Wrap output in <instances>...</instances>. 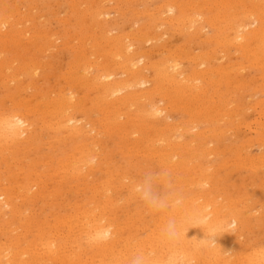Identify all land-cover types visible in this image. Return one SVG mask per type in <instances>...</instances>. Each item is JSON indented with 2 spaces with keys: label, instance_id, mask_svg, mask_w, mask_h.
<instances>
[{
  "label": "rangeland",
  "instance_id": "obj_1",
  "mask_svg": "<svg viewBox=\"0 0 264 264\" xmlns=\"http://www.w3.org/2000/svg\"><path fill=\"white\" fill-rule=\"evenodd\" d=\"M4 2L5 1H9V0H3ZM13 1V2H12ZM10 0L9 2H12V3H10V4H8L9 5V7L6 9L7 11H8V14H9V16H12V18H9V21H11L10 23H11V25L9 24L8 26H3V27H0V29H2L3 28V30H1V32L2 31H5L6 29H8L9 28V30H6L5 32H7L8 33V35H6L7 37H0V39H2L3 41L1 42V40H0V47L2 48L1 50L3 51V53H2V51L0 50V57H1V55L3 56L4 55V53H5V57L3 56V58L1 59V61L0 62H3V60L5 61V60H7V61H5V62H3L4 64H3V68H2V70L0 71V116H7L8 114H10V113H13L14 112V110L15 109H17L18 107H21V109L19 108V109H17V111H15V112H18V111H20V112H18V113H21V111H23L22 113L23 114H25L26 116L24 117L27 121H30L29 123H32V126H33V131L31 132L32 134V138L30 139V141H29V143L28 144H26L25 146L27 147L25 150H22V153H20V154H15V160L13 159V160H9V161H11V162H9L8 161V163L9 164H3V163H1L0 165V169L2 168H4V173H3V170H1V174H0V181H2V182H0V192H5V196L6 195H8L9 197H10V200H12L11 201V203H12V206H13V209L14 210H16L15 211V213L14 212H9L8 211V207H4L3 209H1L0 210V225H1V227H0V250H3V248H5L4 250H7L8 249V247L9 246H6V245H10V247H13V250H15L14 252H17V253H19L18 254V256L19 257H21L20 255L22 254V248H25V247H28V249L26 248V250H28V253H30V254H28V256L26 255V254H22V258L23 257H29L30 259H33V260H36V259H40L39 261H37L38 263L37 264H39V262L41 261V260H43V259H45L46 260V258H49V256L47 257V256H44V255H46V253H44L45 252V247H43L44 246V244L46 243L45 241H48V240H50L51 241V239L53 240V242L55 241L56 243V245L55 244H53V245H55V246H57L58 247V244L60 243L62 246V249L64 248V251H65V254H66V251H68L67 252V256H71L70 254H72V253H77V252H80V250L82 249V251L80 252V253H83V254H81L82 256H84V255H87L85 258H87V260H89L90 258L89 257H91L92 255L91 254H93V253H95V251L93 250V249H88L87 248V244H86V241L84 240V235L82 234L81 235V233H75L76 231L74 230V229H76L75 228V226H72V228H70L71 229V231L72 232H74V233H69V231H66V228H68V226H66V225H68V223H70L71 221H69L68 222V220H69V218H78V212L80 211V209H81V207H77V205H79V204H77V203H83L84 204V201H86L85 202V205H88V206H92L94 203H96V202H100V201H98L97 200V198L94 196V195H92L94 192H92V191H94L93 189L94 188H97L96 187V185H97V183L100 181V180H102L104 177V174H105V172H104V170L102 171H98L97 172V170L95 171V169H94V171H93V173L95 174V175H92V173L91 174H89L90 175V178H89V176L86 178V179H84L83 181L81 180V179H78V178H76L75 179V177L73 178V177H71L69 174H67V176L65 175L66 173H64L63 174V171H62V167H60V166H62L63 164H65L66 163V161H68V159L69 158H71L72 159V157H73V155H76V154H78V152L80 151V152H82V151H84V152H86L87 150V148L88 147H90V148H94L93 150H95V152H99V156H97V158L96 159H94L93 160V162L92 163H98L99 165L97 166L98 168H100V162L102 161V163L104 162V167L106 166L105 164H107V168H109V169H111L112 171H115L116 173H118V172H120L121 171V173H119V174H123V175H125V176H123L124 178H122V179H119V182H120V180H124V181H122V182H120L121 184H123V183H126L128 180H130L133 176H134V174L136 175V177L134 176V178H132L131 180H134L135 178H136V180H134L135 182H137V181H140L141 179H143L142 181H140V182H144V183H146L147 184V186H148V188H149V190L148 191H150V193H152L151 195H152V197L154 198V199H157V198H160V199H164V200H167V197L169 198L170 196H172L173 194H175V193H178V195L180 194V198H183V194H187V193H184V191H185V189L184 188H182V186L180 185L179 187H178V184H175V180L174 179H171V178H173L172 177V175L170 174V173H166L165 174V176L166 177H164L163 179L165 180V181H163V179H161L160 177H161V169L160 168H158L156 165V163L155 164H153L154 163V159H153V157L151 156H146V155H144V157L141 155V152H140V154L138 153V151H136L137 153H134L135 152V149H131V144L129 143V141H128V139H127V137H124L125 135H123V136H121V134H124V132L123 131H119V129H117V128H113V127H118V126H122V125H119V122L121 123L122 121V124L123 123H125L127 120H128V117L130 116H127V113H128V111H130L128 114H132L131 115V117L133 116V114L136 116V117H138V116H140L139 114H141L140 112H139V109L138 108H140L141 109V104L139 103H134V101L132 102V100H131V103H132V105H133V103H134V105L133 106H135L134 107V111L133 110H131L132 109V105H130L131 103H129L128 104V102H130L129 100L131 99V97L130 96H128V95H131L134 91H136L134 94L135 95H140L141 94V92L143 91V92H145V94L147 95V91L148 90H151L152 88H153V90L154 89H157L156 88V78L153 80V79H150V77L152 76L153 78H154V75H155V77H156V73H157V68H161V67H164L165 68V66L167 65V67L168 68H166V70L168 69H170V70H172V73L176 70L177 71V73H179V75H180V73H181V75L179 76L178 75V79H181L182 78V82L184 81H186L188 78H186L187 76L188 77H191L190 79H191V81H190V79H188V81H186L185 83L188 85V84H190V85H193V84H195V82H197L196 83V85H198V83H201V84H199V86H203V90H205L206 89V92H205V94H204V96H203V98H205V99H208L209 101L208 102H210V104L209 103H207V101H205V102H203L202 103V105H201V102L203 101V98H202V101H197V103H193L192 101H190L191 102V104H190V102H189V104H190V107L188 106L189 104L188 103H185V104H187V106L186 105H184V100L185 99H188V97H186V96H183V98H181L180 99V97H178V96H173L172 95V93H170L169 92V90L171 91V89H170V87L166 84V83H164L163 82V86H159V90L158 91H154L153 92V98L151 97L150 98V100L148 99V101H147V98H146V100L144 101V105H145V108L144 109H148V107L146 108V106L148 105L149 106V104H150V107H149V109L151 108V107H153V108H155V106L157 105V108H163V106H166L165 107V109L162 111V112H160L159 113V117L160 118H164V122H165V120H166V122H165V124H166V126L167 127H164L165 125H164V123H162L163 122V118L161 119V123L163 124V131H165L164 132V134H163V137H165V133H167V136H168V134H169V137L168 138H164V140L167 142V143H169L170 141L169 140H171V139H173L174 141H175V139H178L177 137H179L180 139H178V140H176L175 142L177 143V145L179 144V147L180 146H182L183 145V147H181V148H186L187 147V149H188V151L191 149V146H193V145H195L196 147H198L199 146V144L197 145L196 143L197 142H199L200 141V143L202 142L203 143V141H208V143L207 142H204L203 144L206 146V149L208 150L209 148L210 149H213L215 152H217V153H215V152H213V153H211V154H213V155H209V154H207V155H205L204 157L205 158H200V164L202 165V163H203V161H204V163H203V165L201 166L203 169H205V171H206V173H207V175H206V180H204L202 183H200V184H198L197 185V187L195 186L194 187V185H189L188 187V189H186V190H188L189 192H192L193 194H196L197 192H198V194H200V193H207V196L209 197V198H212V199H214L213 198V196L214 197H217V198H215L214 200L215 201H217L218 202V200H219V202H220V204H223V206L224 207H226V208H229V207H231V208H229V210H232L233 211V209L235 210L234 212H238L239 213V218H238V220L239 221H237L236 223H234V225H232V227L230 228L231 229V231H232V233L234 234V236H235V239L234 240H236V238L238 239V240H236V242H234L233 240V244H232V242H231V245L232 246H235V247H233V248H237V245H238V243H239V248H240V250H242V251H238L239 253H240V257L238 256V258H237V262L239 261V258H240V260L241 261H239L237 264H242V263H244V260L246 259V258H248V257H256V256H258V255H261L260 253H263L262 251V249H264L263 247H264V241H262V240H264V208H262L263 206H264V189H262V188H264V176H263V174H264V148L262 147V145H264V142L262 141H260V140H262L263 138H264V130H262V129H264V127H262V124H263V126H264V120H263V117H264V113L262 114V110L264 111V105H263V103H264V86L262 87L261 86V84L262 85H264V80H262L263 79V74H264V67H263V65L262 64H259V65H261V67L263 68V70L261 71V69L262 68H260V66L257 64V65H255V67L257 66V68H255L254 66H250V65H248L249 63L250 64H252L253 65V59L251 58V57H249V55H247V54H245V53H243L241 50H237V47H236V45L234 44V43H229V45L228 44H226V49L227 48H229V52H228V49H227V52L229 53V56H230V54H232V50H233V55H231L230 57L228 56V54H227V57L229 58V60H228V58H226V51L224 50V48H225V45H223V44H221V42L220 43H218V41H217V43H216V41H215V43H214V40H216V39H218V40H223L224 38H227V36L229 35L230 37H232V33H233V30L232 29H230L229 27L231 26V25H233L232 24V21H233V19L232 20H230V15L228 14L229 12H230V8H229V6L228 7H226L224 10L225 11H223V10H220V6L218 5V3H220V2H218V1H220V0H208V2H209V6H206L205 7V4L207 5L208 3H205V0L203 1V0H198V1H200V4H198V1H194V0H192L194 3H197V4H194L193 2H191V0H187V1H189V3L190 4H188V6H190V7H187V4H185L187 1L186 0H174V2L176 3H174L173 2V0H154L153 2H152V0H151V2L149 1V0H134L135 2H133L132 0L131 1H129V0H120V1H122V2H120L119 0L117 1V0H110L111 2H109V0H104V1H108L109 3H107V2H100L99 1V4L101 5L102 3V7H103V9H104V11H103V9H101V6H99V7H97V8H99V9H96V6L97 5H99L98 4V2H97V0H94L95 1V3H93L94 1L93 0H88V2H91V4L89 3V5H93V6H95V8L93 7V6H89V8H91L92 9V11H90L89 10V8L86 6V5H88V2H86L85 3V1H87V0H81L82 2L80 3V0H50V1H48V0ZM15 1V2H14ZM22 1V2H21ZM57 1H58V3H57ZM65 1V2H64ZM73 1V4H71V2ZM76 2V4L74 5V3ZM129 1V2H128ZM146 1H148V2H146ZM180 1V2H179ZM207 1V0H206ZM211 1V2H210ZM255 1H258V0H255ZM259 1H261V0H259ZM9 2H7V3H9ZM62 2H64L65 3V5L66 6H68L67 8L65 7V5H63L62 6ZM67 2V3H66ZM117 2L119 3V4H117ZM128 2V3H127ZM136 2H139L138 4L136 3ZM168 2H169V4H174L175 6H176V9H179V8H181V7H183L184 8V5H186L185 7H186V10H188V11H186L185 10V8L183 9V10H185L186 12H187V14H185L186 12L185 11H183V14H184V16H183V14H179L178 12H176V14H175V18H176V20L177 19H181V21L179 22L178 20V22H170V20H169V13H168V11L167 12H165V10L163 9V7L164 6H166L167 7V4H168ZM204 3V4H202V3ZM212 2L214 3V4H212ZM243 2H248V3H246L245 5H244V8L245 9H247L246 10V12H248V10H249V5H250V3H249V1H243ZM15 3V4H14ZM18 3V4H17ZM53 3L55 4V6L53 5ZM56 3H57V5H56ZM59 3H61L60 5H59ZM63 3V4H64ZM79 3V4H78ZM83 3H85V4H83ZM122 3H124V4H122ZM142 3V4H141ZM144 3V4H143ZM150 3V4H149ZM160 3V4H159ZM162 3V4H161ZM179 3V4H178ZM193 5H192V4ZM71 4V5H70ZM78 4V5H77ZM97 4V5H96ZM105 4L106 5H108V6H106V8L104 7L105 6ZM122 6H121V5ZM137 4V5H136ZM152 4V5H151ZM164 4H166V5H164ZM168 4V5H169ZM183 4V5H182ZM212 4V5H211ZM217 4V5H216ZM249 4V5H248ZM16 6V7H14V6ZM20 5V6H19ZM34 5V6H33ZM39 5V6H38ZM77 5V6H76ZM80 5L81 6H83V7H80ZM104 5V6H103ZM156 5V6H155ZM179 5V6H178ZM196 5H199L203 10L201 11V13H198L199 15H201V17H202V20H200V19H198V20H196V22H195V20H193L195 17H196V12H195V10H194V12H193V9H194V7L196 6ZM211 5V6H210ZM17 6H19V7H17ZM27 6H29V7H27ZM36 6H38V7H36ZM60 6H61V8H60ZM73 6V7H72ZM79 7V11L77 12V8ZM113 6H115V7H113ZM129 6V7H128ZM136 6V7H135ZM152 6V7H151ZM161 6V7H160ZM192 6H193V8H192ZM217 6V7H216ZM247 8H246V7ZM249 6V7H248ZM11 7L12 8H14V9H11ZM43 7H45V8H43ZM54 7V8H53ZM85 7H87L86 9L87 10H89L88 12H86L88 15H86V13L84 12L85 11ZM107 7H108V9H107ZM123 7V8H122ZM151 7V8H150ZM161 8V10L160 11H157V10H159L160 8ZM166 7H164L165 9H166ZM207 7L209 8L208 10H207ZM17 8V9H16ZM18 8H20L21 9V11H23V13L22 12H17V10L18 11H20V9H18ZM50 8V9H49ZM51 8H53V9H51ZM58 8V9H57ZM60 8V9H59ZM114 8H116V9H114ZM120 8V9H119ZM132 8H133V10H132ZM140 8H142V9H140ZM144 8H145V10H144ZM146 8H148V9H146ZM159 8V9H158ZM192 8V9H191ZM213 8V9H212ZM217 8H219V10L217 9ZM244 8H241V9H244ZM16 9V10H15ZM57 9V10H56ZM62 9H63V11H62ZM68 9V10H67ZM81 9H82V11L84 12V16L82 17V15H79L78 13H81ZM95 11H94V10ZM100 9L103 11L102 13H97V12H100ZM105 9L106 10H108L107 12L105 11ZM154 9V10H153ZM207 10V12H206V10ZM222 9V8H221ZM226 9H228V13H226L227 12V10ZM244 9V10H245ZM9 10H12L11 11V13H9ZM32 10H34L33 11V14H32ZM53 10V11H52ZM62 11V12H60V11ZM73 10V11H72ZM86 10V11H87ZM98 10V11H97ZM112 12H111V11ZM131 10V11H130ZM141 10V11H140ZM189 10H191L190 11V13H189ZM210 10V12L212 11V13H210V12H208ZM52 11V12H51ZM94 11V12H93ZM114 11H117V12H114ZM119 11V12H118ZM136 11H138V12H136ZM146 11V12H145ZM151 11H152V13H151ZM157 11V12H156ZM203 11H205V12H203ZM222 11V12H221ZM15 12V13H14ZM26 12V13H25ZM55 12H57V13H55ZM64 12V13H63ZM82 12V13H83ZM91 12H93L92 13V15L95 17V18H97V19H95L94 17H90V16H92L90 13ZM104 12H106V13H104ZM108 12H110V13H108ZM141 12V13H140ZM150 12V13H149ZM157 14H156V13ZM161 12V13H160ZM226 14H225V13ZM12 13H14V14H12ZM18 13H21V14H18ZM36 13H37V15H36ZM50 13V14H49ZM55 13V14H54ZM76 13L78 14V15H76ZM81 13V14H82ZM121 13H123V14H121ZM139 13L140 14H142L141 15V17L143 18V21H141L140 19H142L140 16H139ZM147 13V14H146ZM163 13H167V16H166V14H163ZM192 13H193V15H192ZM210 13V14H209ZM221 13V14H220ZM12 14V15H11ZM16 14V15H15ZM19 16H18V15ZM30 14V15H29ZM49 14V15H48ZM62 14V16H60ZM97 14H98V16H97ZM115 14V15H114ZM146 14V15H145ZM153 15L151 18H152V20L151 19H148V18H150V17H147V15ZM155 14V15H154ZM162 14H163V16H162ZM177 14H178V16H177ZM231 14V13H230ZM20 15H22L26 20H24L23 21V17L21 16L20 17ZM31 15H33V16H31ZM56 15H58L57 17H55ZM67 15V16H66ZM90 15V16H89ZM102 15V16H101ZM156 15H158V17L156 16ZM159 15L162 17H159ZM181 15V16H180ZM209 15V16H208ZM213 15L214 16H219V20L217 21V18L215 19V22H214V25H212V24H209L208 22L206 23V21H207V16H208V18L209 17H213ZM221 15H222V17L223 18H221ZM26 16V17H25ZM27 16H29V17H27ZM35 16V17H34ZM49 16V17H48ZM75 16H77V18L75 17ZM79 16V17H78ZM80 16L82 17V20H81V18H80ZM88 16V17H87ZM132 16H135V17H132ZM137 16H138V18H137ZM180 16V17H179ZM184 17V18H181V17ZM185 16H187L188 17V19H187V17H185ZM204 16H206V17H204ZM227 16V19L229 20V21H231V22H228L227 20H226V22H221L220 20L221 19H224L223 21H225V17ZM34 17V18H33ZM45 17H47V18H45ZM50 17H52L51 19H50ZM70 17V18H69ZM75 17V18H74ZM102 17V18H101ZM124 17H126V18H124ZM140 17V18H139ZM145 17H147L146 19H145ZM178 17V18H177ZM190 17H192V18H190ZM229 17V18H228ZM15 18H22V20L21 21H23V22H21V21H14V20H16ZM27 18H28V20H27ZM31 18V19H30ZM42 20V21H44V22H40V19ZM43 18V19H42ZM54 18H56V19H54ZM62 18V19H61ZM79 18H80V20H79ZM84 18V19H83ZM93 18V20H91V19ZM113 18H115V19H113ZM154 18V19H153ZM188 20H186V19ZM190 18V19H189ZM197 18V17H196ZM206 19V20H204V19ZM249 18H252V17H249ZM246 19L248 22H250V21H252L253 20V18H252V20L251 19ZM11 19V20H10ZM19 19V20H20ZM37 21H36V20ZM46 19V20H45ZM73 19V20H72ZM97 21V23L95 24V23H93V22H96L95 20ZM118 19H120V20H118ZM139 19V20H138ZM165 19H167V20H165ZM184 19V20H183ZM192 19V20H191ZM47 20H48V22H49V24L47 23ZM61 20H65V24H64V22H62L63 23V25H62V23L60 22ZM79 22H78V21ZM85 20V21H84ZM88 20H90L91 22V24H85V23H87V22H89ZM106 20V21H105ZM117 22H116V21ZM135 20H136V22L138 23V26L136 25V22H135ZM155 20H160V21H158V22H156ZM199 20H200V22H199ZM245 19L243 20L244 21V23H248L247 21H246ZM51 21H53V22H51ZM58 21V22H57ZM78 22V23H76V22ZM99 21H100V24H99ZM155 21V22H154ZM183 21V22H182ZM193 22L194 24L193 25H191L192 23H190V22ZM13 22H16V24H13V26H12V23ZM18 22V23H17ZM29 22V23H28ZM33 22H37L36 24H34ZM45 22H46V24H45ZM82 22V23H81ZM83 22H84V28H83V25H78L79 23H81V24H83ZM101 22H103V25L104 26H106V27H102V23ZM115 22V23H114ZM146 22V23H145ZM163 22H164V24H163ZM185 22H188L189 24L188 25H191V26H193L194 27V29L191 27V26H188V27H183V28H181L182 26H183V24H184V26H185V24H186V26H187V23H185ZM227 22H228V24L230 23V25L228 26V24H227ZM21 23V24H20ZM26 23H27V25H26ZM42 23V25H40V24ZM59 23H61V24H59ZM72 23V24H71ZM74 23H76V24H74ZM123 23H126L127 25L126 26H121V25H124ZM151 23V24H150ZM156 23H157V26H159V28H162L161 29V32H160V29L157 27V26H155L156 25ZM167 23H169V24H167ZM176 23H177V25H176ZM181 23H183V24H181ZM205 24V26H204V24ZM224 23H225V26L229 29H227L225 26H224ZM32 24H33V26H32ZM38 24V26L36 27H34V25H37ZM48 24V25H47ZM52 24H54V25H52ZM72 26H71V25ZM94 24V25H93ZM99 24V25H98ZM113 24H115V25H119L118 26V30H116L117 29V27H115ZM135 24V25H134ZM149 25L148 27H147V25ZM178 24H179V26H178ZM218 24V28L216 27V25ZM18 25L20 26V27H22V28H20V27H18ZM23 25H24V27H23ZM54 26L53 28L52 27H50V26ZM58 25H62V26H58ZM68 27H67V26ZM69 25H70V27H69ZM76 26V28H75V26ZM88 25H89V27H88ZM90 25H91V27H90ZM96 25H98V26H96ZM135 26V28H134V26ZM165 25V26H164ZM167 25V26H166ZM181 25V26H180ZM208 25V26H207ZM212 26V28H210L211 26ZM220 25H223V26H220ZM9 26H11L12 28H10ZM28 28H27V27ZM30 26H32V27H30ZM58 26V28L57 29H54V28H56ZM112 26H114V27H112ZM130 26V27H129ZM157 29V30H153L152 28H154V27ZM160 26H162V27H160ZM213 26H215L214 28H216L215 29V31L213 32ZM250 26H251V28H250ZM254 26V23L252 24V23H250V25H249V28L250 29H252V28H254L253 27ZM41 29H39V28ZM45 27H47V28H45ZM60 27H63V28H60ZM77 27H79V28H77ZM85 27H87L86 29H85ZM93 27H95V28H93ZM121 27V28H120ZM126 27V28H125ZM127 27H129L131 30H127V29H129V28H127ZM145 27H146V29H145ZM168 27H170V28H168ZM176 29H175V28ZM197 27V28H196ZM201 27V28H200ZM203 27H204V29H205V32H203L205 35H206V38L208 39H205V35L203 34L202 35V30L204 31V29H203ZM206 27V28H205ZM219 27H221L222 29L221 30H219L220 28ZM232 27V26H231ZM17 28L19 29V30H17ZM32 28V29H31ZM37 28H38V30H37ZM69 28V29H68ZM81 28V29H80ZM97 28V29H96ZM110 28H113V29H110ZM133 28V29H132ZM144 28V29H143ZM167 28V29H166ZM199 28H200V30H199ZM225 28H226V30L228 31V32H224V31H226L225 30ZM17 30V31H14V30ZM27 29H29L30 31H28ZM47 29V30H46ZM60 29H62V31H60ZM89 30V31H91L92 33H90V35L87 33V31H85V30ZM103 29H105L104 31H103ZM106 29L108 30V31H111V33H108V31L107 32H105L106 31ZM135 29V30H134ZM140 29V31H142L140 34L143 36H139V38H138V34H139V32L140 31H138ZM169 29V30H168ZM170 29H171V31H170ZM175 29V30H174ZM182 29H183V31H182ZM184 29H188V30H185V31H189L188 33L186 32H184ZM191 29V30H190ZM211 29V31H209L208 32V30H210ZM249 29V30H250ZM12 30V31H11ZM25 30V31H24ZM32 30V31H31ZM33 30H36V31H39V33L38 32H34L33 33ZM44 30V31H43ZM50 30H53V31H51L50 32ZM66 30V31H65ZM69 30V31H68ZM115 30V31H114ZM165 30V31H164ZM179 30V31H178ZM223 30V31H222ZM19 31V32H18ZM22 31V32H21ZM24 31V32H23ZM28 31V32H27ZM47 31L48 32H50L49 33V35H51V37L48 35V37L46 36V35H44V34H48L47 33ZM57 31L59 32L58 34H57ZM64 31V32H63ZM70 32L71 31V33L73 34V36L71 35V33H69L71 36H70V38L71 39H69V34H68V32ZM74 31H76L77 33L76 34H78V35H76V34H74ZM81 31H85V32H81ZM114 31V32H113ZM129 31V32H128ZM144 31V32H143ZM155 31V32H154ZM157 31V32H156ZM178 32V34H177V32ZM193 31V32H192ZM196 31H200L199 33H196ZM221 31V32H220ZM0 32V33H1ZM27 32V33H26ZM53 32V33H52ZM66 32H67V34H66ZM79 32H81L80 34H79ZM94 32H96V33H94ZM105 32V33H104ZM116 32V33H115ZM125 32H126V34H128V36L125 34ZM146 32V34L148 33V32H150L151 33V35L153 36V37H151L150 36V34L149 35H145L144 33ZM154 32V33H153ZM163 32H165V33H163ZM171 32H172V34H171ZM181 32H183V35H186L185 37L184 36H181V37H179L182 33ZM3 33V32H2ZM11 33V34H10ZM14 33H17L16 34V36H15V34ZM22 34V35H18V34ZM38 33V34H37ZM44 33V34H43ZM54 33H56V34H54ZM87 33V35L86 36H83V35H85ZM134 33H136V34H134ZM158 33V34H157ZM161 33V34H160ZM167 33H169V35L167 34ZM185 33V34H184ZM196 33V34H195ZM200 33H201V35H200ZM209 33V34H208ZM218 33H220L219 35H218ZM223 33V34H222ZM225 33H228V34H225ZM12 34H13V36H12ZM31 34H35V35H33V44H32V46H28V45H30L31 43H29V42H32V39H31V37L30 36H32ZM43 34V35H42ZM61 36H60V35ZM105 36H104V35ZM111 34V35H110ZM120 34V35H119ZM127 36V37H125V35ZM134 34V36H132ZM144 34V35H143ZM155 34L157 35V36H160V38L162 39V37L164 38V39H159L158 37H156L155 36ZM160 34V35H159ZM162 34H163V36H162ZM194 34V35H193ZM198 34V36H196ZM215 34H217V36L218 37H212V35H215ZM3 35V34H2ZM36 35H37V37H36ZM42 35V38L40 37ZM64 35H67V36H64ZM78 36V37H76V36ZM92 35V36H91ZM97 35V36H96ZM118 35H119V37H118ZM176 37H175V36ZM200 35V36H199ZM9 36V37H8ZM11 36V37H10ZM14 36H15V39H14ZM20 38H19V37ZM34 36H35V39H34ZM62 36H64V37H62ZM79 36H83V37H80L79 38ZM88 36L89 37H91V38H88ZM94 36H96V38L98 37H100L99 39H97V41H96V39H95V37ZM101 36H104V37H101ZM106 36L109 38L110 36H111V41H108V40H110V38L109 39H107L106 38ZM113 36V37H112ZM121 36H123V37H121ZM129 36H130V38H129ZM149 36L151 37L150 39H153V40H148L147 41V39H149ZM155 36V37H154ZM222 36V37H221ZM24 37V38H23ZM47 38V41H45L44 39L45 38ZM53 37H56V40H54V38ZM57 37H62V39L64 38V41L62 40V39H60V38H58L57 39ZM84 37H86V38H84ZM115 37V38H114ZM132 37V38H131ZM135 37V38H134ZM145 37H148L147 39H145ZM178 37L179 38H185V40H184V38L183 39H178ZM194 37H196V38H194ZM204 39H203V38ZM209 37V38H208ZM212 37V38H211ZM9 38L11 39V41L9 40ZM13 38V39H12ZM22 38H23V41L24 42H26V43H24V44H27V46L26 47H29V48H26L25 47V45H24V47H23V45H22V43L20 42H18L19 40L18 39H20V40H22ZM28 40H27V39ZM51 39V41H53L54 40V42L55 43H57V44H55V46H54V43H51L50 44V40L49 39ZM75 38H78V39H76L78 42H76L75 41ZM81 38H83L81 41H80V39ZM96 41V42H99L100 43V48H102V49H104V47L107 49V50H105L106 52H110V50H111V52H113V50H115V51H117V52H113L114 54H115V56H114V54L113 53H111L110 54V56L109 55H107V57L105 58V56H104V53L103 54H100V52H102L103 50L102 49H100L98 52L96 51V50H94V48H93V46H92V44L93 43H95L94 41H92L93 39ZM106 39L105 41L103 40V39ZM114 38V39H113ZM121 38L122 39H124V45H121V44H123V43H120L119 44V46H117V45H115L116 43H114V42H117V41H121ZM173 38H175L176 40H174ZM191 38V39H190ZM203 39V41H202V39ZM216 38V39H215ZM36 39H41L40 40V43L39 44H36V42L35 41H37V43L39 42L38 40H36ZM53 39V40H52ZM66 39H67V41H66ZM69 39V40H68ZM102 39V40H101ZM133 39H135V40H133ZM154 39H156V42H155V40ZM197 39V40H196ZM199 39V40H198ZM214 39V40H213ZM5 40V41H4ZM17 40V41H16ZM57 40H59V43L58 42H56ZM71 40H73L72 42H73V44H72V42L70 43V41ZM86 41V43H84L85 41ZM89 40H91V41H89ZM114 40V41H113ZM117 40V41H116ZM125 40H128V41H125ZM134 42H133V41ZM138 41V43H137V41ZM142 40V41H141ZM171 40V41H170ZM173 40L175 41V44L173 43ZM191 40H192V45H190L191 44ZM211 42H210V41ZM11 42V44L9 43H7V44H5L6 42ZM42 41V42H41ZM63 41V43L65 42V43H67L66 44V46L67 45H69L68 47L70 48V50H68L69 48L68 47H65L64 46V44L63 43H61ZM89 41V42H88ZM102 41H104V42H106V43H104L103 44V42ZM129 41H131L130 43L132 44V46L130 47V48H128V49H124V48H126V44L127 43H129ZM159 41H162V42H159ZM171 42V45H169V43ZM199 41V43L197 44V42ZM203 43H201V42ZM228 41V40H227ZM16 42H17V44H16ZM45 42V43H44ZM49 42V43H48ZM92 42V43H91ZM102 42V43H101ZM122 42V41H121ZM133 42V43H132ZM146 42V43H145ZM155 42V43H154ZM165 42V43H164ZM169 42V43H168ZM176 42H177V44H176ZM194 42V43H193ZM4 43V44H3ZM41 43H44V49H42L41 50V46H40V44ZM47 43V44H46ZM61 43V44H60ZM76 43V44H75ZM80 43V44H79ZM83 43V44H82ZM91 43V44H90ZM108 43H110V44H108ZM111 43H114L113 45H111ZM140 43V44H139ZM142 43V44H141ZM143 43H145L144 45H146V44H148V45H146V46H144L143 45ZM162 43V44H161ZM168 43V44H167ZM172 43H173V46H172ZM181 43H182V45H181ZM188 43H190V44H188ZM16 44V45H15ZM63 44V45H62ZM71 44V45H70ZM103 44V45H102ZM151 44H152V47H151ZM167 46V48L165 47V45ZM179 44V45H178ZM184 44V45H183ZM187 44H188V46L189 47H187ZM212 44V48H208L210 45ZM219 44H221V45H219ZM4 45H6L5 47H4ZM9 45V46H8ZM34 45V46H33ZM37 45H39L38 46V48L40 47V50L42 51H39V54H35L34 53V50H35V52L37 51L38 52V48L37 47H35V46H37ZM72 45H73V47H72ZM79 45V46H78ZM90 47H89V46ZM109 45L111 46V47H109ZM128 45V44H127ZM135 45H137V47H138V45H139V47H138V49H140V51L139 50H137L136 48V46ZM143 45V46H142ZM155 45V46H154ZM178 45V46H177ZM194 45V46H193ZM198 46L199 45V47H197V49L196 50H193V48H196V46ZM208 45V46H207ZM218 47H217V46ZM231 45V46H230ZM233 45H235V48H234V46ZM7 46H8V48H7ZM10 46H16L15 48H16V50H15V48L13 47V49H14V51L16 52L18 49V51L19 52H21L22 54H20L19 53V56H17L16 55V53L18 54V52H12V53H7V52H11V51H13L12 49H11V47ZM19 46V47H18ZM48 46V47H47ZM52 46H54V47H52ZM64 46V47H63ZM75 46V47H74ZM81 46H84L83 48H85V53L82 55V53H81V49H83V48H81ZM117 46V49L119 48V50H117L116 48H114V47H116ZM125 46V47H124ZM169 46H172L171 47V49L172 48H174L175 49V52H174V49H172V52H171V50H170V47ZM191 46H192V48H191ZM206 46V47H205ZM230 46V47H229ZM233 46V49L231 48ZM3 47H4V49H3ZM10 47V48H9ZM20 47H22V49H20ZM31 47V48H30ZM36 49H35V48ZM64 48V49H61V48ZM76 47H79V48H81V49H79V52H78V50H77V48ZM92 47V48H91ZM132 47H134V49L132 48ZM141 47V48H140ZM178 47V51L176 52V48ZM182 47H183V52L185 51V53L187 52H189L188 54L186 53V54H182L183 52L181 51V49H182ZM185 47H187L186 49H185ZM202 47H205V49L204 48H202ZM214 47V48H213ZM222 47V48H221ZM18 48V49H17ZM32 48H34L33 49V51L32 52H30L31 50H32ZM51 48V49H50ZM53 48H54V50L56 49H58V51H52L53 50ZM67 48V49H66ZM76 48V49H75ZM122 48V49H121ZM133 50H132V49ZM159 48V49H158ZM199 48H201V49H199ZM7 49H11L10 51H6L5 52V50H7ZM27 49V50H26ZM28 49L30 50V51H28ZM48 50V52H47V50ZM71 49H73V50H71ZM91 49V50H90ZM120 49H121V51H123V52H125V53H127L128 55L130 54V56H134V58H136V59H138V58H142L140 61H142V62H138L137 63V66H138V68L139 67H144V73H145V66H144V64L147 66V65H149V64H155L154 65V69H153V65H149V66H151L150 68H148L149 69V71H148V69H146L147 71H146V73L147 74H145L146 76H147V79L149 78V82H146V84H148V85H146V84H135L136 86H138L137 88H135L134 86H131V87H128V88H126L124 91H121V92H119L118 93V97L120 96V97H124L125 95H126V97L128 96V101H127V103H126V105L125 104H119L117 107H118V109H120V110H117V107H116V105H113L112 107H110V109H113V107L115 106V109H114V111L112 112V111H109V109H107V113H106V115H108V112H110V114L111 115H113L114 116V118L115 119H112V118H110V117H113V116H111L110 114H109V116L110 117H105V115L103 114V112L101 111L100 112V110L98 111V109H100V108H95V106H91L90 105V102H91V100H95L97 97H100L98 94H100L96 89V87L99 85H97V84H93L92 86H88V88L87 87H85L86 85H82V86H80L81 88H79V85H81V84H79V83H76V79H78L79 77V72L81 71V69H82V72H80L81 74L83 73V75H84V73H85V71H87V70H90V72H91V74H89V73H86L87 75V78H88V76L90 77V76H94L95 75V73H99V71H101L102 69H101V66L99 67L98 66V64H100V63H104V61L105 60H108L110 63L111 62H113L112 60L114 59V60H117V59H119V58H121L122 59V57H119L118 55H116L119 51H120ZM124 49V50H123ZM130 49V51H128ZM145 49V50H144ZM147 49V50H146ZM157 49V50H156ZM168 49V50H167ZM185 49V50H184ZM188 49V50H187ZM199 49V51H197ZM203 49V50H202ZM217 49V50H216ZM220 49H221V51H224V52H221L220 51ZM235 49H236V51H235ZM23 50H25V51H27L28 52V54L29 53H31V54H33V55H31V54H25L24 52H22ZM46 50V51H45ZM67 50H68V52H67ZM94 50V51H93ZM126 50V51H125ZM137 50V51H136ZM143 50V51H142ZM164 50H166V52L164 51ZM202 50V51H201ZM231 50V51H230ZM43 51L45 52V53H43ZM49 51H51V52H49ZM61 51V52H60ZM77 52V53H80V54H74L75 52ZM88 51H90V52H88ZM93 51V53H91ZM96 51V52H95ZM105 51H103V52H105ZM120 51V52H121ZM137 53H136V52ZM139 51V52H138ZM157 51V52H156ZM190 51H193V53L192 52H190ZM201 51V52H200ZM240 51H241V53H240ZM36 52V53H37ZM47 52V53H46ZM59 52V53H58ZM65 53V55H63V54H60V53ZM69 52H70V54H69ZM95 52V53H94ZM119 52V53H120ZM156 53V55L154 56V54ZM180 52H182V53H180ZM195 52H197V54H199V55H197V54H195ZM214 52V53H213ZM221 52V53H220ZM235 52V53H234ZM238 52V53H237ZM42 55H41V54ZM48 53L50 54V55H48ZM51 53H53V54H57V55H59V56H57L56 55V59L54 58L53 59V57H55L54 55H52V57H51ZM124 53V54H125ZM136 53V54H135ZM140 53V54H139ZM141 53H145V54H148V55H145L144 54V56L142 57V55L143 54H141ZM163 53V54H162ZM166 53V54H165ZM169 53V55H167ZM191 53V54H190ZM200 53H201V55H203L204 57H206L205 55H207V58H209V56H210V58H209V60H211L212 59V61H210L209 63L208 62H206V63H204L203 65L200 63L201 61H202V59H203V56H200ZM212 53H213V55H212ZM216 53V54H215ZM218 53V54H217ZM224 54V57H221L220 58V56H223V54ZM237 53V54H236ZM9 54V55H8ZM90 54H92L93 56H95V57H92V55H90ZM96 54H98L97 56H96ZM121 54H122V52H121ZM127 54H125V55H127ZM136 56H135V55ZM153 54V55H152ZM180 54V55H179ZM196 55V57H194L195 55ZM222 54V55H221ZM234 54H236L235 56H238V57H235L234 56ZM242 54V55H241ZM243 54L245 55V56H243ZM8 55V56H7ZM20 55H22V56H25V55H28L27 57H29L30 59L32 58L33 59V61H32V59L30 60V59H25L24 61L25 62H23V61H21V60H23L24 58H27L26 56L25 57H21ZM31 55V56H30ZM34 55L37 57V55H38V57L39 58H41V60L39 59H37L36 57L35 58H33L34 57ZM45 55H47V56H45ZM74 55V56H73ZM77 57H76V56ZM80 55V56H79ZM81 55H82V57H81ZM139 55H141V56H139ZM150 55H151V58H150ZM168 57H173V59H172V57L171 58H168ZM177 55H178V57H177ZM192 55V57H190V56ZM209 55V56H208ZM7 56V57H6ZM44 57V60H46L47 58V60L46 61H43V59H42V57ZM64 56H66V57H64ZM81 58H79V57ZM84 56L85 57H88V58H92V59H90V60H88L87 58V60H88V62H91V63H95V64H93V65H91V66H88L89 64L88 63H86V61H82V58H84ZM104 56V57H103ZM109 56V57H108ZM112 56H114V57H112ZM117 56V57H116ZM166 56V57H165ZM176 58H175V57ZM184 56H189V57H184ZM197 56H200V57H198V60H197ZM214 56H215V60H214ZM218 56V57H217ZM233 56V57H232ZM15 57V58H14ZM16 57L18 58V59H20V60H18V62H16L17 61V59H16ZM22 59H21V58ZM45 57H47V58H45ZM57 57H59V59L57 58ZM65 58V60H63L64 58ZM98 59H97V58ZM101 58V60L102 59H104V60H100V58ZM103 57V58H102ZM119 57V58H118ZM181 57H183V59L181 58ZM194 57V58H193ZM244 57H248L247 59H244ZM52 60H51V59ZM94 58H96L97 59V61H96V59H94ZM162 58V59H161ZM168 58V59H167ZM175 58V59H174ZM181 58V59H180ZM193 58V60H189V59H192ZM207 58H206V60H207ZM219 58L221 59V60H219ZM239 60H237V59ZM10 59H12V61L13 62H10L11 60ZM34 59H36L35 61H34ZM50 59V60H49ZM75 59H79V60H75ZM121 59H119V60H121ZM152 59V60H151ZM164 59H165V61H164ZM167 59V60H166ZM171 59L174 61L173 63H176V62H178V63H176V65H175V67L176 66H178V67H174V71H173V69H171V67H172V65H173V63L171 62ZM187 59V60H186ZM195 59V60H194ZM200 59H201V61H200ZM222 59H223V61L224 60H226V62L224 63H219L220 61H222ZM236 59V60H235ZM30 60V61H29ZM38 60V61H37ZM57 60H58V62H57ZM60 60H62V62L60 61ZM75 60V61H74ZM83 60H85V58L83 59ZM92 60V61H91ZM99 60H100V62H99ZM154 60V61H153ZM159 60V61H158ZM161 60H163V62L161 61ZM180 60V61H179ZM185 60V61H184ZM189 60V61H188ZM203 60H205V58L203 59ZM219 61L218 63L216 62V61ZM16 63H15V62ZM32 61V62H31ZM43 61V62H42ZM49 61V62H48ZM51 61V62H50ZM54 61V62H53ZM55 61H56V63L58 64V63H60V66L58 67V65L57 64H55ZM80 61H82V62H80ZM118 61V60H117ZM156 61V62H155ZM198 63H200L199 65H197V62ZM215 61V62H214ZM250 61H252V62H250ZM19 62H22V63H19ZM26 62H29V63H27L26 64ZM39 62V63H38ZM44 62H46L47 63V65H46V63L44 64ZM64 62V63H63ZM74 62V63H73ZM96 62H99V63H97L96 64ZM147 62V63H146ZM166 62H167V64H166ZM169 62V63H168ZM185 62V63H184ZM194 62H196L195 64H194ZM205 62V61H204ZM228 62V63H227ZM235 62H238V67L240 68V66H241V68L239 69V70H237L238 68L236 67V65H231L230 66V68H232V69H230V68H228L229 67V65L232 63V64H235ZM10 63H15L16 64V68H19V69H17L18 71L19 70H21V71H19V72H17V70H12V69H14V68H11L12 67V65L10 66L9 64ZM39 65H38V64ZM53 63L55 64V66L53 65ZM63 63V64H62ZM67 63H69L70 65H67ZM76 63H78V64H76ZM142 65H140V64ZM156 63H158V64H156ZM162 63L164 64V65H162ZM172 65H171V64ZM180 63H181V65L183 66L184 64V66L183 67H181V65H180ZM184 63V64H183ZM215 63V64H214ZM248 63V64H247ZM14 64V65H15ZM19 66H18V65ZM34 64L36 65L37 64V67H35L34 66ZM48 64H50V65H48ZM78 65V68L76 67V65ZM169 64V65H168ZM223 64V65H222ZM225 64H227V66L225 65ZM241 64V65H240ZM244 64V65H243ZM4 65H5V67H4ZM8 65V66H7ZM25 65H27L26 67H25ZM31 65H33L32 67L34 68V70H33V68L31 67V68H29ZM46 65V66H45ZM65 65H67L66 67H64ZM82 65V66H81ZM87 65V66H86ZM96 65V66H95ZM140 65V66H139ZM158 65H160L159 67H157ZM170 65H171V67H170ZM225 65V66H224ZM246 65H248V66H246ZM22 66V67H21ZM39 66H41L40 68H39ZM47 66H49V68H51V69H48V67ZM69 66V67H68ZM72 66V67H71ZM80 66L82 67V68H80ZM97 67L96 69H93V67ZM221 67V70H223L224 71V69H225V71H224V73H226V77H225V74H223L224 76H222L221 77V74L220 73H217V74H215L214 73V75H215V77H214V75H213V77L214 78H218L219 79V84L218 85H215V87L217 88H215L214 86L213 87H211L210 85H211V83H209V81H199V79H193L194 77H196V73L198 72L199 73V71L201 72L202 70H204V69H209V70H213V71H215L216 69L217 70H219L220 68L219 67ZM246 66V67H245ZM8 67V68H7ZM20 67H21V69H20ZM43 67H44V70L45 71H47V72H45L44 70H43ZM94 67V68H95ZM156 67V68H155ZM170 67V68H169ZM198 67H199V71H197L198 70ZM202 67V68H201ZM217 67V68H216ZM222 67H224L223 69H222ZM234 67V68H233ZM250 69H249V68ZM259 67V68H258ZM7 68V69H6ZM22 68H23V70H22ZM29 68V69H28ZM37 68V69H36ZM56 68H59L58 70H56L57 72H54V70L56 69ZM70 68H72V69H70ZM84 68V69H83ZM135 68V67H134ZM177 68H179L178 70H182L181 72L179 71L178 72V70H177ZM201 68V69H200ZM204 68V69H203ZM219 68V69H218ZM244 68H246L245 70H244ZM252 68V69H251ZM30 70V73L28 72V70ZM48 69V70H47ZM79 69H80V71H79ZM153 69V70H152ZM197 71H195V70ZM229 69V70H228ZM233 69L235 70H237V73H234L233 74V72H236V71H233ZM249 69V70H248ZM4 70V71H3ZM31 70H33V71H31ZM39 70V71H38ZM43 70V71H42ZM70 70V71H69ZM72 70V71H71ZM155 70H157L156 72H155ZM168 71L169 73H171V71ZM231 70V71H230ZM241 70V71H240ZM245 72H244V71ZM252 70V71H251ZM14 71V73H12ZM23 71H27V73H23ZM52 71H53V73H52ZM58 71L60 72V74L58 73ZM67 71L68 72H70V73H67ZM77 71H79L78 72V75L77 74H75ZM118 72V71H120V72H122L123 71V69H121V68H115V70H114V74H115V72ZM238 71H240V72H238ZM251 71V72H250ZM4 72L6 73V75L7 76H11V79L13 80L12 82H9L11 79H10V77L9 78H6V77H4V76H6V75H4ZM21 72H22V75L23 76H21ZM34 72H37V73H41V77L39 76V75H37V73H36V75L35 74H31V73H34ZM61 72H63V73H61ZM66 72V73H65ZM72 72H75V73H73V74H75V75H77L76 77L75 76H73V78H72V75L73 74H71ZM87 72H89V71H87ZM119 72V73H120ZM184 73V75H183V73ZM231 72V74H233L232 76L229 74ZM256 72V73H255ZM9 73H12V74H9ZM44 73V74H43ZM46 73V74H45ZM55 73H56V75H59V76H56L55 75ZM65 73V74H64ZM94 73V74H93ZM119 73H117V74H119ZM123 73V74H122ZM122 73H120L121 75V77H119V75H114L113 76V78H114V80H116V81H118L119 79V81H122V80H124V79H126L125 78V76H127V73L126 72H122ZM124 73H126L125 75H124ZM197 73V75H199ZM245 73H247V74H245ZM249 73V74H248ZM260 73V74H259ZM3 74V75H2ZM13 74H14V76L16 77V74L18 75V77H14L13 76ZM20 74V75H19ZM64 74V75H63ZM70 74V75H69ZM151 75V76H148V75ZM187 76H186V75ZM194 74H195V76H194ZM227 74H229L230 75V77H229V75H228V77H227ZM2 75V76H1ZM24 75H26V77L24 76ZM29 75V76H28ZM52 77V78H50V76ZM69 76V77H66V76ZM183 75V76H182ZM21 76V77H20ZM28 76V77H27ZM35 76H38V77H35ZM43 76H44V78H45V82L42 80L43 79ZM48 76H49V78L50 79H48ZM63 76V77H62ZM65 76V77H64ZM70 76H71V78H70ZM238 76V77H237ZM246 76H248V77H246ZM250 76H251V78H254V79H251L250 78ZM259 76V77H258ZM261 76V77H260ZM2 77V78H1ZM14 77V78H13ZM29 77H30V79H29ZM58 77H60V79L58 78ZM183 77H185V78H183ZM225 77V78H224ZM231 77H232V82H231ZM234 77V78H233ZM239 77H241V79L239 78ZM245 77V78H244ZM20 78H21V81L22 80H24V81H20ZM28 78V79H27ZM62 78V79H61ZM112 78V79H113ZM242 78H244V83H246V84H244V83H241V82H243V79ZM247 78V79H246ZM4 79V80H3ZM5 79H7V80H5ZM9 79V80H8ZM25 79H27V81H29V82H25ZM33 79H35V80H33ZM55 79H57V80H55ZM80 80L81 79H83V78H79ZM184 79V80H183ZM186 79V80H185ZM236 80V83L238 82L239 83V85H240V83H241V87L240 88H238L237 86H239V85H237L236 83H235V80ZM237 79H238V81H237ZM248 79H251V81L250 82H248L247 80ZM256 79V80H255ZM258 79L260 80V82L258 81ZM14 80H16L18 83H14L13 85V88H12V83L13 82H15ZM19 80V81H18ZM33 80V81H32ZM49 82V84H48V82ZM65 80H67V81H65ZM73 80H75L74 82H75V87H72L73 85L72 84H74V82H73ZM192 80L194 81V83L192 82ZM198 80V81H197ZM228 80H230V81H228ZM255 80V81H254ZM3 81H6L5 83H8L9 82V87H11V88H9L7 85L8 84H5L4 83V85L2 84V82ZM8 81V82H7ZM32 81V82H31ZM42 82L41 84H38L36 87H34L33 85H36L37 83H39V82ZM53 81V82H52ZM61 81L62 82H64L63 84H61ZM240 81V82H239ZM249 83V85L251 86H249V89H250V91L248 90V83ZM254 81V82H253ZM258 81V82H257ZM25 82V83H24ZM46 84H44V83ZM56 82V84L57 83H60V85L58 86V87H61L62 88V90L59 88V89H57V91L56 90H54V89H52V88H54V87H51V85H53V83H55ZM67 82V83H66ZM256 82V83H255ZM262 82V83H261ZM22 85H21V84ZM69 83V84H68ZM208 83V84H207ZM230 83V84H229ZM235 83V84H234ZM250 83H253V84H256V85H258V88H256V87H254L253 86V84L251 85ZM260 83V84H259ZM16 84H20L19 86L18 85H16ZM26 85V87H24L25 85ZM56 84H54V85H56ZM65 84V85H64ZM242 84H244V85H246V87L245 86H243ZM39 85H41V88H39ZM53 85V86H54ZM58 85V84H57ZM56 85V86H57ZM67 85V87H65ZM70 85V86H69ZM76 85H78L77 87H76ZM95 85V86H94ZM231 86V89L233 90H229L230 89V87L228 88V86ZM233 85H237L236 87L235 86H233ZM2 86V87H1ZM5 86H7V87H5ZM15 86H17L18 87V89H16L15 88ZM23 86V87H22ZM43 86V87H42ZM44 86L46 87H48L49 88V90L47 89V87L44 89ZM56 86H55V89H56ZM63 86V87H62ZM166 86H168L167 88H166ZM208 86V87H207ZM210 86V87H209ZM29 87V88H28ZM50 87H51V89L53 90H51L50 89ZM57 87V88H58ZM69 87V88H68ZM94 87H95V89H94ZM140 87V88H139ZM163 87V92L160 90L161 88ZM186 87H188V86H186ZM206 87V88H205ZM235 87V88H234ZM243 87V88H242ZM254 87V88H253ZM19 88H21L20 90H19ZM22 88H23V90H22ZM28 88V89H27ZM64 88V89H63ZM77 88V89H76ZM85 88V89H84ZM90 88V89H89ZM94 89V91H93V89ZM131 88V89H130ZM132 88H135V89H132ZM205 88V89H204ZM215 88V89H214ZM245 88H247V90L245 89ZM252 88V89H251ZM32 89V90H31ZM37 91H35V90ZM70 89V90H69ZM76 89V90H75ZM92 89V90H91ZM129 89H130V91H129ZM148 89V90H147ZM207 89H208V91H207ZM213 89V90H212ZM24 90H26V91H24ZM38 90H39V92H38ZM41 90V91H40ZM61 90V91H60ZM152 90V91H153ZM211 90V91H210ZM216 90V92H215V94L213 93V91H215ZM235 90H237V93H236V91ZM252 90H255V91H252ZM256 90H258L257 92H256ZM30 91V93H31V97L32 98H29V93L28 92ZM44 91V92H43ZM52 91V92H51ZM63 91V92H62ZM65 91V92H64ZM70 92V94H68L69 92ZM77 92L76 94H75V92ZM140 91V92H139ZM159 91H160V93L162 94H160L159 93ZM165 91L167 92V93H170L169 94V96H171V97H173V98H170V97H168L166 94H165ZM186 91V90H185ZM230 91V92H229ZM231 91H232V93H231ZM241 91V92H240ZM261 91H262V93H261ZM3 92V93H2ZM17 92V93H16ZM24 92V93H23ZM33 92L34 93H37L38 95L41 93V95H37V94H34V95H32L33 94ZM46 92V93H45ZM49 92H50V94H49ZM56 92V93H55ZM58 92H60V93H62V95L60 94V93H58ZM83 92V93H82ZM90 92V93H89ZM155 92H156V95H155ZM209 92V93H208ZM210 92H212V94L210 93ZM219 92H220V94L222 93V95H220L219 94ZM239 92V93H238ZM246 92H249V93H247V95H246ZM250 92H252V94L250 93ZM254 92V93H253ZM4 94V95H2V94ZM22 93V94H21ZM26 93V94H25ZM42 93H44V94H42ZM52 93H54L53 95H52ZM66 93V96H68V100L70 101V102H74V103H76L77 104V102H79L77 99H75V98H78V96L79 97H82V99L84 100V98H85V101L84 102H86V104H88V106L87 105H85L84 104V102H81V104H82V106L83 105H85L84 107H82L81 106V104H80V106H74V107H77L78 109H79V111H77L78 109H76L75 111H74V107H73V111H72V109L70 110L69 108H67V113L68 112H70L69 113V116L71 117L72 116V118L74 119V121L76 122H72V124H75L76 126H79V127H81L82 128V134H81V136L80 137H74V138H72V136H69L68 134V129H67V127L66 128H64V127H60L61 128V130H59L60 128L58 127V129L57 128H55V129H57V130H51V129H53V128H49V127H57V124L54 122L53 123V121H54V117H51L50 116V112L51 111H49V110H51V109H53L52 107H54V109L55 108H57L55 105H57L58 106V104L56 103L55 105H50V104H52V103H50L51 102V99L53 100V101H55V100H59L60 98H62V97H59V95L60 96H64V94ZM78 93H80V94H78ZM124 93H126V94H124ZM128 93H130V94H128ZM206 93H208V94H206ZM226 93V94H225ZM227 93H228V95H227ZM257 93H259L260 94V96L261 97H259V94H257ZM13 94H15V95H13ZM18 94H20V96L21 97H16V95H18ZM59 94V95H58ZM75 94V95H74ZM82 94H84V95H87V96H85L84 98H83V96L84 95H82ZM121 94V95H120ZM159 94V95H158ZM185 94H189V93H184V95ZM232 94H234V95H232ZM245 94V95H244ZM255 94H257V95H255ZM6 95V96H5ZM13 95V96H12ZM27 96V98H29V99H27L26 100V96ZM43 95V96H42ZM47 95H50V97L48 98L47 97ZM78 95V96H77ZM89 95H92V96H90L89 97ZM96 95V96H95ZM116 96H114V95H112L113 97H117V94H115ZM122 95H124V96H122ZM151 95V96H152ZM154 95L157 97H155L154 98ZM207 95V96H206ZM215 95L217 96V95H219V98L220 99H218L217 97H215ZM225 95V96H224ZM230 95V96H229ZM245 97H244V96ZM253 96V95H255V96H253L252 98H251V96ZM3 96H4V98H5V100H1V98L3 99ZM13 98H12V97ZM14 96H15V98H14ZM37 96H38V99L39 100H41V101H39L38 99V101H36L35 100V102L33 103V98H37ZM42 96V98L40 99V97ZM44 96H46V97H44ZM66 96H64L63 97V99L64 98H66ZM72 96H74L72 99H71V97ZM93 96H95V97H93ZM166 96H167V98H166ZM190 96H191V94H190ZM221 96V97H220ZM244 98H246L245 99V101L247 102H245L243 99V97ZM249 96H250V98H249ZM257 96V97H256ZM43 97H44V99L45 100H43ZM52 97V98H51ZM56 99H55V98ZM59 97V99H57ZM91 97H93V98H91ZM164 97V98H163ZM207 97V98H206ZM212 97V98H211ZM214 97V98H213ZM235 97V98H234ZM20 98H22V99H20ZM23 98H25V99H23ZM51 98V99H50ZM86 98H88V99H91V100H88V101H86ZM176 98V99H175ZM177 98H179L178 100L179 101H177ZM190 98V97H189ZM243 98V99H242ZM254 98H256L255 100H253ZM17 99V100H16ZM20 101H19V100ZM46 99H47V101L49 102V105H48V103H46L48 106H50V108H48V107H46L45 108V103L43 104V102L44 101H46ZM50 101H49V100ZM55 99V100H54ZM71 99V100H70ZM80 101L82 100L81 98H78ZM115 99V98H114ZM163 101H162V100ZM165 99V100H164ZM210 99H213V100H211L210 101ZM215 99H218V101H216ZM9 100H11V101H9ZM31 101L30 103L29 102H26V101ZM43 100V101H42ZM75 100L77 101V102H75ZM144 100V99H143ZM154 100V101H153ZM172 100L173 101H175L174 103H175V105H178V106H175V105H173V102H172ZM180 100H181V102H180ZM223 100V101H222ZM248 100V101H247ZM1 101H4V103H2ZM9 101V102H8ZM22 101V102H21ZM46 101V102H47ZM151 101V102H150ZM156 101V102H155ZM158 101H161V104L158 102ZM171 101V102H170ZM177 101V102H176ZM241 101L243 102V103H241ZM261 102V103H259V102ZM28 103V104H30L29 106H30V108H31V110L28 112L27 111V108L25 107V104L23 105V104H21V106H19V104L16 106V104L17 103ZM146 102H148V103H146ZM155 102V103H154ZM170 102V103H169ZM180 102V103H179ZM219 104H218V103ZM221 102V103H220ZM8 103L10 104V106L8 105ZM38 105H40V106H37L36 104ZM41 103L43 104V105H41ZM169 103V104H168ZM206 103H207V105H206ZM234 103V104H233ZM239 103V104H238ZM252 103V104H251ZM27 104V105H28ZM34 104H35V106H34ZM170 104H172L173 105V108H172V105H170ZM179 104H181V105H179ZM193 104H194V106H193ZM200 104V105H199ZM203 104H205L204 105V107L207 109V106L208 107H210L211 109V118H213L212 116H214V118H215V115H214V113L216 112L215 110H213V105L215 104V105H217L218 106V108H220V109H222L221 108V106L222 105H224V106H222V107H224L223 109L225 110V112L227 113H223V111L224 110H221V112H219L220 111V109H217V115H216V118L215 119H212L213 121L211 122V118H210V116L209 117H201L200 118V116H194L195 114L193 113L192 114V112H190V111H193V108H192V106L194 107V108H199L198 107V105L199 106H201L200 108H204L203 107ZM230 104H232V105H230ZM249 105V106H247V105ZM261 106H259V105ZM23 105V106H22ZM73 105V104H72ZM125 107V109H124V107ZM139 105V106H138ZM153 105V106H152ZM221 105V106H220ZM255 105V106H254ZM256 105H258V106H256ZM263 105V106H262ZM38 107L39 109H41L42 107V109L40 110V113L39 112H34L33 111V109L35 108V107ZM93 107V109H97V110H95V111H93V112H90V111H92V109L90 108H88V107ZM121 106V107H120ZM169 106V107H168ZM180 106V108H178ZM184 106H186L185 108H182V107H184ZM226 106H229L230 108H228V107H226ZM243 106V107H242ZM246 106V107H245ZM4 108V110H3V108ZM6 107V108H5ZM12 107H14V108H12ZM123 107V108H122ZM136 107H137V112H135L136 111ZM142 107H144L143 105H142ZM170 107L172 108L171 110H170ZM175 107L176 108H178L179 110H177L176 112H174L175 111ZM231 107H232V109H231ZM254 108L253 110H255V111H252V109H251V111H250V108ZM263 107V108H262ZM48 108V109H47ZM81 108H83V109H87V111H86V109L84 110V111H86V112H88L87 114H85L84 115V113H86V112H80L81 110ZM109 108V107H108ZM122 108V109H121ZM234 108H236V109H234ZM240 108H242L241 110H239ZM243 108H244V110H243ZM245 108H249L248 110L247 109H245ZM48 110L49 111V116L48 115H46L45 113H44V110ZM127 109V110H126ZM167 109V110H166ZM229 109V110H228ZM238 109V113H236L237 110ZM43 110V111H42ZM65 110V109H64ZM63 110V111H64ZM125 111L124 113H123V111ZM170 110V111H169ZM183 110V111H182ZM186 110V111H185ZM196 110V109H195ZM194 110V111H195ZM233 110V111H232ZM246 110H247V112H246ZM42 111V112H41ZM66 111H64L65 112V114H66ZM72 111V112H71ZM99 112V115H98V112ZM118 111V112H117ZM119 111H121V112H119ZM132 111L133 112H135V113H132ZM166 111V112H165ZM184 113V115H182L183 113ZM185 111V112H184ZM189 111V112H188ZM193 111V112H194ZM227 111H229L230 112V115H229V113L227 112ZM235 111V112H234ZM240 111H242V115H241V113H239ZM245 111V112H244ZM5 112V113H4ZM25 112V113H24ZM34 112V113H33ZM74 112V113H73ZM94 112H95V114L97 113V115L96 116H99L97 119H98V121H97V119H96V116L94 115ZM127 112V113H126ZM139 112V114L137 115L136 113H138ZM169 112H172V113H169ZM180 112H181V115H180ZM186 112H188V114H186ZM214 112V113H213ZM250 112H251V114H250ZM259 112H260V114H259ZM79 114L80 116H78V115H76V114ZM102 113V114H101ZM115 113V114H114ZM118 113V114H117ZM122 113H123V116H122ZM163 113L165 114V115H163ZM175 114V116H174V114ZM192 114V118L193 117H195V118H193V120H191V114ZM221 113V114H220ZM34 114V115H33ZM36 114H37V116H36ZM39 114V115H38ZM44 114V115H43ZM72 114V115H71ZM74 114L76 115V116H74ZM126 114V115H125ZM166 114H168V116H166ZM177 114V115H176ZM216 114V113H215ZM221 115V117L220 116H218V115ZM225 116H224V115ZM232 114V115H231ZM237 114V115H236ZM253 114V115H252ZM258 114V115H257ZM40 115H42V116H40ZM68 115V114H67ZM87 115V116H86ZM89 115V116H88ZM102 116V118H101V116ZM117 115V116H116ZM120 115V116H119ZM180 115V116H179ZM189 115H190V117H189ZM78 116V117H77ZM90 116H93L92 118L94 119H91L90 118ZM126 116H127V118H126ZM135 116H133V118H136ZM173 116V117H172ZM179 116V117H178ZM203 116V115H202ZM224 117V119H223V117ZM227 116H232V120H231V118H228ZM234 116V117H233ZM39 117V118H38ZM80 117V118H79ZM81 117H83V122L81 121L80 122V120L82 119ZM121 117V118H120ZM176 117V118H175ZM178 117V118H177ZM181 117V118H180ZM200 119H199V118ZM220 117V118H219ZM236 117V118H235ZM242 118L241 119V121H240V119L239 118ZM252 117V118H251ZM42 118V119H41ZM47 118V119H46ZM53 118V119H52ZM86 118H89V119H86ZM106 120H104V119ZM120 118V119H119ZM167 118H169V119H167ZM174 118V119H173ZM180 118V119H179ZM187 118V119H186ZM202 118H204V120L202 119ZM218 118V119H217ZM221 118H222V120H224V121H222L221 120ZM225 118H228L227 119V122H226V120H225ZM77 119H80V120H77ZM86 119V120H85ZM113 121H112V120ZM122 119V121H120ZM178 119L180 120V121H178ZM190 119V120H189ZM199 119V121L201 122V123H198V122H196L197 120ZM235 119V121L236 122H233V120ZM237 119H239V121L237 120ZM253 119L255 120V123H256V121L259 123V121H261L260 123H262V124H258V123H256L257 124V126H256V124H255V126H253L254 125V121H253ZM40 120V121H39ZM43 120H44V122H43ZM96 120V121H95ZM104 120V121H103ZM108 120V121H107ZM111 120V121H110ZM124 120H126V121H124ZM169 120H171L170 122H169ZM189 120V121H188ZM202 120V121H201ZM207 120H209V122H211L210 123V125H209V123H207ZM217 120H219V121H217ZM48 121H51V123L53 124H51V123H49ZM86 121V122H85ZM88 121H90V122H88ZM94 121V122H93ZM115 121H118L117 123H118V125L117 124H114L115 123ZM178 121V122H177ZM195 121V122H194ZM250 121H252V122H250ZM49 123V126H48V123ZM80 123V124H77V123ZM88 122V123H87ZM94 124H93V123ZM101 122H107V123H105V124H107L108 126H107V128H106V125L104 124L103 125V123L101 124ZM112 122V124H109V123H111ZM141 122V121H140ZM175 122V123H174ZM177 122V123H176ZM184 122H187V123H184ZM192 122H194L195 123V125H193L194 123H192ZM206 122V123H205ZM215 122H216V124H215ZM225 122V123H224ZM42 123H44V125H46V126H44V125H42ZM85 123V124H84ZM86 123H87V125H86ZM100 123V127L102 126H104L103 128L101 127V129H99L100 127L98 126V124ZM127 123V122H126ZM125 123V124H126ZM169 123H170V126L172 125L175 129H171V127L169 126ZM179 123V124H178ZM182 123H184V124H182ZM189 123H191L190 125H189ZM239 123H240V125H239ZM247 123V124H246ZM71 124V122L69 123V125ZM71 124V125H72ZM84 126H83V125ZM96 124H97V130L96 129H94V125L96 126ZM175 124V125H174ZM186 124V125H185ZM202 124H204V125H202ZM252 124V125H251ZM42 125V126H41ZM56 125V126H55ZM83 127H82V126ZM115 125H117V126H115ZM124 125V124H123ZM177 125H178V127H177ZM179 125H180V127H182V128H180L179 127ZM206 125V126H205ZM220 125V126H219ZM248 125V126H247ZM251 125V126H250ZM261 125V126H260ZM38 126V127H37ZM42 128H44L43 130L42 129H40L41 127ZM88 126V127H87ZM112 126V127H111ZM191 126H192V128H191ZM195 126L197 127V129H194L195 128ZM199 126V127H198ZM202 126V127H201ZM241 126V127H240ZM242 126H244L243 127V129H242ZM70 127V126H69ZM187 127H188V129H192L191 131L190 130H187ZM194 127V128H193ZM212 127V128H211ZM215 127V128H214ZM223 127V129H221ZM234 127L236 128V130L234 131ZM258 127H259V129H258ZM63 128H64V130H63ZM106 128V129H105ZM113 128V129H112ZM165 128H166V130H165ZM168 128V129H167ZM170 128V129H169ZM226 128H228L229 129V131H228V129L226 130ZM233 128V129H232ZM90 129V130H89ZM92 129V130H91ZM118 131L119 133H117L116 131ZM177 129V130H176ZM179 129L181 130V132H180V134L183 132L184 134H181L182 136H185V139L181 136H179L178 135V133H179ZM184 129H186V131H183ZM194 129V130H193ZM204 129H205V131H204ZM208 129V133H207V130ZM210 129L212 130V129H215L216 130V132L217 131H219V130H217V129H220V130H222L221 131V133H220V131L219 132H217L218 133V135H217V133H215L214 131L215 130H212L213 131V135L215 136V135H217V136H212V132L210 131ZM38 130H39V132H38ZM59 130V131H58ZM65 130H66V132H65ZM100 130H101V132H103L104 130H105V132H103L104 134H102L101 132H100ZM110 130L112 131V133H110ZM113 130H114V132H113ZM169 131V132H166V131ZM204 131V132H202V131ZM232 130V131H231ZM251 130H253V131H251ZM256 130V131H255ZM260 132H259V131ZM262 130V131H261ZM46 131V132H45ZM54 131H56L55 132V135H54V133H52V132H54ZM87 131H89L88 133H87ZM107 131V132H106ZM190 131V132H189ZM196 131V132H195ZM245 131H246V133H245ZM247 131L250 133H247ZM259 132V134H258V132ZM60 132V133H59ZM92 132V133H91ZM98 132V133H97ZM99 132H100V134H99ZM171 132H173V133H171ZM186 132H188V133H186ZM193 132H195L194 134H191V133H193ZM198 132V133H197ZM201 133V135H200V133ZM210 132V133H209ZM222 132H223V134H222ZM226 134H225V133ZM235 132V133H234ZM41 133V134H40ZM57 133V134H56ZM64 133V134H63ZM67 133V134H66ZM90 133V134H89ZM191 135H190V134ZM222 134V135H220V134ZM239 133V134H238ZM33 134H35V135H33ZM39 134V135H38ZM46 134V135H45ZM53 134V135H52ZM83 134L84 135H88L89 137H86L85 136V138H83L84 136H83ZM92 134V135H91ZM99 134V135H98ZM112 134H114V136L112 135ZM171 134H173L172 136H174L175 134H177V135H175L173 138L171 137ZM199 134V135H198ZM207 135L206 137H205V135ZM209 134V135H208ZM211 134V135H210ZM38 135V136H37ZM43 136V137H41V136ZM57 135H58V137H57ZM61 137H60V136ZM65 135V136H64ZM71 135V134H70ZM96 136V138L94 139V137ZM97 135H98V137H101L102 135V137L99 139L98 138V140L97 141H95L96 139H97ZM101 135V136H100ZM109 135V136H108ZM120 135V136H119ZM195 135H197V136H195ZM204 135V136H203ZM239 135V136H238ZM36 136V137H35ZM40 136V137H39ZM55 136V137H54ZM66 136H68V137H66ZM166 136V137H167ZM186 136H188V137H186ZM219 136V137H218ZM233 136V137H232ZM253 137V138H255V140L253 141V138H250V137ZM258 136V137H257ZM261 136H262V138H261ZM34 137H35V139H34ZM65 137V139L67 140H65V139H62V138H64ZM104 137V138H103ZM202 137V138H201ZM213 138V140H212V138ZM247 137H249V138H247ZM256 137H257V139H256ZM259 137H260V139H259ZM38 138H41V139H38ZM55 138L57 139V141L56 142H58V140H60L58 143H54L55 141ZM60 138V139H59ZM77 138V139H76ZM80 140H79V139ZM182 138V139H181ZM210 138H211V140H210ZM217 138V139H216ZM232 138H234L233 140H232ZM245 138V139H244ZM34 139V140H33ZM37 139V140H36ZM50 139H52L51 141H50ZM70 139V140H69ZM102 139H104V140H102ZM206 139V140H205ZM216 139V140H215ZM248 139H249V141H248ZM253 141H251V140ZM49 140V141H48ZM63 140V141H62ZM75 140H77L76 142H74ZM100 140H101V142H100ZM124 140H125V142H124ZM127 140V141H126ZM173 140H171L172 142H173ZM192 140H194L192 143H191V141ZM197 140V141H196ZM219 140V141H218ZM222 140H223V142H222ZM264 140V139H263ZM35 141H37L36 143H35ZM54 141V142H53ZM62 141V142H61ZM66 141V142H65ZM90 141H94V145H92V143L90 144L89 142ZM99 141V142H98ZM103 141H104V143H103ZM165 141H164V143H165ZM189 141V142H188ZM211 141V142H210ZM215 141V142H214ZM226 141H228V142H230L229 143V145L227 144V142ZM260 141V142H259ZM73 142V143H72ZM85 142V143H84ZM182 142V143H181ZM217 142H222V144L223 145H221V143L219 144V143H217ZM225 142H226V144H225ZM249 142H251V144H249ZM258 142V143H257ZM54 143V144H53ZM60 143V145H58ZM75 143L77 144V146L75 145ZM82 143H84V145H81ZM97 143H99V145L97 146L96 144ZM161 143V142H160ZM160 143H159V145H160ZM163 143V141H162V145L161 146H166V143L164 144ZM171 143V142H170ZM174 143V142H173ZM186 143H188V145H190V146H188ZM208 145H207V144ZM248 143V144H247ZM257 143V144H256ZM260 143H261V148H260ZM29 144H30V146H29ZM79 144H80V146H79ZM86 144V145H85ZM128 146H127V145ZM164 144V145H163ZM254 144V145H253ZM259 144V145H258ZM89 145H92V146H89ZM96 145V146H95ZM104 145V146H103ZM120 145V146H119ZM186 147H185V146ZM213 145H215V146H212ZM218 145V146H217ZM231 145H232V149L233 148H235L234 149V151L231 149ZM241 145V146H240ZM246 145V146H245ZM252 146V147H248V146ZM255 145H256V148H255ZM257 145H258V150H261V152H258V150H257V153H259V154H261L262 155V158L263 159H260L261 158V156L260 155H257L256 154V150L255 149H257ZM63 146V147H62ZM75 146H76V148H75ZM86 147L85 149L83 148V147ZM100 146H102V148L100 147ZM208 146H210L209 148H207ZM222 146V147H221ZM34 148L33 149V151L31 152L30 150H32V148ZM35 147H37V148H35ZM49 147H51L52 149L51 150H49L50 148ZM56 147V148H55ZM61 147V148H60ZM95 147H97V148H95ZM103 147H104V150H103ZM123 147H125V148H123ZM127 147V148H126ZM214 147H216V148H214ZM220 147H221V149H220ZM236 147H237V149H236ZM239 147V148H238ZM243 147H245L246 149H247V151H246V149L245 148H243ZM7 148V147H6ZM6 148L4 147V149H5V151H7V150H11L10 148H8L7 150H6ZM29 148V149H28ZM38 148H40V149H38ZM45 148H47V149H45ZM82 148V149H81ZM99 148H101V150L99 149ZM129 148V149H128ZM229 148V149H228ZM55 149V150H54ZM71 149V150H70ZM97 149H99L100 151H98ZM219 149L221 150L219 153H218V151H219ZM222 149H223V151H222ZM227 151H226V150ZM231 149V150H230ZM246 151H244V150ZM255 151H254V150ZM43 150H45L46 151V153H45V151H43ZM49 150V152H47ZM56 150H57V153H59V154H57L56 153ZM60 150V151H59ZM64 150V151H63ZM75 150V151H74ZM121 150V151H120ZM130 150V151H129ZM249 150V151H248ZM30 151V152H29ZM38 151H40V152H38ZM43 151V152H42ZM51 151L53 152L52 154H51ZM63 151V152H62ZM75 153H74V152ZM121 153H120V152ZM186 151V150H185ZM255 152V153H251V154H249L250 152ZM21 152V151H20ZM42 152V153H41ZM72 152V153H71ZM104 152H105V156L103 155L104 154ZM184 152V151H183ZM190 152H191V150L188 152V154H190ZM227 152V153H226ZM247 153V154H245V153ZM249 152V153H248ZM24 153V154H23ZM33 153H34V155H33ZM37 153V154H36ZM44 153V154H43ZM54 153H56V155L54 154ZM109 153V154H108ZM130 153V154H129ZM133 155H132V154ZM241 155H240V154ZM54 154V155H53ZM67 156H66V155ZM125 156H124V155ZM128 154V155H127ZM135 154V155H134ZM220 154H221V156H220ZM223 154V155H222ZM225 154V155H224ZM245 154V155H244ZM249 154V155H248ZM254 154H256V155H254ZM36 155V156H35ZM47 155V156H46ZM53 156L52 158L51 157H49V156ZM68 155H69V157H68ZM71 155H72V157H71ZM104 156L105 158L103 159V160H100L101 158H103V157H101V156ZM216 155L217 156H219L220 157V159H219V157L218 158H216ZM229 155V156H228ZM236 158V161H237V164H235L236 162H235V158H233V156ZM237 155V156H236ZM244 155V156H243ZM34 156V157H33ZM55 156V157H54ZM142 156V157H141ZM242 156V157H241ZM246 156H247V159H246ZM251 156L253 157V158H251ZM68 159H67V158ZM133 157H135V158H133ZM210 157H212V158H210ZM238 157L240 158V159H238ZM131 158H133V159H131ZM145 158V159H144ZM147 158V159H146ZM155 158V157H154ZM176 158V157H175ZM213 159L212 161H210L209 159ZM230 158H231V160H233V161H231L230 160ZM241 158H242V160L244 161H242L241 160ZM249 158V159H248ZM25 161H27V162H25ZM29 159H31V160H29ZM256 159V160H255ZM19 160V161H18ZM22 160V161H21ZM36 161V162H38V164L36 165L35 163L36 162H33L32 163V161ZM51 161V162H49V161ZM63 160V161H62ZM96 160V161H95ZM100 160V161H99ZM249 160V161H248ZM260 160H261V162H260ZM62 161V162H61ZM95 161V162H94ZM108 161V162H107ZM130 161V162H129ZM147 161H149L148 163H147ZM206 161H208V162H206ZM224 161L226 162L225 164H224ZM247 161L251 164H246L247 163ZM254 161V162H253ZM32 163L31 165H32V167H33V169H32V167H30V165H29V163ZM41 162V163H40ZM112 162H115V163H112ZM211 162V163H210ZM229 162H231V164L229 163ZM241 162V163H240ZM15 163V164H14ZM45 163V164H44ZM61 163V164H60ZM222 163V164H221ZM227 163H229V164H227ZM233 163L235 164V165H233ZM255 163H256V165H255ZM260 163V164H259ZM262 163V164H261ZM22 164H24V165H22ZM39 164H43L42 166H43V170L45 171L44 172V174H40L39 173V171L42 173V170H40V169H42V168H40V167H42L41 165L38 167V165ZM53 166H52V165ZM114 164V165H113ZM125 164H127V165H125ZM151 164V165H150ZM212 164V165H211ZM213 164H215L214 165V170H213ZM244 166V165H247V167L249 166V169L246 167L245 168V172H244V168L242 167V165ZM14 165H17L16 166V168H14V169H17V172H16V170H13V172L11 171L12 169H13V167L12 166ZM113 165V166H112ZM120 165H122V166H120ZM228 165H232V166H229L230 167V171L229 172H227V170L229 169V167H228ZM236 165H237V167H236ZM240 165V166H239ZM256 166V168L254 167V169H252L253 168V166ZM259 165V166H258ZM262 167H261V166ZM3 166H5V167H3ZM8 166H10V167H8ZM22 168H21V167ZM59 166V167H58ZM111 166H112V168H111ZM125 166V167H124ZM128 166V167H127ZM210 166V167H209ZM219 166H221V167H219ZM6 167H7V169H6ZM18 167V168H17ZM35 167V168H34ZM57 167H58V169H57ZM245 167V166H244ZM84 168H86L87 169V167H83L82 169L83 170H86V169H84ZM96 168V167H95ZM116 168H118V169H116ZM127 168H129L128 170H127ZM136 168V169H135ZM147 168V169H146ZM211 168V169H210ZM29 169H31L30 171H28ZM35 169H37L36 171H35ZM137 169H139V170H137ZM150 169V170H149ZM202 169V170H203ZM255 169H259V171L258 170H255ZM263 169V170H262ZM21 170H23L22 172H20V175H18L19 174V171H21ZM56 170H57V172L58 173H56ZM58 170H61V171H58ZM82 170V172L84 173L85 171H83ZM146 170H148V171H146ZM221 170H222V172H223V174H224V170L226 171L225 173L226 174H224V175H220L221 174ZM242 170V171H241ZM248 170V171H247ZM253 170H255L254 172H253ZM8 171V172H7ZM33 171H35V172H33ZM123 171V172H122ZM135 171V172H134ZM140 171V172H139ZM145 171H146V173H145ZM220 171V172H219ZM256 171L258 172V173H256ZM10 172L12 173V174H10ZM15 172H16V174H15ZM96 172V173H95ZM159 174H157V173ZM216 174H215V173ZM6 173V174H5ZM18 173V174H17ZM25 173V174H24ZM28 173H30V174H28ZM39 173V174H38ZM46 173V174H45ZM102 173V174H101ZM148 173V174H147ZM154 173V174H153ZM156 173V174H155ZM215 175H214V174ZM229 173H231V174H229ZM244 173H246V174H244ZM252 173H254V174H252ZM259 173H261V174H259ZM8 175V176H5V175ZM33 176H32V175ZM36 176H35V175ZM38 174V175H37ZM56 176H55V175ZM63 174V175H62ZM99 176H98V175ZM137 174H138V176H137ZM211 174V175H210ZM212 174H213V177H215V178H213V181H212ZM258 174L259 175H261V177L259 176L258 177ZM4 175V176H3ZM32 177H31V176ZM42 175L44 176V178L45 179H48V180H50L51 181V186H52V188L50 187H48V186H50L49 185V183L46 181V180H43V177H42ZM50 175H52V176H50ZM54 175V176H53ZM91 175H92V178H91ZM101 175V176H100ZM126 175H129V177H131L130 179H129V177L128 176H126ZM141 175V176H140ZM225 175H226V178H225ZM248 175V176H247ZM249 175H251L250 177H249ZM257 175V176H256ZM15 178H14V177ZM20 178H19V177ZM30 176V177H29ZM38 176V177H37ZM64 176H66L68 179H70V180H68L66 177V179L64 178ZM69 176V177H68ZM168 176H169V178H168ZM231 176V177H230ZM255 176V177H254ZM3 177H5V178H3ZM11 177V178H10ZM13 177V178H12ZM29 177V178H28ZM41 177V178H40ZM55 177V178H54ZM60 177H63L62 178V180H65L66 181V183L64 182V181H62L61 180V178ZM97 177V178H96ZM156 177V178H155ZM230 177V178H229ZM235 177H237L236 178V180H233V179H235ZM8 178H10V179H8ZM24 178H26V179H24ZM32 178V179H31ZM37 178V179H36ZM51 178V179H50ZM94 178H95V180H94ZM126 178H128V179H126ZM149 178H151V179H149ZM220 178V180H218V179ZM254 178V179H253ZM261 178V181H258L257 179H260ZM262 178H263V180H262ZM21 179H22V181L23 182H21ZM38 180L39 182H40V184L38 185V183H37V186H39V187H41L42 189L44 188V190L42 191V193H47V194H42V196H41V194H40V198H36V197H30L29 198V200H28V202H26V204H24V202H23V199L22 198H24V197H22V196H25V195H30L31 193H32V190L34 189H36V187L34 186V184L36 183V182H33L32 183V181L33 180ZM40 179V180H39ZM54 179V180H53ZM56 179H57V181H56ZM59 179L62 181L61 182V184L63 185H61L59 182ZM73 179V180H72ZM89 179H90V181H89ZM126 179V180H125ZM149 179V180H148ZM159 179V181H158V184L159 185H157V180ZM243 181H242V180ZM249 179L250 180H253L252 181V187H251V185H249L251 182L249 181ZM11 180H13V181H11ZM15 180H18L20 183H18V190H14V189H17V182L15 181ZM26 180V181H25ZM35 180V181H36ZM53 180V181H52ZM75 180H77V181H75ZM86 180V182L88 183H85L84 181ZM169 180H172L171 182L169 181ZM215 180V181H214ZM239 180V181H238ZM254 180L256 181V182H254ZM5 181V182H4ZM29 181V184L31 185V187L30 188H32L31 190H30V192L28 191V190H25V187L28 185V186H30L28 183H25V182H28ZM44 181H46L45 183H44ZM59 181V182H58ZM69 181H72V182H70L71 183V185L69 186L68 185V183H69ZM98 181V182H97ZM154 181H156V182H154ZM167 181V182H166ZM225 181H226V183H225ZM236 181V182H235ZM10 182H12V183H10ZM64 182V183H63ZM78 184H77V183ZM79 182H81V183H79ZM84 182V183H83ZM162 182H164V184H162ZM166 182V183H165ZM213 184H212V183ZM220 182H222V184L220 183ZM250 182V183H249ZM254 182V183H253ZM260 182V183H259ZM5 183H7V184H5ZM15 183H16V185H15ZM32 183V184H31ZM42 183H44L45 185H43ZM55 183V184H54ZM58 183H59V186H58ZM69 183V184H70ZM90 183V184H89ZM113 183H115L116 184V181H114ZM149 183H151V184H149ZM207 183H208V186H207ZM209 183H211V184H209ZM223 183H225V184H223ZM234 183V184H233ZM247 183V184H246ZM262 183V184H261ZM20 184L21 185H23V186H21L20 187ZM25 184H26V186H25ZM99 184V183H98ZM170 184V185H169ZM173 184V185H172ZM243 184V185H242ZM246 184V185H245ZM260 184V185H259ZM13 185V187H11ZM16 187H15V186ZM79 185H81V186H79ZM84 185H86V187L84 186ZM164 185V186H163ZM172 185V186H171ZM202 185V186H201ZM211 185V186H210ZM223 185H225V186H223ZM7 186H8V188H7ZM34 186V187H33ZM66 186H68V187H66ZM90 188H89V187ZM157 186H158V188H157ZM163 186V187H162ZM204 186V187H203ZM205 186H207V187H205ZM221 186V187H220ZM236 186H237V188H236ZM250 186V187H249ZM10 187V188H9ZM39 187H37V188H39ZM57 187H60L59 189H54V188H57ZM82 187V188H81ZM84 187V188H83ZM98 187H100L99 185H98ZM164 187H168L167 189L166 188H164ZM220 189H219V188ZM244 187V188H243ZM245 187H246V189L247 190H250V191H247L246 189H245ZM262 187V188H261ZM13 188V189H12ZM47 188V189H46ZM50 189V192H49V189ZM63 188H65V189H63ZM67 188V189H66ZM81 190H80V189ZM139 188H141V187H139ZM139 188H138V190H139ZM153 188H154V190H153ZM156 188V189H155ZM192 188H194V190L192 189ZM197 188V189H196ZM199 188V189H198ZM248 188H250V189H248ZM254 188L255 189H261L260 191L258 190H254ZM21 189V190H20ZM24 191H23V190ZM52 189V190H51ZM89 189V191H91V192H89L88 193V190ZM169 189V190H168ZM174 189H175V191H174ZM183 189V190H182ZM212 191V192H210V190ZM214 189V190H213ZM237 189V190H236ZM251 189H253V190H251ZM10 190L12 191V192H10ZM14 190V191H13ZM20 190V191H19ZM33 190V191H34ZM58 190H60L59 192H57ZM84 190V191H83ZM87 192H86V191ZM165 190V191H164ZM167 190H168V193H167ZM219 190V191H218ZM21 191H22V193H21ZM47 191V192H46ZM62 191L63 192H65V191H69V192H65L64 193V195H63V193H62ZM83 191V192H82ZM177 191H179V192H177ZM214 191H216V192H214ZM246 192L247 191V193L245 194L244 192ZM257 191V192H256ZM8 192V193H7ZM15 192H17V193H15ZM158 192V193H157ZM196 192V193H195ZM214 192V193H213ZM250 192V193H249ZM24 193V195H21L20 196V194H23ZM26 193V194H25ZM29 193V194H28ZM50 193H52V195L50 194ZM58 193V194H57ZM76 194V197H75V194ZM79 193H81V194H79ZM163 193L164 194H166V195H163ZM192 193H188V194H192ZM216 193V194H215ZM239 193V194H238ZM241 193H243L242 194V196H241ZM11 194H13V195H11ZM18 194H19V196H18ZM48 194H49V196H48ZM60 194V195H59ZM73 194V195H72ZM78 194V195H77ZM159 194V195H158ZM198 194H196V195H198ZM208 194H210V195H208ZM214 194V195H213ZM220 195L219 196V198H218V195ZM249 195V197H247L248 195ZM43 195L45 196L44 198H43ZM48 197H47V196ZM56 197H55V196ZM63 195V197H61ZM66 195V196H65ZM69 195H72V196H69ZM183 195V196H182ZM212 195V196H211ZM256 197H255V196ZM2 195H0V197H1ZM12 196V197H11ZM15 196V197H14ZM17 196V197H16ZM58 196V197H57ZM65 196V197H64ZM167 196V197H166ZM211 196V197H210ZM232 196V197H231ZM257 196H258V198H257ZM22 197V198H21ZM39 197V196H38ZM51 197H52V199H51ZM55 197V198H54ZM74 197V198H73ZM81 197H82V200H80L81 199ZM138 195H136L135 196V199L133 200H130L129 201V204L131 203V202H133V203H131L130 205L128 204V206L127 207H125V206H123L122 205V203H125V201H119V204L121 205V206H123V207H125V208H118V207H116L115 209H113V211L115 212L114 213V215L116 216V217H118L120 220H125L126 219V217H127V214L125 213V212H127L128 214H132V211H134L133 209H135L136 207H138L137 205H139V207H140V209H143V208H145V206L147 205V201H146V199H144V197L143 196H141V197H139ZM220 197H222L221 199H220ZM242 197V198H241ZM252 197V198H251ZM2 198V199H1ZM0 199V202L5 198L4 196L3 197H1ZM14 198V199H13ZM15 198H17V199H15ZM33 198V199H32ZM36 198V199H35ZM42 198H43V200H42ZM57 198H61L60 200L58 199L57 200V202L55 201ZM70 198H72L71 200H70ZM207 198V197H206ZM224 198V199H223ZM242 199L243 201L245 200V201H247V202H249V205L247 204H245V203H243V201H238L237 199ZM245 198H249L248 200L247 199H245ZM255 198V199H254ZM263 198V199H262ZM26 199H28V198H26ZM30 199H32V201L30 200ZM34 199H35V202H34ZM63 199H64V203H63ZM68 199V200H67ZM75 199V200H74ZM80 201H82V202H80ZM93 199H95V201L93 200ZM138 199V200H137ZM143 201H142V200ZM228 199H231V200H229L228 201ZM257 199H258V201H257ZM261 199V200H260ZM13 200H16L15 201V203L13 202ZM20 200V201H19ZM38 200V201H37ZM45 200V201H44ZM67 202H66V201ZM78 200V201H77ZM93 202H91V201ZM179 200V199H178ZM226 200L230 203V206H228V202L226 203ZM234 200H236V201H234ZM256 201V203H255V201ZM259 200H260V202H259ZM22 201V202H21ZM33 202V203H31V202ZM53 201H55V202H53ZM231 201V202H230ZM235 203H234V202ZM252 201H253V205H251L252 204ZM262 201V202H261ZM22 204H21V203ZM30 202V203H29ZM46 202V203H45ZM50 202V203H49ZM70 202H72L73 203V205H75V206H73L72 207V203L70 204ZM88 202V203H87ZM90 202V203H89ZM224 202V203H223ZM234 203V204H231V203ZM239 202V203H238ZM259 202V203H258ZM17 203V204H16ZM20 203V204H19ZM40 203V204H39ZM44 204V205H41V204ZM67 203V204H66ZM74 203H76V204H74ZM140 203H143V205H144V207L142 206H140V205H142V204H140ZM227 205H226V204ZM261 203V204H260ZM29 204V205H28ZM32 204H34V206L32 205ZM64 204L66 205V206H64ZM70 204V205H69ZM82 204V205H83ZM166 204H170V202H168L167 201V203ZM239 204V205H238ZM241 204V205H240ZM22 205V206H21ZM28 205V206H27ZM32 205V206H31ZM40 205V206H39ZM69 205V206H68ZM234 205V206H233ZM238 205V206H237ZM257 205V206H256ZM259 205H260V207L261 208H259ZM25 206H27V207H25ZM43 206H44V208H43ZM48 206H51V207H49L48 208ZM54 206V207H53ZM61 206V207H60ZM70 207L71 206V210L72 211H70V210H68V207ZM228 206V207H227ZM243 206H245V208L243 207ZM249 206H251V207H253V208H251V207H249ZM16 207H18V208H16ZM20 207V208H19ZM22 207V208H21ZM58 207H60V208H58ZM77 207V208H76ZM132 207V210L130 209ZM248 207H249V210H248ZM257 207V208H256ZM25 208H26V210H25ZM35 208V209H34ZM54 208V210H52ZM127 208H128V210H127ZM242 208V209H241ZM247 209V210H245L244 211V209ZM259 208V209H258ZM49 209H51V210H49ZM61 209V210H60ZM66 209V210H65ZM86 209H88V208H86ZM85 209V210H86ZM241 209V210H240ZM3 210H5V212L3 211ZM18 210H20L21 212H19L18 214H20V215H18L17 216V211ZM22 210H25V211H22ZM30 210V211H29ZM60 210V211H59ZM116 210V211H115ZM120 212H119V211ZM123 210H125V211H123ZM127 210V211H126ZM131 210V211H130ZM238 210V211H237ZM261 210V211H260ZM26 211H29V212H26ZM40 211V212H39ZM47 211H49V213L47 214ZM58 211V212H57ZM65 211V212H64ZM70 211V212H69ZM78 211V212H77ZM118 211V212H117ZM130 211V212H129ZM242 211H243V214L245 213V216L242 214ZM255 213H254V212ZM10 213V214H8L7 215V213ZM23 212H24V214H23ZM35 212V213H34ZM64 212V213H63ZM121 212H124V213H121ZM3 213H4V215H7V217H5L4 215H3ZM31 215V216H29V214ZM34 213V214H33ZM59 213V214H58ZM61 213V214H60ZM116 213H118V214H120L119 216H117L116 215ZM237 213V214H238ZM252 213V214H251ZM254 213V214H253ZM263 213V214H262ZM14 214H15V216H17V217H15L14 216ZM21 214H23L24 216H26V217H24V216H22ZM26 214V215H25ZM28 214V215H27ZM42 214V215H41ZM44 214V215H43ZM122 214V215H121ZM261 214V215H260ZM59 215V216H58ZM62 215H63V217H62ZM69 215V216H68ZM76 215V216H75ZM249 215H251V217L249 216ZM254 215V216H253ZM255 215H257V216H255ZM260 215V217H258ZM11 217V219H10V217ZM27 216L30 218H28L29 219V226L28 225H20L21 223L20 222H22V220H20V221H18L19 219L18 218H20V217H22V218H24L23 219V224H24V221L26 222L25 224H27L28 223V219H26L27 218ZM69 217L68 219H65V218H67V217ZM122 216V217H121ZM140 216H143L142 214H140ZM241 216V217H240ZM42 217V218H41ZM54 217V218H53ZM56 217V218H55ZM59 217V218H58ZM62 217V218H61ZM245 217H248V220H247V218H245ZM250 217V218H249ZM256 217V218H255ZM5 220H4V219ZM49 218V219H48ZM52 218V219H51ZM241 218V219H240ZM251 218H252V221H251ZM9 219V220H8ZM16 219H17V221H16ZM45 219V220H44ZM56 219V220H55ZM58 219H60V221L58 220ZM258 219V220H257ZM36 220H38V221H36ZM64 222L65 220H66V223H62L61 224V226H60V223L62 222V221ZM146 220V219H145ZM9 221H10V223H9ZM12 221V222H11ZM30 221H32V222H30ZM43 221V222H42ZM74 221H77V219H75ZM132 221V220H131ZM257 221V222H256ZM7 222V223H6ZM14 222V223H13ZM15 222H18V223H16L15 224ZM40 222V223H39ZM50 222H52V224H50ZM55 222H57V223H55ZM44 223V224H43ZM10 224V225H9ZM12 224H14V225H12ZM33 224V227H34V229H35V231H33L34 229L33 228H31V226L30 225H32ZM47 224V225H46ZM57 226H56V225ZM233 224V223H232ZM237 224H239V225H237ZM17 225H19V227L21 226V227H25V229H24V227L23 228H21L20 227V229L18 230V229H15V228H19V227H17ZM48 225H53V226H56V227H52L53 229H50V227L48 226ZM256 225H258V226H256ZM7 226V227H6ZM10 226H12V229H8V227L9 228H11ZM30 227L29 229H28V227ZM49 227V228H47V227ZM6 227V228H5ZM27 227V228H26ZM36 227H39V228H41V227H43V229L45 230V228H46V230H48V231H43V229H41L42 231H43V233H46V232H48V236H46V234H44V235H42V237H41V235H39L40 233H35L36 232ZM58 227V228H57ZM140 227H142V226H140ZM139 227V228H140ZM233 227H234V229H233ZM241 227V228H240ZM256 228V230H255V228ZM4 228V229H3ZM62 228V230L61 231H59L58 233H57V231L58 230H60ZM243 228L245 229V230H243ZM3 229V230H2ZM5 229H7V231H5V233H3V231L5 230ZM25 231H24V230ZM28 231H27V230ZM33 229V230H32ZM50 229V230H49ZM58 229V230H57ZM140 229H142V230H140V231H130V233L132 234V232L135 234V235H146V233L145 232H148V231H146V229H144L143 230V228H140ZM11 230H13V231H11ZM15 230V231H14ZM233 230H234V232H233ZM8 231L10 232V234L8 233ZM16 231H19V232H16ZM62 231H64L63 233H62ZM65 231H66V233H65ZM238 231V232H237ZM51 232H52V234H51ZM61 232V233H60ZM127 232L128 231H121L120 232V234L118 235L119 237H120V239L122 240V238L124 239L125 237H126V235H127ZM141 232V233H140ZM144 232V233H143ZM237 232V233H236ZM3 233V234H2ZM17 233H19V235H25V233H26V235L25 236H17ZM21 233V234H20ZM23 233V234H22ZM42 233V234H43ZM58 235V236H56V234ZM125 233H126V235H125ZM129 232H128V234H130ZM235 233H236V235H235ZM5 234V235H4ZM27 234H28V236H27ZM35 234V235H34ZM36 234H37V236H36ZM61 234H63V235H61ZM68 234V235H67ZM70 234V235H69ZM76 235V237H75V235ZM122 234H124V236H122ZM240 234V235H239ZM32 235H34L33 237H32ZM61 235V236H60ZM67 235V236H66ZM137 235V236H138ZM242 235V236H241ZM27 236V237H26ZM36 236V237H35ZM39 236V237H38ZM49 237L48 239L47 238H45V237ZM122 236V237H121ZM128 236V235H127ZM237 236V237H236ZM241 236V238H239ZM26 238V239H24V238ZM50 237H52V238H50ZM54 237H55V239H54ZM65 237L67 238V239H65ZM75 238V241L76 240H78V241H76V243H74L73 242V240L72 239H74ZM79 237H83L82 239L80 238L79 239ZM244 237V238H243ZM23 238V239H22ZM32 238V239H31ZM44 239V241H43V239ZM72 238V239H71ZM6 239V240H5ZM8 239H9V241H8ZM18 239H19V241H18ZM22 239V240H21ZM33 239H35L34 241H32ZM40 239L42 240V241H40ZM65 239V240H64ZM25 240V241H24ZM41 242V244H40V242ZM56 240H60L59 242H57ZM69 240V241H68ZM81 240V241H80ZM83 240H84V242H83ZM241 240V241H240ZM242 240H243V242H242ZM5 241H8L7 243L5 242ZM25 243H24V242ZM29 243H28V242ZM81 243H80V242ZM1 242H3L4 244H6V245H2L3 243H1ZM13 242H17L15 245H13L14 243ZM27 242V243H26ZM33 242H34V244L35 245H33ZM63 242V243H62ZM66 242L68 243L67 245H65L66 244ZM78 242V243H77ZM258 242V243H257ZM261 242V243H260ZM262 242H263V244H262ZM10 243V244H9ZM13 243V244H12ZM74 243V244H73ZM24 245V247H20V245ZM29 244V245H28ZM38 244V245H37ZM70 244H73V245H70ZM76 244V245H75ZM79 244H80V246H79ZM17 245V246H16ZM18 245H19V247H18ZM84 245H85V248H84ZM3 246H5V247H3ZM16 246V247H15ZM29 246H30V248L32 249V247L34 246V248L32 249V251H37V252H35V254H37V255H34L33 254V252L31 251V249L29 248ZM32 246V247H31ZM38 246V247H37ZM65 246H67V249H66V247ZM70 248H69V247ZM73 246V247H72ZM78 246H79V248H78ZM251 246V247H250ZM3 247V248H2ZM9 247V248H10ZM250 247V249H248ZM253 247V248H252ZM259 247V248H258ZM7 248V249H6ZM20 248V250H18ZM36 248V249H35ZM73 248V249H72ZM76 248V249H75ZM242 248V249H241ZM262 248V249H261ZM39 249H42V250H39ZM75 249V250H74ZM24 250V249H23ZM79 250V251H78ZM85 250V251H84ZM249 250L251 251V250H253V253H255V252H258V254L256 253L255 255L252 253V251L250 252L251 254H249ZM254 250H255V252H254ZM262 250V251H261ZM41 251L43 252L42 254H39V253H41ZM74 251V252H73ZM76 251V252H75ZM84 251V252H83ZM87 251V252H86ZM89 251V252H88ZM243 251H244V253H243ZM247 252H248V254H247ZM70 253V254H69ZM44 254V255H43ZM69 254V255H68ZM241 254H243V255H241ZM39 255V256H38ZM42 255V256H41ZM73 255V254H72ZM91 255V256H90ZM245 255V256H244ZM246 255H247V257H246ZM249 255H252V256H249ZM44 256V257H43ZM89 256V257H88ZM31 257H34V258H31ZM39 257H42V258H39ZM25 258H23V259H25ZM89 258V259H88ZM95 258H98V257H95ZM244 258V259H243ZM253 258V259H254ZM28 259V258H27ZM50 261H53V262H51L50 263ZM43 262V264H54V262H55V264H57L58 263V260H46V261H42ZM42 262L40 263V264H42ZM49 262V263H48ZM98 261H95V264H98L97 263ZM193 264V263H192ZM194 264H196V263H194ZM246 264V263H245ZM252 264H255V262L254 263H252Z\"/></svg>",
  "mask_w": 264,
  "mask_h": 264
},
{
  "label": "bare ground",
  "instance_id": "obj_2",
  "mask_svg": "<svg viewBox=\"0 0 264 264\" xmlns=\"http://www.w3.org/2000/svg\"><path fill=\"white\" fill-rule=\"evenodd\" d=\"M10 1V0H9ZM9 1H3V0H0V27H3V26H8L9 24L11 25V21H9V18H12V16H9V14H8V7H9V5L8 4H10V3H12V2H9ZM20 1V0H19ZM48 1H50V0H48ZM71 1V0H70ZM76 1V0H75ZM74 1V2H75ZM83 1V0H82ZM81 0H80V3L82 2ZM85 1V0H84ZM94 1V0H93ZM99 1L100 2H103L104 0H97V2H98V4H99ZM118 1V0H117ZM120 1V0H119ZM129 1H131V0H129ZM128 1V2H129ZM133 2H135L134 0H132ZM150 2H151V0H149ZM154 0H152V2H153ZM183 1V0H182ZM187 1V0H186ZM195 1V0H194ZM196 1H198V0H196ZM204 1V0H203ZM212 1V0H211ZM210 1V2H211ZM243 1H246V0H220V1H218V2H220V3H218V5L220 6V10H223V11H225L224 9L226 8V7H228L229 6V8H230V12L228 13V9H226L227 10V12L226 13H228L230 16V20H232L233 19V21H232V24L233 25H231L229 28L230 29H232L233 30V33H232V37H230L229 35L227 36V38H224L223 40H218V39H216V40H214V43H215V41H216V43H217V41H218V43H220L221 42V44H223V45H225V48H224V50L227 52V49H228V52H229V48H227L226 49V44H228L229 45V43H234L235 45H236V47H237V50L239 49V50H241L243 53H245V54H247V55H249V57H251L252 59H253V65L252 64H248V65H250L251 67L252 66H254L255 67V65H259V64H262L263 65V67H264V0H261V1H255V0H247V1H249V3H250V7H249V10H248V12H246V10L247 9H245L244 8V5L246 4V3H248V2H243ZM7 2H9V3H7ZM15 2V1H14ZM22 2V1H21ZM65 2V1H64ZM64 2H62V6L63 5H65V3ZM86 2H88V0L87 1H85V3ZM92 2V1H91ZM91 2H88V5H86L88 8H89V6L91 7V6H93V5H89V3L91 4ZM104 2H107V3H109V2H111L110 0H109V2L108 1H104ZM120 2H122V1H120ZM127 2V3H128ZM146 2H148V1H146ZM173 2H174V0H173ZM176 2V1H175ZM174 2V3H175ZM180 2V1H179ZM191 2H193L192 0H191ZM57 3H58V1H57ZM57 3H56V5H57ZM64 3V4H63ZM67 3V2H66ZM85 3H83V4H85ZM93 3H95V1L93 2ZM137 4L139 3V2H136ZM194 3V2H193ZM202 3V2H201ZM205 3H208L207 5L205 4V7L206 6H209V2H208V0L206 1L205 0ZM15 4V3H14ZM18 4V3H17ZM61 3H59V5H60ZM71 4H73V1L71 2ZM70 4V5H71ZM76 4V2L74 3V5ZM79 4V3H78ZM77 4V5H78ZM103 4V3H102ZM102 4L100 5H97L96 6V9H99V8H97V7H99V6H101V9H103V7H102ZM117 4H119L118 2H117ZM122 4H124V3H122ZM136 4V5H137ZM142 4V3H141ZM144 4V3H143ZM150 4V3H149ZM160 4V3H159ZM162 4V3H161ZM168 4H169V2H168ZM167 4V7L166 6H164V7H166V9L163 7V9L165 10V12H167L168 11V13H169V20H170V22H180L181 21V19L179 18V19H177L176 20V18H175V14H176V12H178L179 14H183V11H185L186 10V5H184V8H185V10H183L184 8L183 7H181V8H179V9H176V6L174 5V4H169L168 5ZM176 4V3H175ZM179 4V3H178ZM185 4H187V7H190V6H188V4H190L189 3V1H187ZM192 4V3H191ZM194 4H197V3H194ZM198 4H200V1H198ZM202 4H204V3H202ZM212 4H214L213 2H212ZM211 4V5H212ZM53 5L55 6V4L53 3ZM67 5V4H66ZM65 5V7L67 8L68 6H66ZM76 5V6H77ZM121 5V4H120ZM152 5V4H151ZM164 5H166V4H164ZM183 5V4H182ZM193 5V4H192ZM201 5V4H200ZM210 5V6H211ZM217 5V4H216ZM14 6V5H13ZM20 6V5H19ZM19 6H17V7H19ZM34 6V5H33ZM39 6V5H38ZM38 6H36V7H38ZM58 6V5H57ZM75 6V7H76ZM84 6V5H83ZM83 6H81L80 5V7H83ZM104 6V5H103ZM106 6H108V5H106L105 4V8H106ZM122 6V5H121ZM156 6V5H155ZM179 6V5H178ZM14 7H16V6H14ZM27 7H29V6H27ZM64 7V6H63ZM73 7V6H72ZM87 7H85V13L86 12H88L91 8H89V10H87L86 8ZM94 8H95V6H93ZM109 7V6H108ZM108 7H107V9H108ZM113 7H115V6H113ZM129 7V6H128ZM136 7V6H135ZM152 7V6H151ZM150 7V8H151ZM161 7V6H160ZM159 7V8H160ZM217 7V6H216ZM246 7V6H245ZM10 8V7H9ZM43 8H45V7H43ZM54 8V7H53ZM53 8H51V9H53ZM60 8H61V6H60ZM59 8V9H60ZM77 8V7H76ZM123 8V7H122ZM158 8V9H159ZM192 8H193V6H192ZM191 8V9H192ZM222 8V9H221ZM224 8V9H223ZM241 8H244V9H241ZM247 8V7H246ZM7 9V10H6ZM11 9H14V8H12L11 7ZM17 9V8H16ZM15 9V10H16ZM18 9H20V8H18ZM50 9V8H49ZM58 9V8H57ZM56 9V10H57ZM100 9V12H97V13H102L103 11H104V9H103V11ZM114 9H116V8H114ZM120 9V8H119ZM140 9H142V8H140ZM146 9H148V8H146ZM209 8L207 7V10H208ZM213 9V8H212ZM218 10H219V8H217ZM68 10V9H67ZM87 10V11H86ZM94 10V9H93ZM109 10V9H108ZM108 10H106L105 9V11L107 12ZM132 10H133V8H132ZM144 10H145V8H144ZM154 10V9H153ZM161 10V8L159 9V10H157V11H160ZM194 10H195V12H196V17L193 19V20H195V22H196V20H198V19H200V20H202V17H201V15H199L198 13H201V11L203 10L199 5H196L195 7H194V9H193V12H194ZM206 10V9H205ZM207 10H206V12H207ZM11 11L12 10H9V13H11ZM33 11L34 10H32L31 12H32V14H33ZM53 11V10H52ZM51 11V12H52ZM60 11V10H59ZM62 11H63V9H62ZM62 11H60V12H62ZM73 11V10H72ZM79 11V7L77 8V12ZM90 11H92V9L90 10ZM95 11V10H94ZM93 11V12H94ZM98 11V10H97ZM111 11V10H110ZM131 11V10H130ZM134 11V10H133ZM141 11V10H140ZM156 11V12H157ZM186 11H188V10H186ZM185 11V12H186ZM190 11L191 10H189V13H190ZM17 12H22L23 13V11H21V9H20V11H18L17 10ZM83 11H82V9H81V13H82ZM84 12L81 14V13H78L79 15H82V17L84 16ZM93 12H91L90 14L92 15V13ZM106 12H104V13H106ZM112 12V11H111ZM114 12H117V11H114ZM119 12V11H118ZM136 12H138V11H136ZM146 12V11H145ZM155 12V13H156ZM192 12V11H191ZM203 12H205V11H203ZM205 12V13H206ZM208 12H210V10L208 11ZM222 12V11H221ZM15 13V12H14ZM14 13H12V14H14ZM26 13V12H25ZM55 13H57V12H55ZM54 13V14H55ZM64 13V12H63ZM108 13H110V12H108ZM141 13V12H140ZM139 13V16L141 17V15L142 14H140ZM150 13V12H149ZM151 13H152V11H151ZM161 13V12H160ZM210 13H212V11L210 12ZM209 13V14H210ZM225 13V12H224ZM225 13V14H226ZM231 13V14H230ZM11 14V15H12ZM18 14H21V13H18ZM17 14V15H18ZM50 14V13H49ZM48 14V15H49ZM77 13H76V15H78ZM89 14V13H88ZM87 13H86V15H88ZM121 14H123V13H121ZM147 14V13H146ZM145 14V15H146ZM153 14V13H152ZM157 14V13H156ZM163 14H166V16H167V13H163ZM163 14H162V16H163ZM185 14H187V12L185 13ZM221 14V13H220ZM16 15V14H15ZM30 15V14H29ZM34 15V14H33ZM33 15H31V16H33ZM36 15H37V13H36ZM115 15V14H114ZM155 15V14H154ZM192 15H193V13H192ZM19 16V15H18ZM22 15H20V17H21ZM58 15H56L55 17H57ZM60 16H62V14L60 15ZM67 16V15H66ZM90 16V15H89ZM97 16H98V14H97ZM102 16V15H101ZM152 17L153 15H147V17ZM157 17H158V15H156ZM177 16H178V14H177ZM181 16V15H180ZM179 16V17H180ZM183 16H184V14H183ZM181 17V18H184V17ZM209 16V15H208ZM208 16H207V21H206V23L208 22L209 24H212V25H214V22H215V19L217 18V21L220 19L219 18V16H214L213 15V17H209L208 18ZM23 17V16H22ZM26 17V16H25ZM27 17H29V16H27ZM35 17V16H34ZM33 17V18H34ZM49 17V16H48ZM76 18H77V16H75ZM74 17V18H75ZM79 17V16H78ZM82 17L80 16V18H81V20H82ZM85 17V16H84ZM88 17V16H87ZM90 17H94L93 15L92 16H90ZM132 17H135V16H132ZM139 17V18H140ZM147 17H145V19L147 18ZM148 18V19H151L152 20V18ZM159 17H161L160 15H159ZM185 17H187V16H185ZM204 17H206V16H204ZM228 17V18H229ZM249 17H252L253 18V20H252V18H249ZM14 18V17H13ZM12 18V19H13ZM45 18H47V17H45ZM52 17H50V19H51ZM70 18V17H69ZM80 18H79V20H80ZM95 18V17H94ZM98 18V17H97ZM97 18H95V19H97ZM102 18V17H101ZM124 18H126V17H124ZM137 18H138V16H137ZM142 18V17H141ZM144 18V17H143ZM143 18L142 19H140L141 21H143ZM162 18V17H161ZM178 18V17H177ZM190 18H192V17H190ZM189 18V19H190ZM221 18H223L222 17V15H221ZM226 19H225V21H223L224 19H221L220 21L223 23V22H226V20L228 21V22H231V21H229L228 19H227V16L225 17ZM232 18V19H231ZM251 19L252 21H250V22H248L246 19ZM16 20H14V21H21L22 20V18L20 19V18H15ZM20 19V20H19ZM31 19V18H30ZM40 19V18H39ZM43 19V18H42ZM53 19V18H52ZM54 19H56V18H54ZM62 19V18H61ZM84 19V18H83ZM91 19V18H90ZM94 19V20H95ZM113 19H115V18H113ZM154 19V18H153ZM186 19V18H185ZM187 19H188V17H187ZM186 19V20H187ZM204 19V18H203ZM246 20L248 23H244V21L243 20ZM11 20V19H10ZM24 20H26L24 17H23V21ZM27 20H28V18H27ZM36 20V19H35ZM46 20V19H45ZM73 20V19H72ZM80 20V21H81ZM91 20H93V18L91 19ZM118 20H120V19H118ZM139 20V19H138ZM147 20V19H146ZM165 20H167V19H165ZM184 20V19H183ZM192 20V19H191ZM200 20H199V22H200ZM204 20H206V19H204ZM23 21H21V22H23ZM37 21V20H36ZM42 20L40 19V22H41ZM78 21V20H77ZM85 21V20H84ZM89 22H87V23H85V24H91L90 22V20H88ZM96 21V20H95ZM98 21V20H97ZM97 21L96 22H93V23H97ZM106 21V20H105ZM116 21V20H115ZM121 21V20H120ZM156 22H158V21H160V20H155ZM154 21V22H155ZM168 21V20H167ZM188 21V20H187ZM42 22H44V21H42ZM50 22V21H49ZM49 22H48V20H47V23L49 24ZM51 22H53V21H51ZM58 22V21H57ZM61 23L62 22H64V24L66 23L65 22V20L63 21V20H61L60 21ZM76 22V21H75ZM79 22V21H78ZM78 22H76V23H78ZM117 22V21H116ZM135 22H136V20H135ZM183 22V21H182ZM228 22H227V24H228ZM18 23V22H17ZM29 23V22H28ZM34 24H36L35 22H33ZM54 23V22H53ZM61 23H59V24H61ZM76 23H74V24H76ZM82 23V22H81ZM81 23H79L78 25H83V28H84V22H83V24H81ZM102 23V27L104 26L103 25V22H101ZM115 23V22H114ZM146 23V22H145ZM185 23H187V26H186V24H185V26H184V24L183 23H181V24H183V26L181 27V28H183V27H188V26H191V25H193L194 23L191 21L190 23H192L191 25H188L189 23L188 22H185ZM250 23H254V28H252V29H250L251 28V26H250V28H249V25H250ZM13 24H16V22H13L12 23V26H13ZM21 24V23H20ZM40 24V23H39ZM45 24H46V22H45ZM47 24V25H48ZM55 24V23H54ZM54 24H52V25H54ZM72 24V23H71ZM70 24V25H71ZM99 24H100V21H99ZM98 24V25H99ZM124 25H121V26H126L127 24L126 23H123ZM151 24V23H150ZM163 24H164V22H163ZM167 24H169V23H167ZM204 24V23H203ZM17 25V24H16ZM26 25H27V23H26ZM40 25H42V23L40 24ZM50 25V24H49ZM50 26V27H54V26ZM62 25H63V23H62ZM62 25H58V26H62ZM70 25H69V27H70ZM94 25V24H93ZM98 25H96V26H98ZM115 27H117V29L116 30H118V24L117 25H115V24H113ZM135 25V24H134ZM133 25V26H134ZM136 25L138 26V23L136 22ZM147 25V24H146ZM176 25H177V23H176ZM230 25V23L228 24V26ZM21 26V25H20ZM19 25H18V27H20ZM32 26H33V24H32ZM32 26H30V27H32ZM37 27L38 26V24L37 25H34V27ZM58 26L56 27V28H54V29H57L58 28ZM67 26V25H66ZM72 26V25H71ZM75 26V25H74ZM114 26H112V27H114ZM128 26V25H127ZM149 25H147V27H148ZM155 26H157V23H156V25ZM165 26V25H164ZM167 26V25H166ZM178 26H179V24H178ZM181 26V25H180ZM204 26H205V24H204ZM208 26V25H207ZM211 26V25H210ZM218 26V24L216 25V27ZM220 26H223V25H220ZM224 26H225V23H224ZM227 26V27H228ZM10 28H12L11 26H9ZM23 27H24V25H23ZM27 27V26H26ZM68 27V26H67ZM88 27H89V25H88ZM90 27H91V25H90ZM104 27H106V26H104ZM130 27V26H129ZM129 27H127V28H129ZM154 27V26H153ZM158 28H159V26H157ZM156 27V28H157ZM160 27H162V26H160ZM193 29H194V27L193 26H191ZM215 26H213V28H214ZM226 27V26H225ZM226 27V28H227ZM20 28H22V27H20ZM28 28V27H27ZM33 28V27H32ZM31 28V29H32ZM39 28V27H38ZM38 28H37V30H38ZM45 28H47V27H45ZM60 28H63V27H60ZM75 28H76V26H75ZM77 28H79V27H77ZM87 27H85V29H86ZM92 28V27H91ZM93 28H95V27H93ZM121 28V27H120ZM126 28V27H125ZM134 28H135V26H134ZM155 27L154 28H152L153 30H157ZM168 28H170V27H168ZM175 28V27H174ZM197 28V27H196ZM201 28V27H200ZM200 28H199V30H200ZM206 28V27H205ZM210 28H212V26L210 27ZM218 28V27H217ZM220 29L219 30H221L222 28L221 27H219ZM226 28H225V30H226ZM40 29V28H39ZM48 29V28H47ZM46 29V30H47ZM69 29V28H68ZM81 29V28H80ZM97 29V28H96ZM110 29H113V28H110ZM133 29V28H132ZM144 29V28H143ZM145 29H146V27H145ZM160 29V32H161V29L162 28H159ZM167 29V28H166ZM176 29V28H175ZM174 29V30H175ZM203 29H204V27H203ZM215 29L216 28H214L213 29V32L215 31ZM228 29V28H227ZM250 29V30H249ZM1 30H3V28L2 29H0V32H1ZM6 30H9V28L8 29H6ZM5 30V31H6ZM17 30H19L18 28H17ZM16 29L14 30V31H17ZM28 31H30L29 29H27ZM41 30V29H40ZM105 29H103V31H104ZM127 30H131L130 28L129 29H127ZM135 30V29H134ZM169 30V29H168ZM185 30H188V29H184V32L186 33L187 31H185ZM191 30V29H190ZM229 30V29H228ZM5 31H2L1 33H0V37H7L6 35H8V33L7 32H5ZM10 31V30H9ZM12 31V30H11ZM25 31V30H24ZM23 31V32H24ZM27 31V32H28ZM32 31V30H31ZM36 30H33V33L35 32ZM44 31V30H43ZM51 31H53V30H50V32ZM60 31H62V29H60ZM66 31V30H65ZM69 31V30H68ZM67 31V32H68ZM85 31H87V33L90 35V33H92L91 31H89L88 29L87 30H85ZM85 31H81V32H85ZM108 30L106 29V31L105 32H107ZM115 31V30H114ZM113 31V32H114ZM138 31H140V29L138 30ZM165 31V30H164ZM170 31H171V29H170ZM179 31V30H178ZM182 31H183V29H182ZM209 31H211V29L210 30H208V32ZM223 31V30H222ZM19 32V31H18ZM22 32V31H21ZM26 32V33H27ZM36 32H38L39 33V31H36ZM35 32V33H36ZM50 32H48L47 31V33L48 34H44V35H46L47 37H48V35H49V33ZM64 32V31H63ZM67 32H66V34H67ZM81 32H79V34L81 33ZM90 32V33H89ZM104 32V33H105ZM129 32V31H128ZM142 31H140L139 32V34H138V38H139V36L141 37L142 35L140 34ZM144 32V31H143ZM155 32V31H154ZM153 32V33H154ZM157 32V31H156ZM177 32V31H176ZM189 32V31H188ZM187 32V33H188ZM193 32V31H192ZM200 32V31H199ZM198 31H196V33H199ZM203 32H205V29H204V31L202 30V35L204 34ZM221 32V31H220ZM224 32H228L227 30L226 31H224ZM37 33V34H38ZM53 33V32H52ZM59 32L57 31V34H58ZM69 33H71V31L70 32H68V34ZM77 32L76 31H74V34H76ZM87 33L85 34V35H83V36H86L87 35ZM94 33H96V32H94ZM108 33H111V31H108ZM116 33V32H115ZM149 34H150V36L151 37H153L152 35H151V33L150 32H148ZM146 34V32L144 33L145 35H149V34ZM162 33V32H161ZM160 33V34H161ZM163 33H165V32H163ZM182 34L179 36V37H181V36H186V35H183V32H181ZM184 33V34H185ZM195 33V34H196ZM3 34V35H2ZM11 34V33H10ZM15 34V36H16V34L17 33H14ZM23 34V33H22ZM21 33L20 34H18V35H22ZM42 34V35H43ZM54 34H56V33H54ZM82 34V33H81ZM93 34V33H92ZM125 34H126V32H125ZM124 34V35H125ZM134 34H136V33H134ZM134 34L132 35V36H134ZM143 34V35H144ZM158 34V33H157ZM159 34V35H160ZM168 35H169V33H167ZM171 34H172V32H171ZM177 34H178V32H177ZM209 34V33H208ZM220 33H218V35H219ZM223 34V33H222ZM225 34H228V33H225ZM32 36H30L31 37V39H32V42H29V43H31L30 45H28V46H32V44H33V35H35V34H31ZM42 35L40 36L41 38H42ZM52 35V34H51ZM51 35H49L50 37H51ZM60 35V34H59ZM71 35L73 36V34L71 33ZM70 34H69V39H71L70 38V36H71ZM76 35H78V34H76ZM75 35V36H76ZM104 35V34H103ZM106 35V34H105ZM104 35V36H105ZM111 35V34H110ZM120 35V34H119ZM119 35H118V37H119ZM127 36H128V34H126ZM125 35V37H127ZM194 35V34H193ZM200 35H201V33H200ZM199 35V36H200ZM205 35V34H204ZM12 36H13V34H12ZM15 36H14V39H15ZM61 36V35H60ZM64 36H67V35H64ZM64 36H62V37H64ZM71 36V37H72ZM83 36H79V38L80 37H83ZM92 36V35H91ZM97 36V35H96ZM96 36H94L95 37V39H96V41H97V39H99L98 37L96 38ZM104 36H101V37H104ZM149 36V39H147L148 37H145V39H147V41L148 40H153V39H150L151 37ZM155 36L156 37H158L159 39H161L160 38V36H157L156 34H155ZM154 36V37H155ZM162 36H163V34H162ZM175 36V35H174ZM196 36H198V34L196 35ZM9 37V36H8ZM11 37V36H10ZM19 37V36H18ZM36 37H37V35H36ZM39 37V36H38ZM37 37V38H38ZM62 37H57V39L58 38H60V39H62ZM74 37V36H73ZM76 37H78V36H76ZM113 37V36H112ZM121 37H123V36H121ZM143 37V36H142ZM141 37V38H142ZM164 37V36H163ZM162 37V39H164ZM176 37V36H175ZM178 37V39L180 40V39H183V38H179ZM205 37V39H207L206 38V35L204 36ZM212 37L214 38V37H218L217 36V34H215V35H212ZM211 37V38H212ZM222 37V36H221ZM20 38V37H19ZM24 38V37H23ZM23 38H22V40H20V39H18L19 41V43L21 42L22 43V45L24 44V43H26V42H24L23 41ZM45 38V37H44ZM54 38V40H56V37H53ZM65 38V37H64ZM64 38L62 39L63 41H64ZM84 38H86V37H84ZM88 38H91V37H89L88 36ZM106 38L107 39H109L110 38V40H108V41H111V36L108 38L107 36H106ZM115 38V37H114ZM113 38V39H114ZM124 38V37H123ZM129 38H130V36H129ZM132 38V37H131ZM135 38V37H134ZM194 38H196V37H194ZM203 38V37H202ZM201 38V39H202ZM209 38V37H208ZM3 39V38H2ZM2 39H0L1 40V42L3 41ZM13 39V38H12ZM27 39V38H26ZM34 39H35V36H34ZM49 39V38H48ZM68 39V40H69ZM76 39H78V38H75V41L76 42H78ZM83 38H81L80 39V41L82 40ZM87 39V38H86ZM93 39V38H92ZM140 39V38H139ZM161 39V40H162ZM174 40H176L175 38H173ZM177 39V40H178ZM191 39V38H190ZM204 39V38H203ZM203 39H202V41H203ZM9 40L11 41V39L9 38ZM28 40V39H27ZM36 40H38L39 42L37 43V41H35L36 42V44H39L40 43V40L41 39H36ZM45 41H47V38H45L44 39ZM50 40V44L51 43H54V46H55V44H57V43H55L54 42V40L53 41H51V39H49ZM102 40V39H101ZM104 41L106 40L105 38L103 39ZM133 40H135V39H133ZM132 40V41H133ZM155 40V42H156V39H154ZM173 40V43L175 44V41ZM176 40V41H177ZM184 40H185V38H184ZM197 40V39H196ZM199 40V39H198ZM208 40V39H207ZM228 40V41H227ZM5 41V40H4ZM6 42L5 44H11V42ZM17 41V40H16ZM63 41L61 42V43H63ZM66 41H67V39H66ZM73 40H71L70 41V43L72 42ZM85 41V40H84ZM89 41H91V40H89ZM88 41V42H89ZM92 41H94L95 43H93L92 44V46H93V48H94V50H96L97 52L100 50V49H102V48H100V43L99 42H96L94 39L92 40ZM104 41H102L103 42V44L104 43H106V42H104ZM107 41V40H106ZM114 41V40H113ZM117 41V40H116ZM122 41V42H121ZM121 41L119 42V41H117V42H114V43H116L115 45H117V46H119V44L120 43H123V44H121V45H124V39H122L121 38ZM125 41H128V40H125ZM137 41V40H136ZM142 41V40H141ZM163 41V40H162ZM162 41H159V42H162ZM171 41V40H170ZM169 41V42H170ZM210 41V40H209ZM42 42V41H41ZM56 42H58L59 43V40H57ZM74 42V41H73ZM73 42H72V44H73ZM101 42V43H102ZM131 41H129V43H127L126 44V48H124V49H128V48H130L131 46H132V44L130 43ZM134 42V41H133ZM132 42V43H133ZM154 42V43H155ZM168 42V43H169ZM201 42V41H200ZM204 42V41H203ZM211 42V41H210ZM45 43V42H44ZM44 43H41L40 44V46L42 47L41 48V50L42 49H44L43 47L45 46L44 45ZM49 43V42H48ZM60 43V44H61ZM65 43V42H64ZM63 43V44H64ZM84 43H86V41L84 42ZM92 43V42H91ZM90 43V44H91ZM114 43H111V45H113ZM137 43H138V41H137ZM146 43V42H145ZM145 43H143V45L145 44ZM165 43V42H164ZM167 43V44H168ZM173 43H172V46H173ZM194 43V42H193ZM199 43V41L197 42V44ZM202 43V42H201ZM4 44V43H3ZM16 44H17V42H16ZM15 44V45H16ZM44 46H43V45ZM47 44V43H46ZM62 44V45H63ZM66 44L67 43H65L64 44V46L65 47H68L69 45H67L66 46ZM76 44V43H75ZM80 44V43H79ZM83 44V43H82ZM102 44V45H103ZM108 44H110V43H108ZM140 44V43H139ZM142 44V43H141ZM149 44V43H148ZM148 44H146V45H148ZM162 44V43H161ZM176 44H177V42H176ZM188 44H190V43H188ZM188 44H187V47H189L188 46ZM203 44V43H202ZM221 44H219V45H221ZM18 45V44H17ZM25 45V47L27 46V44H24ZM24 45H23V47H24ZM52 45V44H51ZM58 45V44H57ZM71 45V44H70ZM142 45V46H143ZM146 45H144V46H146ZM165 45V44H164ZM169 45H171V42L169 43ZM179 45V44H178ZM177 45V46H178ZM181 45H182V43H181ZM184 45V44H183ZM190 45H192V40H191V44ZM218 45V46H219ZM235 45H233L234 46V48H235ZM6 45H4V47H5ZM9 46V45H8ZM8 46H7V48H8ZM34 46V45H33ZM38 46L39 45H37V46H35V47H37L38 48ZM54 46H52V47H54ZM63 46V47H64ZM79 46V45H78ZM89 46V45H88ZM114 46V45H113ZM117 46L116 47H114V48H116L117 49ZM136 47H137V45H135ZM155 46V45H154ZM168 46V45H167ZM167 46L165 45V47L167 48ZM172 46H169L170 47V50H171V52H172V49H174V48H172L171 49V47ZM194 46V45H193ZM196 46V45H195ZM208 46V45H207ZM212 46V44L208 47V48H212L211 47ZM217 46V45H216ZM217 46V47H218ZM231 46V45H230ZM229 46V47H230ZM233 46L231 47L232 49H233ZM4 47H3V49H4ZM11 47V49L13 50V51H11V52H7V53H14L15 51H14V49H13V47L12 46H10ZM9 47V48H10ZM16 47V46H15ZM14 47V48H15ZM19 47V46H18ZM34 47V48H35ZM48 47V46H47ZM61 48V49H64V48ZM72 47H73V45H72ZM75 47V46H74ZM84 46H81V48H83ZM90 47V46H89ZM109 47H111L110 45H109ZM125 47V46H124ZM138 47H139V45H138ZM138 47L136 48L137 50H139L140 51V49H138ZM151 47H152V44H151ZM187 47H185V49L187 48ZM197 47H199V45L198 46H196V48H193V50H196L197 49ZM206 47V46H205ZM205 47H202V48H204L205 49ZM26 48H29V47H26ZM31 48V47H30ZM34 48H32V50L30 51L29 49H28V51H30V52H32L33 51V49ZM69 48V47H68ZM77 48V50H78V52H79V49H81V48H79V47H76ZM75 48V49H76ZM92 48V47H91ZM107 48V47H106ZM105 47H104V49H102L103 51H105V50H107ZM133 49H134V47H132ZM131 48V49H132ZM141 48V47H140ZM176 48V47H175ZM191 48H192V46H191ZM214 48V47H213ZM222 48V47H221ZM2 48L0 47V50H1ZM11 49H7V50H5V52L6 51H10ZM18 49V48H17ZM20 49H22V47H20ZM36 49V48H35ZM51 49V48H50ZM67 49V48H66ZM122 49V48H121ZM121 49H120V51H121ZM123 49V50H124ZM132 49V50H133ZM159 49V48H158ZM177 50H176V52L179 50L178 49V47L176 48ZM184 49V50H185ZM199 49H201V48H199ZM199 49L197 50V51H199ZM15 50H16V48H15ZM19 50V49H18ZM16 51V52H18V54L16 53V55L17 56H19V53L20 54H22L21 52H19V51ZM27 50V49H26ZM38 50V52L36 53L35 52V50H34V53L35 54H39V51H41L40 50V47L37 49ZM47 50V49H46ZM45 50V51H46ZM49 50V49H48ZM48 50H47V52H48ZM56 50V49H55ZM54 50V48H53V52L55 51ZM68 50H70V48L68 49ZM68 50H67V52H68ZM71 50H73V49H71ZM91 50V49H90ZM93 50V51H94ZM117 50H119V48L117 49ZM136 50V51H137ZM145 50V49H144ZM147 50V49H146ZM157 50V49H156ZM168 50V49H167ZM183 50V47H182V49H181V51ZM188 50V49H187ZM203 50V49H202ZM201 50V51H202ZM217 50V49H216ZM238 50V51H239ZM2 51V50H1ZM22 51V50H21ZM25 50H23L22 52H24ZM56 51H58V49L56 50ZM93 51L91 52V53H93ZM95 51V52H96ZM100 52V54H103L104 53V56H105V58L107 57V55H109L110 56V54L111 53H115V52H117V51H115V50H113V52H111V50H110V52ZM119 51V52H120ZM126 51V50H125ZM128 51H130V49L128 50ZM135 51V52H136ZM138 51V52H139ZM143 51V50H142ZM165 52H166V50H164ZM200 51V52H201ZM220 51H221V49H220ZM231 51V50H230ZM235 51H236V49H235ZM241 51H240V53H241ZM42 52V51H41ZM46 52V53H47ZM49 52H51V51H49ZM61 52V51H60ZM75 52V51H74ZM88 52H90V51H88ZM94 52V53H95ZM117 53L116 55H118L119 57H122V59L121 58H119V59H121V60H119V59H117V60H112L113 62H109L108 60H105L104 61V63L102 64V63H100V64H98V66L100 65L101 66V71H99V73H95V75L94 76H88V78H87V74L86 73H89V74H91V72H90V70H87V71H89V72H87V71H85V73H84V75H83V73L81 74L80 72H82V69H81V71H80V69H79V71H77L76 73L75 72H72L71 74H73V73H75V74H77L78 75V72H79V78H83V79H76V83H79V84H81V85H79V88H81L80 86H82V85H86L85 87H87L88 88V86L90 87V86H92L93 84H99L96 88V90L100 93V94H98L100 97H95V96H93V97H95L96 99L95 100H91V99H88V98H86V101H88V100H91V102H90V105L91 106H95V108H100V109H98V111L100 110V112L102 111L103 112V114L105 115V117H110L109 116V114H110V112H108V115H106V113H107V109H109V111H114V109H115V106L113 107V109H110V107H112L113 105H116V107L119 105V104H125L126 105V103H127V101L130 99H128V96H130L131 97V99L129 100L130 102H128V104L129 103H131V100H132V102L134 101V103H142L141 104V109L140 108H138L139 109V112L141 113V114H139V112L138 113H136L137 115L139 114L140 116H138V117H136L134 114H133V116H135L136 118H133V116L131 117V115L132 114H128L130 111H128V113H127V116H129L128 117V120L126 121V120H124V121H126L125 123H123L122 124V119L120 120V121H122L121 123L119 122V125H122V126H118V127H113V128H117V129H119V131H123L124 132V134H121V136H123V135H125L124 137H127V139H128V141H129V143L131 144V149L133 150V149H135V152L134 153H137L136 151H138V153L140 154V152H141V155L144 157V155H146V156H152L153 157V159H154V163L153 164H157L156 166L158 167V168H160L161 170V179H163L164 177H166L165 176V174L166 173H170L171 175H172V177L173 178H171V179H174L175 180V184H178V187L181 185L182 186V188H186V189H188L189 187V185H194V187L196 186L197 187V185L198 184H200V183H202L204 180H206V175H207V173H206V171H205V169H203L201 166L203 165V163H204V161L206 160H204L203 161V163H202V165L200 164V158H205L204 156L205 155H207V154H209V155H213V154H211V153H213V152H215L213 149H210L209 147L210 146H208L207 148H209L208 150L206 149V146L203 144L204 142H207L208 143V141H203V143L201 142L200 143V141L199 142H197L196 144L198 145L199 144V146L198 147H196L195 145H193V146H191V152H190V154H188V152L190 151H188V149H187V147L186 148H181V147H183V145L182 146H180L179 147V144L177 145V143L175 142L176 140H178V139H180L179 137H177L178 139H175V141L173 140L174 138V136L175 135H177V134H175L174 136H172L174 133L173 132H171V133H173V134H171V137L173 138V139H171V140H173V142L171 141V140H169L170 142L169 143H167L165 140H164V138L166 139V138H168L169 137V134H168V136H167V133H165L166 135H165V137H163V134H164V132L165 131H163L164 129H163V124L162 123H164V127H167L166 126V124H165V122H166V120H165V122H164V118L162 119V118H160L159 117V113L160 112H162L164 109H165V107L166 106H163V108H157V105L155 106V108H153V107H151L150 109H149V107H150V104H149V106L147 105L146 106V108L148 107V109H144L145 108V105H144V101L146 100V98H147V101H148V99L150 100V98L152 97L153 98V92L154 91H158L159 89V86H163V82L164 83H166L169 87H170V89H171V91L169 90V92L170 93H172V95L173 96H178V97H180V99L181 98H183V96H186V97H188V99H185L184 100V105H186L187 106V104H185V103H188L189 104V102L190 101H192L193 103H197V101H202V98H203V96H204V94H205V92H206V87L204 88L205 90H203L202 88H203V86L201 85V86H199V84H201V83H198V85H196V83L197 82H195V84H193V85H190V84H186L185 82L186 81H188V79H190L191 77H188L186 74V78H188L185 82L183 81H181L182 80V78L181 79H178V75H179V73H177V71L175 70L174 71V67H175V65H176V63H178V62H176V63H173L174 61L172 60L173 59V57H172V59H171V62L173 63V65H172V67H171V65H170V67H171V69H173V73H172V70H170L171 71V73H169L168 71V69L166 70V68H168L167 67V65L165 66V68L164 67H159L160 65H158L157 67H159V68H157V70H155V72L157 71V73H156V77H155V75H154V78L149 74L148 76H151L150 77V79H155L156 78V88L157 89H154L153 90V88L151 89V90H148L147 92V95L145 94V92H141V94L140 95H135L136 93V91H134L131 95H128L127 97H126V95L124 96V95H122V96H124V97H118V93L119 92H121V91H124L126 88H128V87H131V86H134L136 83L138 84H146V82H149V78L147 79V76L145 75V74H147L146 73V69H148V68H150L151 66H149V65H153V64H149V65H145L144 64V66H145V73H144V67L142 66V67H139L138 68V66H137V63L142 59L141 57L140 58H138V59H136V58H134V56L132 55V56H130V54L128 55L127 53H125V52H123V51H121L122 52V54H121V52L120 53ZM157 52V51H156ZM174 52H175V49H174ZM183 52V51H182ZM182 52H180V53H182ZM190 52H192L193 53V51H190ZM221 52H224V51H221ZM220 52V53H221ZM226 53V58H228L227 57V54H228V56H229V53ZM2 53H3V51H2ZM25 54H28V52L27 51H25L24 52ZM43 53H45L44 51H43ZM59 53V52H58ZM77 52H75L74 54H76ZM81 53H82V55L85 53V48H83V49H81ZM113 53V54H114ZM127 54V55H125V54ZM137 53V52H136ZM135 53V54H136ZM155 53V52H154ZM187 53V52H186ZM185 53V51L182 53V54H186ZM189 53V52H188ZM187 53V54H188ZM214 53V52H213ZM213 53H212V55H213ZM235 53V52H234ZM238 53V52H237ZM236 53V54H237ZM29 54H31V53H29ZM28 54V55H29ZM41 54V53H40ZM60 54H63V55H65V53H60ZM59 54V55H60ZM69 54H70V52H69ZM77 54H80V53H77ZM134 54V55H135ZM140 54V53H139ZM141 54H143V53H141ZM145 54V53H144ZM144 54L142 55V57L144 56ZM163 54V53H162ZM166 54V53H165ZM191 54V53H190ZM195 54H197V52H195ZM194 54V55H195ZM216 54V53H215ZM218 54V53H217ZM223 54V53H222ZM221 54V55H222ZM236 54H234V56L236 55ZM9 55V54H8ZM7 55V56H8ZM23 55V54H22ZM22 55H20L21 57H27L28 55H25V56H22ZM31 55H33V54H31ZM30 55V56H31ZM42 55V54H41ZM48 55H50L49 53H48ZM52 55H54L55 57H53V59L55 58L56 59V55L57 54H53V53H51V57H52ZM59 55H57V56H59ZM82 55H81V57H82ZM90 55H92V54H90ZM98 54H96V56H97ZM112 55V54H111ZM145 55H148V54H145ZM153 55V54H152ZM156 55V53L154 54V56ZM167 55H169V53L167 54ZM166 55V56H167ZM180 55V54H179ZM197 55H199V54H197ZM231 55H233V50H232V54H230V56ZM242 55V54H241ZM4 57H5V53H4V55H3ZM3 56L1 55V57L3 58ZM6 56V57H7ZM45 56H47V55H45ZM74 56V55H73ZM76 56V55H75ZM80 56V55H79ZM78 56V57H79ZM103 56V57H104ZM108 56V57H109ZM114 56H115V54H114ZM114 56H112V57H114ZM136 56V55H135ZM139 56H141V55H139ZM165 56V57H166ZM190 56V55H189ZM189 56H187V57H189ZM200 56H203V55H201V53H200ZM200 56H197V60H198V57H200ZM206 57H204L203 56V59L205 58V60H203L201 57V59H202V61H201V59H200V63L203 65L204 63H206V62H210V61H212V59L211 60H209V58H210V56H209V58H207V55H205ZM229 56V57H230ZM243 56H245L244 54H243ZM0 57V58H1ZM20 57V58H21ZM36 56L34 55V57L33 58H35ZM37 57H38V55H37ZM36 57V58H37ZM42 57V56H41ZM64 57H66V56H64ZM63 57V58H64ZM77 57V56H76ZM92 57H95V56H93L92 55ZM102 57V58H103ZM117 57V56H116ZM168 57V56H167ZM171 57H168V58H171ZM175 57V56H174ZM177 57H178V55H177ZM184 57H186V56H184ZM186 57V58H187ZM190 57H192V55L190 56ZM194 57H196V55L194 56ZM193 57V58H194ZM218 57V56H217ZM221 57H224V54H223V56H220V58ZM233 57V56H232ZM235 57H238V56H235ZM1 58V59H2ZM15 58V57H14ZM39 58V57H38ZM37 58V59H38ZM45 58H47V57H45ZM58 59H59V57H57ZM80 58V57H79ZM85 58V60H83ZM84 58H82V61H86V63H88L89 65L88 66H91V65H93V64H95V63H91V62H88V60H90V59H92L91 57L90 58H88V57H85L84 56ZM88 60H87V59ZM97 58V57H96ZM96 58H94V59H96ZM100 58V57H99ZM104 58V59H105ZM150 58H151V55H150ZM167 58V59H168ZM176 58V57H175ZM174 58V59H175ZM179 58V57H178ZM182 59H183V57H181ZM180 58V59H181ZM193 58L192 59H189V60H193ZM206 58H207V60H206ZM219 58V60H221ZM248 58V57H247ZM246 57H244V59H247ZM1 59H0V61H1ZM16 59H17V61L16 62H18V60H20V59H18L17 57H16ZM22 59V58H21ZM25 59H30L29 57H27V58H24L23 60H21V61H23V62H25L24 60ZM32 59V58H31ZM30 59V60H31ZM40 60H41V58H39ZM38 59V60H39ZM42 59H43V61H46V60H44V57H42ZM51 59V58H50ZM49 59V60H50ZM81 59V58H80ZM98 59V58H97ZM97 59H96V61H97ZM104 59H102V60H104ZM162 59V58H161ZM166 59V60H167ZM237 59V58H236ZM235 59V60H236ZM11 61L10 62H13L12 61V59H10ZM29 60V61H30ZM36 59H34V61H35ZM37 60V61H38ZM52 60V59H51ZM63 60H65V58L63 59ZM76 61L77 60H79V59H75ZM74 60V61H75ZM93 60V59H92ZM91 60V61H92ZM100 60H101V58H100ZM100 60H99V62H100ZM101 60V61H102ZM152 60V59H151ZM187 60V59H186ZM188 60V61H189ZM195 60V59H194ZM214 60H215V56H214ZM227 60V59H226ZM226 60H224L223 61V59H222V61H216L217 63L219 62V63H225L226 62ZM228 60H229V58H228ZM238 60V59H237ZM5 61H7V60H5ZM4 60H3V62H5ZM32 61H33V59H32ZM31 61V62H32ZM42 61V62H43ZM61 62H62V60H60ZM82 61H80V62H82ZM154 61V60H153ZM159 61V60H158ZM162 62H163V60H161ZM164 61H165V59H164ZM180 61V60H179ZM185 61V60H184ZM205 61V62H204ZM239 61V60H238ZM3 62H0V71L2 70V66H3ZM15 62V61H14ZM15 62V63H16ZM49 62V61H48ZM51 62V61H50ZM54 62V61H53ZM57 62H58V60H57ZM99 62H96V64L97 63H99ZM140 62H142V61H140ZM156 62V61H155ZM197 62V61H196ZM196 62H194V64L196 63ZM213 62V61H212ZM215 62V61H214ZM250 62H252V61H250ZM14 63V64H15ZM19 63H22V62H19ZM27 63H29V62H26V64ZM39 63V62H38ZM37 63V64H38ZM46 62H44V64H45ZM64 63V62H63ZM62 63V64H63ZM74 63V62H73ZM143 63V62H142ZM147 63V62H146ZM169 63V62H168ZM185 63V62H184ZM183 63V64H184ZM200 63H198L197 62V65H199ZM228 63V62H227ZM13 63H10L9 65L11 66ZM12 65V67L11 68H14V69H12V70H17V69H19V68H16V64L15 65ZM23 64V63H22ZM37 64L35 65L34 64V66L35 67H37ZM55 64H57L56 63V61H55ZM55 64L53 63V65L55 66ZM59 64V65H58ZM57 65H58V67L60 66V63H58ZM76 64H78V63H76ZM75 64V65H76ZM156 64H158V63H156ZM166 64H167V62H166ZM215 64V63H214ZM18 65V64H17ZM20 65V64H19ZM18 65V66H19ZM24 65V64H23ZM28 65V64H27ZM27 65H25V67L27 66ZM39 65V64H38ZM46 65H47V63H46ZM45 65V66H46ZM48 65H50V64H48ZM67 65H70L69 63H67ZM67 65H65L64 67H66ZM139 65V66H140ZM155 65V64H154ZM154 65H153V69H154ZM162 65H164L163 63H162ZM169 65V64H168ZM180 65H181V63H180ZM185 65V64H184ZM183 65V66H184ZM223 65V64H222ZM226 66H227V64H225ZM224 65V66H225ZM233 66V65H236V67L238 68L237 70H239L240 68H241V66H240V68L238 67L239 65H238V62H235V64H230L229 65V67L228 68H230V66ZM244 65V64H243ZM248 65H246V66H248ZM8 66V65H7ZM30 66V65H29ZM33 65H31L29 68H31ZM82 66V65H81ZM80 66V68H82ZM87 66V65H86ZM96 66V65H95ZM94 66V67H95ZM99 66V67H100ZM182 65H181V67H183ZM200 66V65H199ZM245 66V67H246ZM260 66V68H262L261 67V65H259ZM4 67H5V65H4ZM22 67V66H21ZM21 67H20V69H21ZM28 67V66H27ZM34 67V68H35ZM41 66H39V68H40ZM48 67V69H51V68H49V66H47ZM69 67V66H68ZM72 67V66H71ZM76 67L78 68V65H76ZM93 67V69H96L97 67H95L94 68ZM135 67V68H134ZM169 67V68H170ZM176 67H178V66H176ZM175 67V68H176ZM219 67V66H218ZM8 68V67H7ZM6 68V69H7ZM28 68V69H29ZM33 68V67H32ZM34 68H33V70H34ZM38 68V67H37ZM36 68V69H37ZM67 68V67H66ZM115 68H121V69H123V71L122 72H126L127 73V76H125V78L126 79H124V80H122V81H116V80H114V78H113V76L116 74V75H119V77H121L122 75L120 74V73H122V72H120V71H116L115 72V74H114V70H115ZM156 68V67H155ZM202 68V67H201ZM200 68V69H201ZM217 68V67H216ZM220 68V69H219ZM218 69L219 70H215V71H213L212 69L211 70H209V69H204V70H202L201 72L199 71V67H198V70L197 71H199V75H197V73H196V77H194L193 79H199V81L201 80V81H209V83H211V87H215V85H218L219 84V77L218 78H214L215 77V75H214V73L215 74H217V73H220L221 74V77L222 76H224L223 74H225V77H226V73H224V71H225V69H224V71L223 70H221V67H219ZM224 67H222V69H223ZM234 68V67H233ZM249 68V67H248ZM255 68H257V66L255 67ZM259 68V67H258ZM27 69V70H28ZM41 69V68H40ZM47 69V70H48ZM59 68H56L55 70H54V72H57L56 70H58ZM70 69H72V68H70ZM84 69V68H83ZM152 69V70H153ZM179 68H177V70H178ZM230 69H232V68H230ZM246 68H244V70H245ZM250 69V68H249ZM248 69V70H249ZM252 69V68H251ZM22 70H23V68H22ZM33 70H31V71H33ZM43 70H44V67H43ZM42 70V71H43ZM73 70V69H72ZM71 70V71H72ZM229 70V69H228ZM237 70L235 69H233V71H236V72H233V74L234 73H237ZM243 70V71H244ZM263 70V68L261 69V71ZM4 71V70H3ZM19 71H21V70H19ZM18 70H17V72H19ZM39 71V70H38ZM45 71V70H44ZM70 71V70H69ZM148 71H149V69H148ZM180 70H178V72H179ZM182 71V70H181ZM180 71V72H181ZM231 71V70H230ZM241 71V70H240ZM240 71H238V72H240ZM252 71V70H251ZM250 71V72H251ZM25 71H23V73H24ZM28 72L30 73V70H28ZM45 72H47V71H45ZM120 72V73H119ZM245 72V71H244ZM12 73H14V71L12 72ZM12 73H9V74H12ZM25 73H27V71L25 72ZM36 73L37 72H34V73H31L32 75L33 74H35L36 75ZM52 73H53V71H52ZM58 73L60 74V72L58 71ZM61 73H63V72H61ZM66 73V72H65ZM64 73V74H65ZM67 73H70V72H68L67 71ZM117 73H119V74H117ZM126 73H124V75L126 74ZM183 73V72H182ZM185 73V72H184ZM184 73H183V75H184ZM241 73V72H240ZM256 73V72H255ZM40 74V75H39ZM44 74V73H43ZM46 74V73H45ZM63 74V75H64ZM75 74H73L72 75V78H73V76H77V75H75ZM94 74V73H93ZM123 74V73H122ZM231 76L233 75V74H231V72L229 73ZM229 74H227V77H228V75ZM245 74H247V73H245ZM249 74V73H248ZM260 74V73H259ZM3 75V74H2ZM1 75V76H2ZM4 75H6V73L4 72ZM8 75V74H7ZM4 76V77H6V78H9L10 77V79H11V76L9 75V76ZM20 75V74H19ZM37 75H39L40 77L42 76L41 75V73H37ZM55 75H56V73H55ZM70 75V74H69ZM92 75V74H91ZM115 75V76H116ZM121 75V76H120ZM180 75H181V73H180ZM179 75V76H180ZM182 75V76H183ZM213 75H214V77H213ZM230 75H229V77H230ZM13 76H14V74H13ZM21 76H23L22 75V72H21ZM20 76V77H21ZM25 77H26V75H24ZM29 76V75H28ZM27 76V77H28ZM50 76V75H49ZM49 76H48V79H50V78H52L51 76H50V78H49ZM56 76H59V75H56ZM194 76H195V74H194ZM263 76H264V74H263ZM15 77V76H14ZM13 77V78H14ZM16 77H18V75L16 74ZM15 77V78H16ZM35 77H38V76H35ZM63 77V76H62ZM65 77V76H64ZM66 77H69L68 75L66 76ZM224 77V78H225ZM238 77V76H237ZM246 77H248V76H246ZM259 77V76H258ZM261 77V76H260ZM2 78V77H1ZM19 78V77H18ZM54 78V77H53ZM59 79H60V77H58ZM70 78H71V76H70ZM113 78V79H112ZM183 78H185V77H183ZM234 78V77H233ZM240 79H241V77H239ZM245 78V77H244ZM244 78H242L243 79V82H241V83H244ZM250 78H251V76H250ZM28 79V78H27ZM27 79H25V82H29V81H27ZM29 79H30V77H29ZM62 79V78H61ZM247 79V78H246ZM251 79H254V78H251ZM251 79H248L247 81L248 82H250L251 81ZM4 80V79H3ZM5 80H7V79H5ZM9 80V79H8ZM33 80H35V79H33ZM32 80V81H33ZM44 82H45V78H44V76H43V79H42ZM55 80H57V79H55ZM184 80V79H183ZM235 80V79H234ZM256 80V79H255ZM254 80V81H255ZM262 80H264V77H263V79ZM13 80L11 79L9 82H12ZM15 82H13L11 85H12V88H13V84L14 83H18L16 80H14ZM19 81V80H18ZM20 81H21V78H20ZM22 81H24V80H22ZM21 81V82H22ZM31 81V82H32ZM36 81V80H35ZM47 81V80H46ZM65 81H67V80H65ZM75 80H73V82H74ZM155 81V80H154ZM190 81H191V79H190ZM198 81V80H197ZM228 81H230V80H228ZM237 81H238V79H237ZM246 81V82H247ZM253 81V82H254ZM258 81L260 82V80L258 79ZM257 81V82H258ZM6 81H3L2 82V84L4 85V83H5ZM8 82V81H7ZM9 82L8 83H5V84H8L7 86L9 87ZM24 82V83H25ZM43 82V83H44ZM48 82V81H47ZM53 82V81H52ZM192 82L194 83V81L192 80ZM231 82H232V77H231ZM240 82V81H239ZM247 82V83H248ZM264 82V81H263ZM30 83V82H29ZM42 82L40 81L39 83H37L36 85H33L34 87H36L38 84H41ZM64 82H62L61 81V84H63ZM67 83V82H66ZM235 83H236V80H235ZM234 83V84H235ZM241 83H240V85H241ZM256 83V82H255ZM262 83V82H261ZM21 84V83H20ZM19 84V85H20ZM45 84V83H44ZM48 84H49V82H48ZM54 84H56V82L55 83H53V85ZM58 84V85H57ZM56 85H51V87H54V88H52V89H54V90H56L57 91V89H61L62 90V88L61 87H58L59 85H60V83H57ZM69 84V83H68ZM208 84V83H207ZM230 84V83H229ZM237 85H239V83L237 82L236 83ZM244 84H246V83H244ZM244 84H242L243 86H245L246 87V85H244ZM251 85L253 84V83H250ZM260 84V83H259ZM263 84V83H262ZM261 84V86L263 87L264 85H262ZM16 85H18V84H16ZM18 85V86H19ZM22 85V84H21ZM20 85V86H21ZM25 85V84H24ZM46 85V84H45ZM65 85V84H64ZM73 86L72 87H75V82H74V84H72ZM146 85H148V84H146ZM236 85V86H237ZM237 86L238 88H240L241 86ZM248 85V90L250 91V89H249V83L247 84ZM7 86H5V87H7ZM55 86H56V89H55ZM70 86V85H69ZM78 85H76V87H77ZM95 86V85H94ZM136 86V85H135ZM134 86V87H135ZM139 86V85H138ZM138 86H136L135 88H137ZM168 86H166V88L168 87ZM186 86H188V87H186ZM209 86V87H210ZM232 86V85H231ZM231 86L229 85L228 86V88L230 87V89L229 90H232L231 89ZM233 86H235V85H233ZM235 86V87H236ZM253 86L254 87H256V88H258V85H256V84H253ZM2 87V86H1ZM23 87V86H22ZM24 87H26V85L24 86ZM43 87V86H42ZM47 87V86H46ZM45 86H44V89L46 88ZM51 87H50V89H51ZM58 87V88H57ZM63 87V86H62ZM65 87H67V85L65 86ZM93 87V86H92ZM208 87V86H207ZM234 87V88H235ZM251 87V86H250ZM253 87V88H254ZM9 88H11V87H9ZM15 88L16 89H18V87L17 86H15ZM29 88V87H28ZM27 88V89H28ZM39 88H41V85H39ZM69 88V87H68ZM91 88V87H90ZM89 88V89H90ZM135 88H132V89H135ZM140 88V87H139ZM216 88V87H215ZM214 88V89H215ZM243 88V87H242ZM21 88H19V90H20ZM47 89L49 90V88L47 87ZM51 89V90H52ZM64 89V88H63ZM77 89V88H76ZM75 89V90H76ZM82 89V88H81ZM85 89V88H84ZM93 89V88H92ZM91 89V90H92ZM94 89H95V87H94ZM94 89H93V91H94ZM124 89V90H123ZM131 89V88H130ZM130 89H129V91H130ZM138 89V88H137ZM217 89V88H216ZM246 90H247V88H245ZM252 89V88H251ZM22 90H23V88H22ZM32 90V89H31ZM35 90V89H34ZM60 90V91H61ZM70 90V89H69ZM153 90V91H152ZM162 92L164 91L163 90V87L160 89ZM186 90V91H185ZM213 90V89H212ZM24 91H26V90H24ZM36 91V90H35ZM41 91V90H40ZM53 91V90H52ZM51 91V92H52ZM207 91H208V89H207ZM211 91V90H210ZM233 91V90H232ZM232 91H231V93H232ZM236 91V93H237V90H235ZM252 91H255V90H252ZM258 90H256V92H257ZM28 92V91H27ZM37 92V91H36ZM38 92H39V90H38ZM44 92V91H43ZM63 92V91H62ZM65 92V91H64ZM69 92V91H68ZM75 92V91H74ZM140 92V91H139ZM168 92V91H167ZM166 91H165V94L168 96V97H170V98H173V97H171V96H169V94L170 93H167ZM215 92H216V90L215 91H213V93L215 94ZM230 92V91H229ZM241 92V91H240ZM3 93V92H2ZM1 93V94H2ZM17 93V92H16ZM24 93V92H23ZM29 93V98H32L30 95H31V93H30V91L28 92ZM46 93V92H45ZM56 93V92H55ZM58 93H60V92H58ZM77 92H75V94H76ZM83 93V92H82ZM90 93V92H89ZM135 93V94H134ZM159 93H160V91H159ZM164 93V92H163ZM184 93H189V94H185L184 95ZM209 93V92H208ZM208 93H206V94H208ZM211 94H212V92H210ZM239 93V92H238ZM247 93H249V92H246V95H247ZM251 94H252V92H250ZM254 93V92H253ZM261 93H262V91H261ZM22 94V93H21ZM26 94V93H25ZM34 94H37V93H34L33 92V94L32 95H34ZM42 94H44V93H42ZM49 94H50V92H49ZM54 93H52V95H53ZM61 95H62V93H60ZM68 94H70V92L68 93ZM74 94V95H75ZM78 94H80V93H78ZM115 94H117V97H113L112 95H114V96H116ZM124 94H126V93H124ZM128 94H130V93H128ZM161 94V93H160ZM190 94H191V96H190ZM219 94H220V92H219ZM226 94V93H225ZM257 94H259V93H257ZM257 94H255V95H257ZM2 95H4V94H2ZM13 95H15V94H13ZM12 95V96H13ZM38 95V94H37ZM39 95H41V93L39 94ZM38 95V96H39ZM59 95V94H58ZM71 95V94H70ZM82 95H84V94H82ZM121 95V94H120ZM152 95V96H151ZM155 95H156V92H155ZM154 95V98L156 97ZM159 95V94H158ZM162 95V94H161ZM220 95H222V93L220 94ZM227 95H228V93H227ZM232 95H234V94H232ZM245 95V94H244ZM243 95V96H244ZM255 95H253V96H255ZM6 96V95H5ZM11 96V97H12ZM21 97L20 96V94H18V95H16V97ZM26 96V95H25ZM38 96H37V98H33V103L35 102V100L36 101H38L39 99H38ZM43 96V95H42ZM42 96L40 97V99L42 98ZM64 96H66V93L64 94ZM64 96H60L59 95V97H62V98H60L59 99V97L57 98V99H59V100H55V101H53L51 98V102L50 103H52V104H50V105H55L56 103L58 104V106L57 105H55L57 108H55L54 109V107H52L53 109H51V110H49V111H51L50 112V116L51 117H54V121H53V123L55 122L56 124H57V127H49V128H53V129H51V130H57L58 129V127L60 128V127H64V128H66L67 127V129L69 130L68 131V135L69 136H72V138H74V137H80L81 136V134H82V128L81 127H79V126H76L75 124H72V122L74 121V119L72 118V116L70 117L69 116V113L70 112H68L67 113V108H69L70 110L72 109V111H73V107L74 106H80V104H81V102H84L85 101V96H87V95H84L83 96V98H84V100L82 99V97H79L78 95V98H81L82 100L80 101L78 98H75L74 96H72L71 97V99L74 97L75 99H77L79 102H77L76 100H75V102H77V104L76 103H72V102H70L68 99V96H66V98H64L63 99V97ZM90 96H92V95H89V97ZM167 96H166V98H167ZM207 96V95H206ZM218 96V97H217ZM215 95V97H217L218 99H220L219 98V95ZM225 96V95H224ZM230 96V95H229ZM242 96V97H243ZM251 96V95H250ZM250 96H249V98H250ZM253 96H251V98L253 97ZM258 96V95H257ZM256 96V97H257ZM23 97V96H22ZM44 97H46V96H44ZM44 97H43V100H45L44 99ZM47 97L49 98L50 97V95H47ZM93 97H91V98H93ZM190 97V98H189ZM221 97V96H220ZM245 97V96H244ZM243 97V98H244ZM259 97H261L260 96V94H259ZM13 98V97H12ZM14 98H15V96H14ZM29 98H27V96H26V100L27 99H29ZM115 98V99H114ZM157 98V97H156ZM164 98V97H163ZM207 98V97H206ZM212 98V97H211ZM214 98V97H213ZM235 98V97H234ZM242 98V99H243ZM20 99H22V98H20ZM23 99H25V98H23ZM38 99V100H37ZM70 99V100H71ZM88 99V100H87ZM144 99V100H143ZM176 99V98H175ZM179 98H177V101H179L178 100ZM218 99H215L216 101H218ZM245 99L246 98H244L243 100L245 101ZM256 98H254L253 100H255ZM1 100H5V98H4V96H3V99L1 98ZM7 100V99H6ZM5 100V101H6ZM17 100V99H16ZM19 100V99H18ZM25 100V101H26ZM42 100V101H43ZM49 100V99H48ZM162 100V99H161ZM165 100V99H164ZM211 100H213V99H210V101ZM9 101H11V100H9ZM8 101V102H9ZM20 101V100H19ZM32 101V100H31ZM31 101H26V102H31ZM39 101H41V100H39ZM46 101H47V99H46ZM44 101L43 102V104L45 103V108L46 107H48V108H50V106H48L49 105V102L47 101ZM50 101V100H49ZM154 101V100H153ZM163 101V100H162ZM176 101V102H177ZM205 101H207V103H209L210 104V102H208L209 100L208 99H205V98H203V101L201 102V105H202V103L203 102H205ZM223 101V100H222ZM243 101V102H244ZM248 101V100H247ZM2 103H4V101H1ZM22 102V101H21ZM89 102V101H88ZM151 102V101H150ZM156 102V101H155ZM154 102V103H155ZM160 104H161V101H158ZM171 102V101H170ZM169 102V103H170ZM172 102H173V105H175V101H173L172 100ZM180 102H181V100H180ZM179 102V103H180ZM242 101H241V103H243ZM246 102V101H245ZM244 102V103H245ZM259 102V101H258ZM46 103H48V105L46 104ZM134 103H133V105H134ZM138 103V104H139ZM146 103H148V102H146ZM168 103V104H169ZM207 103H206V105H207ZM218 103V102H217ZM221 103V102H220ZM247 103V102H246ZM259 103H261V102H259ZM5 104V103H4ZM11 104V103H10ZM10 104L8 103V105L10 106ZM19 104V106H21V104H25V107L27 108V111L29 112L30 110H31V108H30V104H26V103H17L16 104V106ZM36 104V103H35ZM35 104H34V106H35ZM42 103H41V105H43ZM73 104V105H72ZM83 104V103H82ZM82 104H81V106H82ZM84 104L85 105H87L88 106V104H86V102H84ZM190 104H191V102H190ZM190 104L188 105L189 107H190ZM219 104V103H218ZM217 104V105H218ZM234 104V103H233ZM239 104V103H238ZM252 104V103H251ZM22 105V106H23ZM37 105V104H36ZM85 105H83L82 107H84ZM130 105H132V103L130 104ZM132 105V106H133ZM142 105L144 106V107H142ZM170 105H172V104H170ZM173 105H172V108H173ZM179 105H181V104H179ZM200 105V104H199ZM198 105V107L199 108H194L195 106H194V104H193V106H192V108H193V111H190V112H192V114L194 113L195 115L194 116H200V118L201 117H209L210 116V118H211V108L210 107H208L207 106V109L204 107V105L205 104H203V107L204 108H200L201 106H199ZM217 105H213L212 107H213V110H215L216 112V114L214 113V115H215V118H216V115L218 114L217 113V109H220V108H218V106ZM225 105V104H224ZM224 105H222V106H224ZM230 105H232V104H230ZM247 105V104H246ZM259 105V104H258ZM258 105H256V106H258ZM261 105V104H260ZM259 105V106H260ZM263 105H264V103H263ZM262 105V106H263ZM37 106H40L39 104L37 105ZM35 107L34 109H33V111L34 112H39L40 113V110L43 108H41V109H39L38 107ZM123 106V105H122ZM139 106V105H138ZM153 106V105H152ZM175 106H178V105H175ZM186 106H184V107H182V108H185ZM221 106V105H220ZM221 106V108L222 109H220V111L219 112H221V110H224L223 108L224 107H222ZM247 106H249V105H247ZM255 106V105H254ZM11 107V106H10ZM86 107V106H85ZM109 107V108H108ZM121 107V106H120ZM124 107V106H123ZM122 107V108H123ZM126 107V106H125ZM125 107H124V109H125ZM128 107V106H127ZM126 107V108H127ZM134 107L135 106H133L132 107V109L131 110H133L134 109ZM169 107V106H168ZM226 107H228V108H230L229 106H226ZM243 107V106H242ZM246 107V106H245ZM261 107V106H260ZM264 107V106H263ZM262 107V108H263ZM3 108V107H2ZM6 108V107H5ZM12 108H14V107H12ZM21 109V107H18L17 109ZM47 108V109H48ZM89 109L91 108L90 106L88 107ZM121 108V109H122ZM171 107H170V110L172 109ZM178 108H180V106L178 107ZM178 108H176L175 107V111L174 112H176L177 110H179ZM250 108V107H249ZM248 108V109H249ZM17 109H15L14 110V112L13 113H10V114H8L7 116H0V164L1 163H3V164H9L8 163V161L9 160H15L16 158H15V154H20V153H22V150H25L27 147L25 146L26 144H28L29 143V141H30V139L33 137L31 134V132L33 131V126H32V123H29L30 121H27L24 117L26 116L25 114H23L22 112L23 111H21V113H18V112H20V111H18V112H15V111H17ZM65 109V110H64ZM76 109H78L77 107H74V111L76 110ZM86 109V108H85ZM85 109H83V108H81L80 110V112H86L87 111V109H86V111H84ZM92 109V111H90V112H93V111H95V110H97V109H93V107L91 108ZM137 107H136V111L135 112H137ZM163 109V110H162ZM231 109H232V107H231ZM234 109H236V108H234ZM242 108H240L239 110H241ZM245 109H247V108H245ZM247 109V110H248ZM251 109L252 108H250V111H251ZM254 109V108H253ZM252 109V111H255V110H253ZM3 110H4V108H3ZM66 111V114H65V112L64 111ZM117 110H120V109H118V107H117ZM127 110V109H126ZM167 110V109H166ZM169 110V111H170ZM226 110V109H225ZM225 110L223 111V113H226L225 112ZM229 110V109H228ZM243 110H244V108H243ZM247 110H246V112H247ZM43 111V110H42ZM41 111V112H42ZM49 111L48 110H44V113L46 114V115H48L49 114ZM71 111V112H72ZM77 111H79V109L77 110ZM97 111V112H98ZM112 111V112H113ZM123 111V110H122ZM134 111V110H133ZM132 111V113H135V112H133ZM183 111V110H182ZM181 111V112H182ZM186 111V110H185ZM184 111V112H185ZM233 111V110H232ZM237 112L236 113H238V109L236 110ZM33 112V113H34ZM89 112V111H88ZM88 112H86V113H84V115L85 114H87ZM118 112V111H117ZM119 112H121V111H119ZM125 111H123V113H124ZM164 112V111H163ZM166 112V111H165ZM181 112H180V115H181ZM189 112V111H188ZM188 112H186V114H188ZM228 113H229V115H230V112L229 111H227ZM235 112V111H234ZM245 112V111H244ZM249 112V111H248ZM247 112V113H248ZM5 113V112H4ZM25 113V112H24ZM74 113V112H73ZM123 113H122V116H123ZM169 113H172V112H169ZM183 113V112H182ZM222 113V112H221ZM220 113V114H221ZM239 113H241V115H242V111H240ZM264 113V111L262 110V114ZM41 114V113H40ZM68 114V115H67ZM76 114V113H75ZM74 114V116H76V115H78V116H80L79 114H76L75 115ZM89 114V113H88ZM102 114V113H101ZM115 114V113H114ZM118 114V113H117ZM174 114V113H173ZM191 114V113H190ZM192 114H191V120H193V118H195V117H193L192 118ZM218 115V116H220L221 117V115ZM227 114V113H226ZM250 114H251V112H250ZM259 114H260V112H259ZM34 115V114H33ZM39 115V114H38ZM44 115V114H43ZM72 115V114H71ZM94 115L96 116L97 115V113L95 114V112H94ZM98 115H99V112H98ZM111 115V114H110ZM126 115V114H125ZM163 115H165L164 113H163ZM177 115V114H176ZM179 115V116H180ZM182 115H184V113L182 114ZM203 115V116H202ZM224 115V114H223ZM232 115V114H231ZM237 115V114H236ZM253 115V114H252ZM258 115V114H257ZM36 116H37V114H36ZM40 116H42V115H40ZM49 116V115H48ZM49 116V117H50ZM77 116V117H78ZM87 116V115H86ZM89 116V115H88ZM101 116V115H100ZM111 116H113V115H111ZM117 116V115H116ZM120 116V115H119ZM127 116H126V118H127ZM166 116H168V114H166ZM174 116H175V114H174ZM178 116V117H179ZM225 116V115H224ZM93 116H90V118L91 119H93L92 118ZM99 116H96V119L98 118ZM173 117V116H172ZM177 117V118H178ZM189 117H190V115H189ZM213 118H211V122L213 121L212 119H215L214 118V116H212ZM219 117V118H220ZM223 117V116H222ZM228 118H231V120H232V116L230 117V116H227ZM234 117V116H233ZM39 118V117H38ZM80 118V117H79ZM82 119L80 120V119H77V120H80V122L82 121H84L83 120V117H81ZM101 118H102V116H101ZM110 118H112V119H115L114 118V116L113 117H110ZM121 118V117H120ZM119 118V119H120ZM176 118V117H175ZM181 118V117H180ZM179 118V119H180ZM199 118V117H198ZM199 118V119H200ZM228 118H225V120H226V122H227V119ZM236 118V117H235ZM239 118V117H238ZM252 118V117H251ZM42 119V118H41ZM47 119V118H46ZM53 119V118H52ZM86 119H89V118H86ZM85 119V120H86ZM104 119V118H103ZM106 119V118H105ZM104 119V120H105ZM111 119V120H112ZM161 119L163 120V122L161 123ZM167 119H169V118H167ZM174 119V118H173ZM178 119V121H180ZM187 119V118H186ZM199 119L196 121V122H198L199 121ZM203 120H204V118H202ZM218 119V118H217ZM223 119H224V117H223ZM240 119V121H241V119L242 118H239ZM239 119H237L238 121H239ZM94 120V119H93ZM103 120V121H104ZM110 120V121H111ZM190 120V119H189ZM188 120V121H189ZM221 120H222V118H221ZM256 120V119H255ZM255 120L253 119V121H254V125L253 126H255V124L256 123H258L257 121H256V123H255ZM263 120H264V117H263ZM40 121V120H39ZM76 121V120H75ZM74 121V122H75ZM96 121V120H95ZM97 121H98V119H97ZM106 121V120H105ZM108 121V120H107ZM113 121V120H112ZM141 121V122H140ZM171 120H169V122H170ZM177 121V122H178ZM202 121V120H201ZM217 121H219V120H217ZM222 121H224V120H222ZM43 122H44V120H43ZM49 123H51V121H48ZM47 122V123H48ZM71 122V124L69 125V123ZM73 122V123H74ZM86 122V121H85ZM88 122H90V121H88ZM87 122V123H88ZM94 122V121H93ZM92 122V123H93ZM99 122V121H98ZM118 121H115V123L114 124H117L118 125V123H117ZM176 122V123H177ZM195 122V121H194ZM194 122H192V123H194ZM211 122H209V120H207V123H209V125H210V123ZM214 122V121H213ZM220 122V121H219ZM233 122H236L235 121V119L233 120ZM250 122H252V121H250ZM261 121H259V123H260ZM49 123H48V126H49ZM76 123V122H75ZM87 123H86V125H87ZM91 123V122H90ZM103 123V125L105 124V123H107V122H101V124ZM175 123V122H174ZM184 123H187V122H184ZM184 123H182V124H184ZM198 123H201L200 121L198 122ZM206 123V122H205ZM221 123V122H220ZM225 123V122H224ZM258 123V124H259ZM52 124V123H51ZM77 124H80L79 122L77 123ZM85 124V123H84ZM94 124V123H93ZM109 124H112V122L111 123H109ZM179 124V123H178ZM188 124V123H187ZM191 123H189V125H190ZM215 124H216V122H215ZM247 124V123H246ZM260 124H262V123H260ZM42 125H44V123H42ZM41 125V126H42ZM53 125V124H52ZM83 125V124H82ZM81 125V126H82ZM100 125V123L98 124V126ZM106 125V128H107V124H105ZM117 125H115V126H117ZM175 125V124H174ZM186 125V124H185ZM193 125H195V123L193 124ZM202 125H204V124H202ZM239 125H240V123H239ZM252 125V124H251ZM250 125V126H251ZM40 126V127H41ZM44 126H46V125H44ZM56 126V125H55ZM70 126V127H69ZM84 126V125H83ZM82 126V127H83ZM97 124H96V126L94 125V129H96L97 127ZM169 126H170V123H169ZM172 126V125H171ZM170 126V127H171ZM206 126V125H205ZM220 126V125H219ZM248 126V125H247ZM256 126H257V124H256ZM261 126V125H260ZM38 127V126H37ZM88 127V126H87ZM100 127V126H99ZM102 127V126H101ZM101 127L99 128V129H101ZM104 127V126H103ZM102 127V128H103ZM109 127V126H108ZM112 127V126H111ZM177 127H178V125H177ZM179 127H180V125H179ZM183 127V126H182ZM182 127H180V128H182ZM199 127V126H198ZM202 127V126H201ZM241 127V126H240ZM243 127L244 126H242V129H243ZM262 127H264L263 126V124H262ZM55 128H57V129H55ZM64 128H63V130H64ZM105 128V129H106ZM112 128V129H113ZM175 129L173 126L171 127V129ZM191 128H192V126H191ZM194 128V127H193ZM212 128V127H211ZM215 128V127H214ZM40 129H44V128H40ZM98 129V130H99ZM108 129V128H107ZM168 129V128H167ZM170 129V128H169ZM194 129H197V127L195 126V128ZM193 129V130H194ZM221 129H223V127L221 128ZM228 128H226V130H227ZM233 129V128H232ZM258 129H259V127H258ZM59 130H61V128L59 129ZM58 130V131H59ZM90 130V129H89ZM92 130V129H91ZM97 130V129H96ZM97 130V131H98ZM115 130V129H114ZM114 130H113V132H114ZM165 130H166V128H165ZM177 130V129H176ZM187 130H190V129H188V127H187ZM192 130V129H191ZM190 130V131H191ZM212 130H215V129H212ZM211 129H210V131L212 132L211 134H212V136H214L213 135V131H212ZM217 130H219L220 131V133H221V131L222 130H220V129H217ZM236 130V128L234 127V131ZM244 130V129H243ZM262 130H264V129H262ZM261 130V131H262ZM116 131V130H115ZM170 131V130H169ZM168 130L166 131V132H169ZM183 131H186V129H184ZM189 131V132H190ZM202 131V130H201ZM204 131H205V129H204ZM204 131H202V132H204ZM207 131V133H208V129L206 130ZM219 131H217V132H219ZM228 131H229V129H228ZM232 131V130H231ZM251 131H253V130H251ZM256 131V130H255ZM259 131V130H258ZM257 131V132H258ZM38 132H39V130H38ZM46 132V131H45ZM55 132L56 131H54V132H52V133H54V135H55ZM65 132H66V130H65ZM89 131H87V133H88ZM100 132H101V130H100ZM100 132H99V134H100ZM103 132H105V130L103 131ZM103 132H101L102 134H104ZM107 132V131H106ZM117 133H119L118 131H116ZM180 132H181V130L179 129V133H178V135L180 136L181 134H184L183 132L180 134ZM196 132V131H195ZM195 132H193V133H191V134H194ZM215 133H217L216 132V130L214 131ZM260 132V131H259ZM259 132H258V134H259ZM60 133V132H59ZM92 133V132H91ZM98 133V132H97ZM110 133H112V131L110 130ZM163 133V134H162ZM170 133V132H169ZM186 133H188V132H186ZM198 133V132H197ZM200 133V132H199ZM210 133V132H209ZM219 133V134H220ZM225 133V132H224ZM235 133V132H234ZM245 133H246V131H245ZM247 133H249L248 131H247ZM41 134V133H40ZM57 134V133H56ZM64 134V133H63ZM67 134V133H66ZM71 134V135H70ZM90 134V133H89ZM88 134V135H89ZM98 134V135H99ZM190 134V133H189ZM190 134V135H191ZM210 134V135H211ZM222 134H223V132H222ZM222 134H220V135H222ZM226 134V133H225ZM239 134V133H238ZM250 134V133H249ZM33 135H35V134H33ZM39 135V134H38ZM37 135V136H38ZM46 135V134H45ZM53 135V134H52ZM88 135H84L83 134V138H85V136L86 137H89ZM92 135V134H91ZM98 135H97V139L95 140V141H97L98 140V138L100 139L101 137H98ZM113 136H114V134H112ZM185 135V134H184ZM199 135V134H198ZM200 135H201V133H200ZM205 135V134H204ZM203 135V136H204ZM209 135V134H208ZM217 135H218V133H217ZM217 135H215V136H217ZM41 136V135H40ZM39 136V137H40ZM44 136V135H43ZM43 136H41V137H43ZM60 136V135H59ZM62 136V135H61ZM60 136V137H61ZM65 136V135H64ZM74 136V137H73ZM95 136V135H94ZM109 136V135H108ZM116 136V135H115ZM114 136V137H115ZM120 136V135H119ZM167 136V137H166ZM182 136V135H181ZM180 136V137H181ZM195 136H197V135H195ZM202 136V135H201ZM207 135H205V137H206ZM214 136V137H215ZM239 136V135H238ZM36 137V136H35ZM35 137H34V139H35ZM55 137V136H54ZM57 137H58V135H57ZM66 137H68V136H66ZM184 139H185V136H182ZM186 137H188V136H186ZM219 137V136H218ZM233 137V136H232ZM250 137V136H249ZM249 137H247V138H249ZM258 137V136H257ZM257 137H256V139H257ZM96 138V136L94 137V139ZM104 138V137H103ZM202 138V137H201ZM212 138V137H211ZM211 138H210V140H211ZM250 138H253V137H250ZM261 138H262V136H261ZM33 139V140H34ZM38 139H41V138H38ZM60 139V138H59ZM62 139H65V137L64 138H62ZM77 139V138H76ZM79 139V138H78ZM182 139V138H181ZM217 139V138H216ZM215 139V140H216ZM234 138H232V140H233ZM245 139V138H244ZM259 139H260V137H259ZM264 139V138H263ZM260 140L261 142L263 141L264 142V140ZM37 140V139H36ZM52 139H50V141H51ZM66 140V139H65ZM68 140V139H67ZM66 140V141H67ZM70 140V139H69ZM80 140V139H79ZM102 140H104V139H102ZM206 140V139H205ZM212 140H213V138H212ZM211 140V141H212ZM251 140V139H250ZM255 140V138H253V141ZM49 141V140H48ZM55 141V142H54ZM53 142L54 143H58L60 140H58V142H56L57 141V139L55 138V140H54ZM63 141V140H62ZM61 141V142H62ZM65 141V142H66ZM77 140H75L74 142H76ZM127 141V140H126ZM162 141H163V143H164V141H165V143H166V146H161L162 144ZM191 141V140H190ZM194 140H192L191 141V143L193 142ZM197 141V140H196ZM210 141V142H211ZM219 141V140H218ZM248 141H249V139H248ZM252 141V140H251ZM252 141V142H253ZM259 141V142H260ZM31 142V141H30ZM37 141H35V143H36ZM99 142V141H98ZM100 142H101V140H100ZM124 142H125V140H124ZM161 142V143H160ZM189 142V141H188ZM215 142V141H214ZM222 142H223V140H222ZM222 142H220L221 143V145H223L222 144ZM227 142V144L229 145V143L230 142H228V141H226ZM226 142H225V144H226ZM53 143V144H54ZM73 143V142H72ZM85 143V142H84ZM84 143H82L81 145H84ZM90 144L92 143V145H94L93 143H94V141L92 142V141H90L89 142ZM103 143H104V141H103ZM159 143H160V145H159ZM164 143V144H165ZM182 143V142H181ZM206 143V144H207ZM217 143H219V142H217ZM219 143V144H220ZM258 143V142H257ZM256 143V144H257ZM163 144V145H164ZM187 145H188V143H186ZM209 144V143H208ZM207 144V145H208ZM248 144V143H247ZM249 144H251V142H249ZM58 145H60V143L58 144ZM75 145L77 146V144L75 143ZM86 145V144H85ZM92 145H89V146H92ZM97 146L99 145V143H97L96 144ZM95 145V146H96ZM127 145V144H126ZM252 145V144H251ZM254 145V144H253ZM259 145V144H258ZM258 145H257V149H253L255 152H256V154L257 155H260L261 156V158L260 159H263L262 158V155L261 154H259V153H257V150L259 149L258 148ZM29 146H30V144H29ZM61 146V145H60ZM76 146H75V148H76ZM79 146H80V144H79ZM104 146V145H103ZM120 146V145H119ZM128 146V145H127ZM188 146H190V145H188ZM212 146V145H211ZM213 146H215V145H213ZM212 146V147H213ZM218 146V145H217ZM241 146V145H240ZM246 146V145H245ZM4 147L6 148V150L8 149V148H12L11 150H7V151H5V149H4ZM63 147V146H62ZM93 147V146H92ZM101 148H102V146H100ZM222 147V146H221ZM221 147H220V149H221ZM249 148L250 147H252V146H248ZM262 147L264 148V145H262ZM32 148V147H31ZM35 148H37V147H35ZM50 149L49 150H51L52 148L51 147H49ZM56 148V147H55ZM61 148V147H60ZM84 149L86 148L85 146L83 147ZM95 148H97V147H95ZM101 148H99L100 150H101ZM123 148H125V147H123ZM127 148V147H126ZM214 148H216V147H214ZM239 148V147H238ZM243 148H245V147H243ZM255 148H256V145H255ZM260 148H261V143H260ZM29 149V148H28ZM33 149L34 148H32V150H30L31 152L33 151ZM38 149H40V148H38ZM45 149H47V148H45ZM82 149V148H81ZM94 148H90V147H88L86 150V152H84V151H82V152H78V154H76V155H73V157H72V155H71V157H72V159L71 158H67L68 159V161H66V163L65 164H63L62 166H60V167H62L61 169H62V171H63V174L64 173H66L65 175L67 176V174H69L71 177H75V179L76 178H78V179H81L82 181L84 180V179H86L88 176H89V178H90V175L89 174H91L92 173V175H95L94 173H93V171H94V169H95V171L97 170V172L99 171H103L104 170V172H105V174H104V178L102 179V180H100L98 183H97V185H96V187L97 188H94L93 190L94 191H92V192H94L92 195H94L96 198H97V200L98 201H100V202H96V203H94L91 207L90 206H88V205H85V202L86 201H84V204L83 203H77V204H79V205H77L76 203H74V204H76L77 205V207L79 208V207H81V209H80V211L78 212V218L76 217L75 219H77V221H74L75 219L72 217V218H69V217H67V218H65V219H68L69 218V220H68V222L69 221H71L70 223H68V225H66V226H68V228H66V231H69V233L71 232V233H74L75 231V233H81V235L83 234L84 235V240L86 241V244H87V248L88 249H93L94 251H95V253H93V254H91L90 256L91 257H89L88 259L89 260H87V258H85L87 255H84V256H82L81 254H83V253H80L81 251H82V249L80 250V252H77V253H72V254H70L71 256L69 257V256H67L66 254H67V252L69 251L68 249H67V246H65L66 247V249L68 250V251H66V254H65V251H64V248L62 249V245L59 243L58 244V247L57 246H55L56 244V242L54 241L53 242V240L51 239V241L50 240H48V241H45L46 243L44 244V246L43 247H45V252L44 253H46V255H44V256H49V258H46V260H58V263L57 264H95V261H98L97 263L98 264H133V262H134V260L139 256V257H143L144 258V260L146 261V264H194V263H196V264H237L239 261H241L240 260V258H239V261L237 262L236 260H237V258H238V256L240 255V253L238 252V251H242V250H240V246H239V243H238V245H237V248H233V247H235V246H232L231 245V242H232V244H233V241L234 242H236V240H238L237 238H236V240H234L235 239V236H234V234L232 233V231H231V227H232V225H234V223H236L237 221H239L238 220V216H239V213L237 214L236 212H234L235 210L233 209V211L232 210H229V208H231V207H229V208H226V207H224L223 206V204H220V202H219V200H218V202L217 201H215L216 199L215 198H217V197H214L213 196V198L215 199H212V198H209L208 196H207V193H200V194H198V192L196 193V194H198V195H196V194H193L192 192H189L188 190H186L185 189V191H184V193H187V194H183L182 196H183V198H180V194L178 195V193H175V194H173L172 196H170L169 198L167 197V200H162V199H160V198H157V199H154L153 197H152V193H150V191H148L149 190V188H148V186H147V184L146 183H144V182H140V181H142L143 179H141L140 181H137V182H135L134 180H136V178L134 179V180H131L132 178H134V176L136 177V173L134 174V176L131 178V177H129V175H126V176H128L129 177V179L130 180H128L126 183H123V184H121L120 182H122V181H124V180H120V182H119V179H122V178H124L123 176H125V175H121V174H119V173H121V171L120 172H118V173H116L115 171H112L111 169H109V168H107V164H105L106 166L104 167V162L102 163V161L100 162V168H98L97 166L99 165L98 163H96L95 161V163H92L93 162V160L94 159H96L97 158V156H99V152H95V150H93ZM99 149H97L98 151H100ZM129 149V148H128ZM219 149V151H218V153L221 151ZM229 149V148H228ZM231 149H232V145H231ZM230 149V150H231ZM234 149L235 148H233L232 150L234 151ZM236 149H237V147H236ZM246 149V148H245ZM49 150L47 151V152H49ZM55 150V149H54ZM71 150V149H70ZM103 150H104V147H103ZM186 150V151H185ZM226 150V149H225ZM238 150V149H237ZM244 150V149H243ZM21 151V152H20ZM29 151V152H30ZM43 151H45V150H43ZM42 151V152H43ZM60 151V150H59ZM64 151V150H63ZM62 151V152H63ZM75 151V150H74ZM73 151V152H74ZM121 151V150H120ZM119 151V152H120ZM130 151V150H129ZM184 151V152H183ZM222 151H223V149H222ZM227 151V150H226ZM245 151V150H244ZM246 151H247V149H246ZM245 151V152H246ZM249 151V150H248ZM38 152H40V151H38ZM41 152V153H42ZM224 152V151H223ZM244 152V153H245ZM255 152H248L249 154H253V153H255ZM258 152H261V150H258ZM45 153H46V151H45ZM53 152L51 151V154H52ZM56 153H57V150H56ZM56 153H54L55 155H56ZM72 153V152H71ZM75 153V152H74ZM121 153V152H120ZM215 153H217V152H215ZM227 153V152H226ZM24 154V153H23ZM37 154V153H36ZM44 154V153H43ZM53 154V155H54ZM57 154H59V153H57ZM109 154V153H108ZM130 154V153H129ZM132 154V153H131ZM240 154V153H239ZM245 154H247V153H245ZM244 154V155H245ZM248 154V155H249ZM256 154H254V155H256ZM33 155H34V153H33ZM66 155V154H65ZM104 156L106 155L105 154V152H104V154H103ZM101 156V157H103V158H101L100 160H103L105 157L104 156ZM124 155V154H123ZM128 155V154H127ZM133 155V154H132ZM135 155V154H134ZM223 155V154H222ZM225 155V154H224ZM241 155V154H240ZM243 155V156H244ZM36 156V155H35ZM47 156V155H46ZM67 156V155H66ZM125 156V155H124ZM141 156V157H142ZM214 156V155H213ZM220 156H221V154H220ZM229 156V155H228ZM233 156V155H232ZM237 156V155H236ZM264 156V155H263ZM34 157V156H33ZM49 157H53V156H49ZM55 157V156H54ZM68 157H69V155H68ZM155 157V158H154ZM176 157V158H175ZM219 156H217L216 155V158H218ZM242 157V156H241ZM133 158H135V157H133ZM133 158H131V159H133ZM210 158H212V157H210ZM233 158H235L234 156H233ZM251 158H253L252 156H251ZM106 159V158H105ZM145 159V158H144ZM147 159V158H146ZM209 159V158H208ZM219 159H220V157H219ZM238 159H240L239 157H238ZM246 159H247V156H246ZM249 159V158H248ZM24 160V159H23ZM29 160H31V159H29ZM99 160V161H100ZM210 161H212L211 159H209ZM230 160H231V158H230ZM241 160H242V158H241ZM256 160V159H255ZM19 161V160H18ZM22 161V160H21ZM25 161V160H24ZM49 161V160H48ZM63 161V160H62ZM61 161V162H62ZM104 161V160H103ZM214 161V160H213ZM231 161H233V160H231ZM243 161V160H242ZM249 161V160H248ZM247 161V163L246 164H248L249 162ZM9 162H11V161H9ZM25 162H27V161H25ZM33 162H36V161H32V163ZM49 162H51V161H49ZM108 162V161H107ZM130 162V161H129ZM149 161H147V163H148ZM206 162H208V161H206ZM235 164H237V161H236V158H235ZM244 162V161H243ZM254 162V161H253ZM260 162H261V160H260ZM29 163V162H28ZM32 163H29V165H30V167H32ZM41 163V162H40ZM112 163H115V162H112ZM211 163V162H210ZM226 162L224 161V164H225ZM230 164H231V162H229ZM229 163H227V164H229ZM241 163V162H240ZM251 163V162H250ZM249 163V164H250ZM15 164V163H14ZM34 164V163H33ZM36 165L38 164V162H36L35 163ZM45 164V163H44ZM61 164V163H60ZM222 164V163H221ZM234 163H233V165H235ZM260 164V163H259ZM262 164V163H261ZM22 165H24V164H22ZM41 164H39L38 165V167L40 166ZM43 165V164H42ZM41 165V166H42ZM52 165V164H51ZM114 165V164H113ZM112 165V166H113ZM125 165H127V164H125ZM151 165V164H150ZM212 165V164H211ZM214 165L215 164H213V170H214ZM226 165V164H225ZM242 165V164H241ZM251 165V164H250ZM255 165H256V163H255ZM253 166V168L252 169H254V167L256 168V166ZM1 166V165H0ZM12 166V165H11ZM16 166L17 165H13L12 167H13V169L11 170L12 172H13V170H16V172H17V169H14V168H16ZM53 166V165H52ZM112 166H111V168H112ZM120 166H122V165H120ZM229 166H232V165H228V167ZM240 166V165H239ZM245 166V167H244ZM242 165V167L244 168V172H245V168L247 167V165ZM259 166V165H258ZM261 166V165H260ZM3 167H5V166H3ZM8 167H10V166H8ZM21 167V166H20ZM23 167V166H22ZM21 167V168H22ZM59 167V166H58ZM58 167H57V169H58ZM83 167H87V169L86 168H84V169H86V170H83L82 168ZM96 167V168H95ZM125 167V166H124ZM128 167V166H127ZM210 167V166H209ZM219 167H221V166H219ZM236 167H237V165H236ZM262 167V166H261ZM18 168V167H17ZM35 168V167H34ZM40 168H42V169H40V170H42V173L39 171V173L40 174H44V170H43V166L42 167H40ZM248 169H249V166L247 167ZM6 169H7V167H6ZM32 169H33V167H32ZM113 169V168H112ZM116 169H118V168H116ZM129 168H127V170H128ZM136 169V168H135ZM147 169V168H146ZM203 169V170H202ZM211 169V168H210ZM1 170H3V173H4V168L2 169H0V174L2 173L1 172ZM31 169H29L28 171H30ZM37 169H35V171H36ZM82 170L83 171H85L84 173L82 172ZM137 170H139V169H137ZM150 170V169H149ZM231 169H230V167H229V169L227 170V172H229ZM255 170H258L259 171V169H255ZM255 170H253V172L255 171ZM263 170V169H262ZM23 170H21V171H19V174L18 175H20V172H22ZM35 171H33V172H35ZM58 171H61V170H58ZM146 171H148V170H146ZM146 171H145V173H146ZM242 171V170H241ZM248 171V170H247ZM8 172V171H7ZM16 172H15V174H16ZM123 172V171H122ZM135 172V171H134ZM140 172V171H139ZM220 172V171H219ZM226 171L224 170V174H226L225 173ZM14 173V172H13ZM38 173V174H39ZM56 173H58L57 172V170H56ZM96 173V172H95ZM157 173V172H156ZM155 173V174H156ZM215 173V172H214ZM213 173V174H214ZM256 173H258L257 171H256ZM6 174V173H5ZM4 174V175H5ZM10 174H12L11 172H10ZM25 174V173H24ZM28 174H30V173H28ZM37 174V175H38ZM46 174V173H45ZM62 174V175H63ZM102 174V173H101ZM148 174V173H147ZM154 174V173H153ZM158 174V173H157ZM213 174H212V181H213V178H215V177H213ZM216 174V173H215ZM214 174V175H215ZM223 174V172H222V170H221V174L220 175H224ZM229 174H231V173H229ZM244 174H246V173H244ZM252 174H254V173H252ZM259 174H261V173H259ZM258 174V177L260 176L261 177V175H259ZM3 175V176H4ZM32 175V174H31ZM30 175V176H31ZM35 175V174H34ZM55 175V174H54ZM53 175V176H54ZM92 175H91V178H92ZM98 175V174H97ZM159 175V174H158ZM211 175V174H210ZM5 176H8V175H5ZM29 176V177H30ZM33 176V175H32ZM31 176V177H32ZM36 176V175H35ZM50 176H52V175H50ZM56 176V175H55ZM66 176H64V178L66 177ZM99 176V175H98ZM101 176V175H100ZM137 176H138V174H137ZM141 176V175H140ZM248 176V175H247ZM251 175H249V177H250ZM257 176V175H256ZM263 176H264V174H263ZM14 177V176H13ZM12 177V178H13ZM19 177V176H18ZM28 177V178H29ZM38 177V176H37ZM42 177H43V180H46L48 183H49V185L50 186H48L49 188L51 187L52 188V186H51V181L50 180H48V179H45L44 178V176L42 175ZM69 177V176H68ZM231 177V176H230ZM229 177V178H230ZM255 177V176H254ZM3 178H5V177H3ZM11 178V177H10ZM10 178H8V179H10ZM15 178V177H14ZM20 178V177H19ZM41 178V177H40ZM55 178V177H54ZM61 178V180H62V178L63 177H60ZM67 178V177H66ZM65 178V179H66ZM97 178V177H96ZM156 178V177H155ZM168 178H169V176H168ZM225 178H226V175H225ZM236 178L237 177H235V179H233V180H236ZM264 178V177H263ZM263 178H262V180H263ZM1 179V178H0ZM24 179H26V178H24ZM32 179V178H31ZM37 179V178H36ZM35 179V180H36ZM51 179V178H50ZM68 179V178H67ZM126 179H128V178H126ZM125 179V180H126ZM149 179H151V178H149ZM148 179V180H149ZM218 179V178H217ZM254 179V178H253ZM33 180L32 181V183L33 182H36L35 184H34V186L36 187V189L33 191L32 190V193L30 194V195H25V196H22V197H24V198H22L23 199V202H24V204H26V202H28V200H29V198L30 197H36L37 199L38 198H40L41 196H42V194H44V193H42V191L44 190V188L42 189L41 187H39V186H37V183L39 182L38 180ZM40 180V179H39ZM54 180V179H53ZM52 180V181H53ZM60 179H59V183L61 184V182L62 181H64L65 183H66V181L65 180H62L61 181ZM68 180H70V179H68ZM73 180V179H72ZM87 180V179H86ZM86 180L84 181L85 183H87L86 182ZM94 180H95V178H94ZM218 180H220V178L218 179ZM242 180V179H241ZM258 181H261V178L260 179H257ZM3 181V180H2ZM2 181H0V182H2ZM11 181H13V180H11ZM16 182H17V189H14V190H18V183H20L18 180H15ZM24 181V180H23ZM22 181V179H21V182H23ZM26 181V180H25ZM46 181H44V183L46 182ZM56 181H57V179H56ZM75 181H77V180H75ZM88 181V180H87ZM89 181H90V179H89ZM114 181H116V184L115 183H113ZM158 181H159V179L157 180V185H159L158 184ZM163 181H165L164 179H163ZM170 182L172 181V180H169ZM215 181V180H214ZM239 181V180H238ZM243 181V180H242ZM249 181L251 182H249L250 184L249 185H251L252 184V181L253 180H250L249 179ZM264 181V180H263ZM5 182V181H4ZM63 182V183H64ZM70 182H72V181H69V183ZM83 182V183H84ZM154 182H156V181H154ZM167 182V181H166ZM165 182V183H166ZM236 182V181H235ZM254 182H256L255 180H254ZM253 182V183H254ZM10 183H12V182H10ZM25 183H28L29 184V181L28 182H25ZM31 183V184H32ZM44 183H42L43 185H45ZM59 183H58V186H59ZM68 183V185L70 186L71 185V183L69 184ZM77 183V182H76ZM79 183H81V182H79ZM212 183V182H211ZM211 183H209V184H211ZM221 184H222V182H220ZM225 183H226V181H225ZM225 183H223V184H225ZM260 183V182H259ZM2 184V183H1ZM0 184V185H1ZM5 184H7V183H5ZM40 184V182L38 183V185ZM55 184V183H54ZM78 184V183H77ZM88 184V183H87ZM90 184V183H89ZM149 184H151V183H149ZM162 184H164V182H162ZM180 184V185H179ZM203 184V183H202ZM213 184V183H212ZM234 184V183H233ZM247 184V183H246ZM245 184V185H246ZM262 184V183H261ZM15 185H16V183H15ZM14 185V186H15ZM30 185V184H29ZM62 185V184H61ZM98 185L100 186V187H98ZM170 185V184H169ZM173 185V184H172ZM171 185V186H172ZM243 185V184H242ZM260 185V184H259ZM264 185V184H263ZM21 186H23V185H21L20 184V187ZM25 186H26V184H25ZM33 186V187H34ZM63 186V185H62ZM79 186H81V185H79ZM85 187H86V185H84ZM164 186V185H163ZM162 186V187H163ZM202 186V185H201ZM207 186H208V183H207ZM207 186H205V187H207ZM211 186V185H210ZM223 186H225V185H223ZM11 187H13V185L11 186ZM16 187V186H15ZM31 187V185L30 186H26L25 187V190H28L29 188ZM37 187H39V188H37ZM66 187H68V186H66ZM89 187V186H88ZM139 187H141V188H139ZM204 187V186H203ZM209 187V186H208ZM221 187V186H220ZM250 187V186H249ZM251 187H252V185H251ZM7 188H8V186H7ZM10 188V187H9ZM22 188V187H21ZM48 188V189H49ZM60 187H57V188H54V189H59ZM82 188V187H81ZM84 188V187H83ZM90 188V187H89ZM138 188H139V190H138ZM157 188H158V186H157ZM164 188H166V187H164ZM168 188V187H167ZM166 188V189H167ZM219 188V187H218ZM236 188H237V186H236ZM244 188V187H243ZM262 188V187H261ZM13 189V188H12ZM32 188H30L28 191L30 192V190H31ZM47 189V188H46ZM53 189V188H52ZM51 189V190H52ZM63 189H65V188H63ZM67 189V188H66ZM80 189V188H79ZM156 189V188H155ZM193 190H194V188H192ZM197 189V188H196ZM199 189V188H198ZM220 189V188H219ZM245 189H246V187H245ZM248 189H250V188H248ZM262 189H264V188H262ZM13 190V191H14ZM21 190V189H20ZM19 190V191H20ZM23 190V189H22ZM81 190V189H80ZM153 190H154V188H153ZM169 190V189H168ZM168 190H167V193H168ZM183 190V189H182ZM210 190V189H209ZM214 190V189H213ZM237 190V189H236ZM247 190V189H246ZM251 190H253V189H251ZM254 190H257V189H255L254 188ZM253 190V191H254ZM259 190V189H258ZM257 190V191H258ZM261 190V189H260ZM259 190V191H260ZM24 191V190H23ZM57 191V190H56ZM60 190H58L57 192H59ZM84 191V190H83ZM82 191V192H83ZM86 191V190H85ZM88 191V193L89 192H91V191H89V189L87 190ZM86 191V192H87ZM165 191V190H164ZM174 191H175V189H174ZM219 191V190H218ZM247 191H250V190H247ZM247 191L246 192H244L245 194L247 193ZM256 191V192H257ZM10 192H12L11 190H10ZM47 192V191H46ZM49 192H50V189H49ZM61 192V191H60ZM65 192H69V191H65ZM65 192H63L62 191V193H63V195H64V193ZM177 192H179V191H177ZM210 192H212L211 190H210ZM214 192H216V191H214ZM213 192V193H214ZM251 192V191H250ZM249 192V193H250ZM8 193V192H7ZM15 193H17V192H15ZM21 193H22V191H21ZM158 193V192H157ZM188 193H192V194H188ZM217 193V192H216ZM215 193V194H216ZM5 194V192H0V195H2L1 197H5L1 202H0V210L1 209H3L4 207H8L7 209H8V211L11 213V212H14L15 213V211L16 210H14L13 209V206H12V203H11V201L12 200H10V197L8 196V195H4ZM26 194V193H25ZM29 194V193H28ZM40 194H41V196H40ZM45 194H47V193H45ZM51 195H52V193H50ZM58 194V193H57ZM75 194V193H74ZM79 194H81V193H79ZM239 194V193H238ZM242 194L243 193H241V196H242ZM11 195H13V194H11ZM21 195H24V193L23 194H20V196ZM60 195V194H59ZM63 195L61 196V197H63ZM73 195V194H72ZM72 195H69V196H72ZM78 195V194H77ZM136 195H138L139 197H141V196H143L144 197V199H146V201H147V205L145 206V208H143V209H140V207H139V205H137L138 207H136L135 209H133L134 211H132V214H128L127 212H125L126 214H127V217H126V219L125 220H120L118 217H116L115 215H114V211H113V209H115L116 207H118V208H125V207H127L128 206V204H129V201L130 200H134L135 199V196ZM159 195V194H158ZM163 195H166V194H164L163 193ZM208 195H210V194H208ZM218 195V194H217ZM248 195V194H247ZM18 196H19V194H18ZM39 196V197H38ZM47 196V195H46ZM48 196H49V194H48ZM47 196V197H48ZM55 196V195H54ZM66 196V195H65ZM64 196V197H65ZM212 196V195H211ZM210 196V197H211ZM219 196L220 195H218V198H219ZM255 196V195H254ZM0 197V198H1ZM12 197V196H11ZM15 197V196H14ZM17 197V196H16ZM45 196L43 195V198H44ZM50 197V196H49ZM56 197V196H55ZM54 197V198H55ZM58 197V196H57ZM75 197H76V194H75ZM138 197V198H139ZM207 197V198H206ZM232 197V196H231ZM247 197H249V195L247 196ZM256 197V196H255ZM26 198H28V199H26ZM35 198V199H36ZM43 198H42V200H43ZM74 198V197H73ZM222 197H220V199H221ZM242 198V197H241ZM237 199L238 201L240 200V201H243L242 199ZM252 198V197H251ZM257 198H258V196H257ZM2 199V198H1ZM0 199V200H1ZM14 199V198H13ZM15 199H17V198H15ZM33 199V198H32ZM32 199H30L31 201H32ZM35 199H34V202H35ZM51 199H52V197H51ZM59 198H57L55 201L57 202V200H58ZM61 199V198H60ZM59 199V200H60ZM72 198H70V200H71ZM143 199V200H144ZM179 199V200H178ZM224 199V198H223ZM245 199H247V198H245ZM249 199V198H248ZM247 199V200H248ZM255 199V198H254ZM263 199V198H262ZM39 200V199H38ZM37 200V201H38ZM53 200V199H52ZM68 200V199H67ZM75 200V199H74ZM79 200V199H78ZM77 200V201H78ZM80 200H82V197H81V199ZM79 200V201H80ZM94 201H95V199H93ZM138 200V199H137ZM142 200V199H141ZM142 200V201H143ZM222 200V199H221ZM229 200H231V199H228V201ZM261 200V199H260ZM260 200H259V202H260ZM15 201L16 200H13V202L15 203ZM20 201V200H19ZM30 201V202H31ZM45 201V200H44ZM55 201H53V202H55ZM66 201V200H65ZM91 201V200H90ZM93 201V202H94ZM119 201H125V203H122V205L123 206H125V207H123V206H121L120 204H119ZM145 201V200H144ZM167 201L168 202H170V204H166L167 203ZM227 200H226V203L228 202ZM234 201H236V200H234ZM233 201V202H234ZM255 201V200H254ZM257 201H258V199H257ZM22 202V201H21ZM20 202V203H21ZM29 202V203H30ZM67 202V201H66ZM80 202H82V201H80ZM92 202V201H91ZM92 202V203H93ZM231 202V201H230ZM231 203V204H234V203ZM237 202V201H236ZM258 202V203H259ZM262 202V201H261ZM19 203V204H20ZM31 203H33V202H31ZM46 203V202H45ZM50 203V202H49ZM63 203H64V199H63ZM72 202H70V204H71ZM88 203V202H87ZM90 203V202H89ZM131 203H133V202H131ZM130 203V204H131ZM224 203V202H223ZM225 203V204H226ZM229 203V202H228ZM239 203V202H238ZM243 203H247L248 205H249V202H247V201H243ZM255 203H256V201H255ZM17 204V203H16ZM22 204V203H21ZM40 204V203H39ZM67 204V203H66ZM69 204V205H70ZM83 204V205H82ZM129 204V205H130ZM140 204H142V205H140L141 207L143 206L144 207V205H143V203H140ZM246 204V205H247ZM261 204V203H260ZM29 205V204H28ZM27 205V206H28ZM33 206H34V204H32ZM31 205V206H32ZM41 205H44L43 203L41 204ZM68 205V206H69ZM227 205V204H226ZM239 205V204H238ZM237 205V206H238ZM241 205V204H240ZM251 205H253V201H252V204ZM22 206V205H21ZM27 206H25V207H27ZM40 206V205H39ZM45 206V205H44ZM44 206H43V208H44ZM64 206H66L65 204H64ZM67 206V207H68ZM73 206H75V205H73V203H72V207ZM228 206H230V203L228 204ZM227 206V207H228ZM234 206V205H233ZM257 206V205H256ZM49 207H51V206H48V208ZM54 207V206H53ZM61 207V206H60ZM60 207H58V208H60ZM76 207V208H77ZM244 208H245V206H243ZM249 207H251V206H249ZM249 207H248V210H249ZM16 208H18V207H16ZM20 208V207H19ZM22 208V207H21ZM74 208V207H73ZM86 208H88V209H86ZM243 208V209H244ZM251 208H253V207H251ZM257 208V207H256ZM259 208H261L260 207V205H259ZM258 208V209H259ZM262 208H264V206L262 207ZM35 209V208H34ZM86 209V210H85ZM131 210H132V207L130 208ZM242 209V208H241ZM240 209V210H241ZM25 210H26V208H25ZM25 210H22V211H25ZM49 210H51V209H49ZM52 210H54V208L52 209ZM61 210V209H60ZM59 210V211H60ZM66 210V209H65ZM68 210H70V211H72L71 210V206L70 207H68ZM127 210H128V208H127ZM126 210V211H127ZM130 210V211H131ZM245 210H247V209H244V211ZM247 210V211H248ZM4 212H5V210H3ZM30 211V210H29ZM29 211H26V212H29ZM69 211V212H70ZM116 211V210H115ZM119 211V210H118ZM117 211V212H118ZM123 211H125V210H123ZM129 211V212H130ZM238 211V210H237ZM261 211V210H260ZM7 213V215L8 214H10V213ZM19 212H21L20 210H18L17 211V216L18 215H20V214H18ZM40 212V211H39ZM58 212V211H57ZM65 212V211H64ZM63 212V213H64ZM120 212V211H119ZM254 212V211H253ZM1 213V212H0ZM35 213V212H34ZM33 213V214H34ZM49 213V211H47V214ZM121 213H124V212H121ZM255 213V212H254ZM253 213V214H254ZM23 214H24V212H23ZM23 214H21L22 216H24ZM29 214V213H28ZM27 214V215H28ZM59 214V213H58ZM61 214V213H60ZM140 214H142L143 216H140ZM242 214H243V211H242ZM252 214V213H251ZM263 214V213H262ZM3 215H4V213H3ZM7 215H4L5 217H7ZM26 215V214H25ZM42 215V214H41ZM44 215V214H43ZM116 215L117 216H119L120 214H118V213H116ZM122 215V214H121ZM244 216H245V213L243 214ZM261 215V214H260ZM260 215L258 216V217H260ZM14 216H15V214H14ZM17 216H15V217H17ZM29 216H31L30 214H29ZM59 216V215H58ZM69 216V215H68ZM76 216V215H75ZM250 217H251V215H249ZM254 216V215H253ZM255 216H257V215H255ZM10 217V216H9ZM24 217H26V216H24ZM62 217H63V215H62ZM61 217V218H62ZM120 217V216H119ZM122 217V216H121ZM241 217V216H240ZM249 217V218H250ZM1 218V217H0ZM29 217L27 216V218L26 219H28ZM42 218V217H41ZM54 218V217H53ZM56 218V217H55ZM59 218V217H58ZM245 218H247V220H248V217H245ZM256 218V217H255ZM4 219V218H3ZM6 219V218H5ZM4 219V220H5ZM10 219H11V217H10ZM19 220L18 221H20V220H22V222H20L21 224V226L22 225H28L29 226V219H28V223L27 224H25L26 222V220L24 221V224H23V219L24 218H22V217H20V218H18ZM49 219V218H48ZM52 219V218H51ZM146 219V220H145ZM241 219V218H240ZM9 220V219H8ZM45 220V219H44ZM56 220V219H55ZM59 221H60V219H58ZM132 220V221H131ZM258 220V219H257ZM16 221H17V219H16ZM36 221H38V220H36ZM62 221V220H61ZM249 221V220H248ZM251 221H252V218H251ZM12 222V221H11ZM30 222H32V221H30ZM43 222V221H42ZM257 222V221H256ZM7 223V222H6ZM9 223H10V221H9ZM14 223V222H13ZM16 223H18V222H15V224ZM40 223V222H39ZM55 223H57V222H55ZM62 223H66V220L63 222H61L60 223V226H61V224ZM233 223V224H232ZM19 224V223H18ZM44 224V223H43ZM50 224H52V222H50ZM58 224V223H57ZM10 225V224H9ZM12 225H14V224H12ZM47 225V224H46ZM56 225V224H55ZM63 225V224H62ZM237 225H239V224H237ZM20 226V227H21ZM27 226V227H28ZM31 226V228H33L34 229V227H33V224L32 225H30ZM49 227H50V229H53L54 227H56V226H53V225H48ZM64 226V225H63ZM72 226H75V228L76 229H74L75 231L74 232H72L71 231V229L70 228H72ZM140 226H142V227H140ZM256 226H258V225H256ZM0 227H1V225H0ZM7 227V226H6ZM5 227V228H6ZM11 228H9L8 227V229H12V226H10ZM17 227H19V225H17ZM20 227L19 228H15V229H20ZM24 227V226H23ZM23 227H21V228H23ZM26 227V228H27ZM47 227V226H46ZM49 227H47V228H49ZM53 227V228H52ZM143 228V230L144 229H146V231H148V232H145L146 233V235H135L133 232H132V234L130 233V231H140V230H142V229H140V228ZM30 227H28V229H29ZM58 228V227H57ZM241 228V227H240ZM255 228V227H254ZM4 229V228H3ZM2 229V230H3ZM24 229H25V227H24ZM23 229V230H24ZM32 229V230H33ZM41 229H43V227H41V228H39V227H36V232L35 233H40L42 230ZM49 229V230H50ZM233 229H234V227H233ZM27 230V229H26ZM45 230H46V228H45ZM44 229H43V231H45ZM58 230V229H57ZM62 230V228L60 229V230H58L57 231V233L59 232V231H61ZM243 230H245L244 228H243ZM255 230H256V228H255ZM5 231H7V229H5L4 231H3V233H5ZM11 231H13V230H11ZM15 231V230H14ZM25 231V230H24ZM28 231V230H27ZM33 231H35V229L33 230ZM43 231L39 234V235H41V237H42V235H44V234H46V236H48V232H46V233H43ZM46 231H48V230H46ZM66 231H65V233H66ZM121 231H128L130 234H128V232H127V235H126V233H125V235H126V237L124 236V234H122V236H124L125 238L123 239L122 238V240L120 239V237L118 236L119 234H120V232ZM16 232H19V231H16ZM64 231H62V233H63ZM233 232H234V230H233ZM238 232V231H237ZM236 232V233H237ZM2 233V234H3ZM8 233L10 234V232L8 231ZM43 233V234H42ZM61 233V232H60ZM141 233V232H140ZM144 233V232H143ZM236 233H235V235H236ZM1 234V233H0ZM21 234V233H20ZM23 234V233H22ZM51 234H52V232H51ZM56 234V233H55ZM5 235V234H4ZM19 235V233H17V236ZM25 235H26V233H25ZM25 235H19L20 237L21 236H25ZM35 235V234H34ZM34 235H32V237L34 236ZM61 235H63V234H61ZM60 235V236H61ZM68 235V234H67ZM66 235V236H67ZM70 235V234H69ZM75 235V234H74ZM240 235V234H239ZM27 236H28V234H27ZM26 236V237H27ZM36 236H37V234H36ZM35 236V237H36ZM56 236H58L57 234H56ZM64 236V235H63ZM121 236V237H122ZM242 236V235H241ZM241 236L239 237V238H241ZM39 237V236H38ZM45 237V236H44ZM75 237H76V235H75ZM237 237V236H236ZM24 238V237H23ZM22 238V239H23ZM45 238H47V237H45ZM49 238V237H48ZM47 238V239H48ZM50 238H52V237H50ZM68 238V237H67ZM66 237H65V239H67ZM74 238V237H73ZM81 237H79V239H80ZM83 238V237H82ZM81 238V239H82ZM244 238V237H243ZM21 239V240H22ZM24 239H26V238H24ZM32 239V238H31ZM43 239V238H42ZM54 239H55V237H54ZM64 239V240H65ZM69 239V238H68ZM72 239V238H71ZM6 240V239H5ZM35 239H33L32 241H34ZM73 240V242L74 243H76V241H78V240H76L75 241V238L74 239H72ZM84 240H83V242H84ZM233 240V241H232ZM8 241H9V239H8ZM8 241H5L6 243L8 242ZM18 241H19V239H18ZM25 241V240H24ZM23 241V242H24ZM36 241V240H35ZM39 241V240H38ZM40 241H42L41 239H40ZM39 241V242H40ZM43 241H44V239H43ZM57 242H59L60 240H56ZM69 241V240H68ZM81 241V240H80ZM79 241V242H80ZM241 241V240H240ZM262 241H264V240H262ZM28 242V241H27ZM26 242V243H27ZM242 242H243V240H242ZM1 243H3V242H1ZM14 243V244H13ZM12 244L13 245H15L16 243L15 242H13ZM25 243V242H24ZM29 243V242H28ZM63 243V242H62ZM69 243V242H68ZM67 242H66V244L65 245H67L68 244ZM73 243V244H74ZM78 243V242H77ZM81 243V242H80ZM258 243V242H257ZM261 243V242H260ZM10 244V243H9ZM40 244H41V242H40ZM53 244H55V245H53ZM73 244H70V245H73ZM262 244H263V242H262ZM2 245H6V244H2ZM11 245V244H10ZM10 245H6V246H9L10 247ZM20 245V244H19ZM19 245H18V247H19ZM29 245V244H28ZM33 245H35L34 244V242H33ZM38 245V244H37ZM42 245V244H41ZM76 245V244H75ZM17 246V245H16ZM15 246V247H16ZM22 245H20V247H21ZM62 246V247H61ZM79 246H80V244H79ZM79 246H78V248H79ZM3 247H5V246H3ZM2 247V248H3ZM8 247V249L7 250H4L5 248H3V250H0V264H37L38 262L37 261H39L38 259H36V260H33V259H30L29 257H23V258H25V259H23L22 258V254H26L27 256H28V254H30V253H28V250H26V248L28 249V247H25V248H22V254L20 255L21 257H19L18 256V254L19 253H17V252H14L15 250H13V247H10L9 248ZM22 247H24V245L22 246ZM32 247V246H31ZM38 247V246H37ZM69 247V246H68ZM73 247V246H72ZM251 247V246H250ZM250 247L248 248V249H250ZM29 248H30V246H29ZM34 248V246L32 247V249ZM70 248V247H69ZM84 248H85V245H84ZM253 248V247H252ZM259 248V247H258ZM264 248V247H263ZM24 249V250H23ZM31 249V248H30ZM32 249H31V251H32ZM36 249V248H35ZM73 249V248H72ZM76 249V248H75ZM74 249V250H75ZM242 249V248H241ZM262 249V248H261ZM18 250H20V248L18 249ZM39 250H42V249H39ZM263 250V251H262ZM261 251L263 252V253H260L261 255H258V256H256L255 258L254 257H248V258H246L245 260H244V263H242V264H252V263H254L255 262V264H264V249H262ZM43 251V250H42ZM41 251V253H39V254H42L43 252ZM79 251V250H78ZM85 251V250H84ZM83 251V252H84ZM252 251V253H253V250H251ZM250 250H249V254H251L250 252H251ZM33 252V254L34 255H37V254H35V252H37V251H32ZM70 252V251H69ZM74 252V251H73ZM76 252V251H75ZM87 252V251H86ZM89 252V251H88ZM254 252H255V250H254ZM259 252V251H258ZM258 252H255V253H253L254 255L257 253L258 254ZM243 253H244V251H243ZM68 254V255H69ZM245 254V253H244ZM247 254H248V252H247ZM241 255H243V254H241ZM39 256V255H38ZM42 256V255H41ZM43 256V257H44ZM245 256V255H244ZM249 256H252V255H249ZM95 257H98V258H95ZM240 257V256H239ZM246 257H247V255H246ZM28 258V259H27ZM31 258H34V257H31ZM39 258H42V257H39ZM254 258V259H253ZM43 259V258H42ZM244 259V258H243ZM45 259H43V260H41L40 262H39V264L42 262V261H46ZM51 262H53V261H50V263ZM49 263V262H48ZM42 264H43V262H42ZM53 264V263H52ZM54 264H55V262H54ZM240 264V263H239Z\"/></svg>",
  "mask_w": 264,
  "mask_h": 264
},
{
  "label": "clouds",
  "instance_id": "obj_3",
  "mask_svg": "<svg viewBox=\"0 0 264 264\" xmlns=\"http://www.w3.org/2000/svg\"><path fill=\"white\" fill-rule=\"evenodd\" d=\"M133 264H146V261L144 260L143 257H139V256H138V257L134 260Z\"/></svg>",
  "mask_w": 264,
  "mask_h": 264
}]
</instances>
